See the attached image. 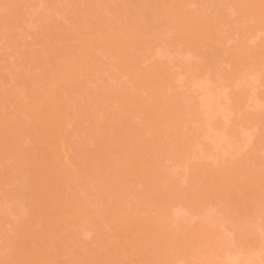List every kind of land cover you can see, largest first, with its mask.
I'll return each mask as SVG.
<instances>
[{"label":"rangeland","instance_id":"obj_1","mask_svg":"<svg viewBox=\"0 0 264 264\" xmlns=\"http://www.w3.org/2000/svg\"><path fill=\"white\" fill-rule=\"evenodd\" d=\"M2 1V2H1ZM5 0H0V6L2 7H0V28H1V30L2 31H4V34H3V32L1 33V30H0V75H2L1 76V79H0V87H2V88H0V107L1 106H3V107H1L0 108V126L2 125V124H4V127H3V125L0 127V131H1V129H2V131L0 132L2 135H0V149H1V151H0V170L2 169V171H0V197H2V199L0 198V225H1V227H0V260H3V262H5V263H7L6 261L8 260V263L7 264H12L11 263V261H14L12 258H15V261H17L18 259V264L19 263H21V264H40V262H41V264H79L80 262L82 263V264H94V262L97 264V262L99 263V264H104L105 263V257H107V256H109V258L110 257H112V258H110L109 260H113V258L115 259V257H114V255L113 254H115V253H113V254H111V256L110 255H107L108 253L110 254L111 252H113V251H111V250H113L114 248V250L117 252V254L116 255H118V254H120V255H118V257H120L119 258V261H118V264H121L120 262L122 261V264H126V262H127V264L128 263H130V264H161V263H163V264H264V183H262V182H264V120H262L263 118H264V59H263V57H264V47L263 48H261L262 46H264V45H262V44H264L263 42H264V25H263V27H261V25H262V22H263V24H264V13H263V11H264V0H251L252 2H250V5H252V6H249V2H247V0L245 1V0H239V1H237V0H230L232 3H230V1H228V0H226V1H224V0H222V1H224V3H220V1L219 0H195L196 2H197V4H196V6H195V1H194V5H193V0H187V1H183V0H169V3H168V0H125V1H129V3L128 2H126L125 3V1L124 0H114V2L112 3V0H108V2H109V4H108V2L106 1V2H104L103 0H68V1H66V0H55V2H54V0H48V2H47V0L45 1V0H41V1H39V0H34V1H36V2H34L33 0H28V1H24V0H9V2H8V0H6L5 2H4ZM38 1V2H37ZM44 1V2H43ZM52 1V2H51ZM72 1V2H71ZM74 1V2H73ZM77 1V2H76ZM104 2V4H103V2ZM120 1H122L123 3H124V5L122 6L121 5V2ZM166 1H167V3H166ZM188 1H191V2H189V4H188ZM202 1H204V4H203V2ZM209 1V2H208ZM236 1V2H235ZM249 1V0H248ZM256 1H257V3H256ZM262 1V2H261ZM4 2V3H3ZM7 2V4H5ZM40 2V3H39ZM45 2H46V4L47 3H50V4H45ZM111 2V3H110ZM148 2V3H147ZM183 2V3H182ZM185 2V3H184ZM199 2V3H198ZM214 2V3H213ZM218 2V3H217ZM226 2V3H225ZM233 2H235V4H233ZM240 2V3H239ZM243 2H245V4L243 3ZM11 3V4H10ZM37 3H38V5H37ZM55 3V4H54ZM67 3V4H66ZM118 3H120V4H118ZM128 3V4H127ZM145 3V4H144ZM176 3V4H175ZM180 3V4H179ZM188 5H187V4ZM191 3V4H190ZM213 3V4H212ZM215 3H216V5H215ZM254 3H255V5H254ZM263 3V4H262ZM43 4H45V5H43ZM65 4V5H64ZM71 4V6L70 7H68V5H70ZM100 4V5H99ZM106 5V4H108V5H106V6H102V5ZM114 4V5H113ZM127 4V5H126ZM150 4L153 6H151L150 7ZM170 5V8H169V6H166V5ZM173 6H172V5ZM174 4H175V6H174ZM177 4H179V5H177ZM186 4V5H185ZM202 4V5H201ZM219 5V7L221 6V9L218 7V5ZM243 4V5H242ZM257 4V5H256ZM262 6H261V5ZM6 5H9V6H6ZM36 5V6H35ZM42 5H43V7H42ZM48 5H50V6H48ZM67 5V6H66ZM118 5V6H117ZM122 7H121V6ZM182 5V6H181ZM199 5V6H198ZM209 5H211L212 7L214 6V8L216 7V9H214L213 8V10L211 9H209L211 6H209ZM238 5H240V6H238ZM4 6V7H3ZM11 6V7H10ZM41 6V7H40ZM48 6V7H47ZM53 6V7H52ZM64 6H66V7H64ZM109 6V7H108ZM127 6V8H125L124 9V7H126ZM207 6V7H206ZM238 6V7H237ZM242 6V7H241ZM249 6V9H247V7ZM38 7V8H37ZM46 7V8H45ZM101 7V8H100ZM106 7H108V8H106ZM155 7H157L158 9H159V12H158V9L157 8H155ZM168 7V8H167ZM171 7H172V9H171ZM176 9H175V8ZM183 7V8H182ZM211 7V8H212ZM241 7V8H240ZM253 9V12H252V10H250L251 8ZM263 7V8H262ZM40 8V9H39ZM48 8H50L49 10H50V12H49V10H47ZM55 8V9H54ZM77 8V9H76ZM79 8H80V10H79ZM97 8H98V10H97ZM99 8H100V10L101 11H99ZM103 8H104V11H103ZM122 8V9H121ZM149 9V11H148V9ZM152 8V9H151ZM153 8H155L156 10V12L154 13V15H153V13H152V19H151V17L149 16V15H151V12L153 11ZM182 8V9H181ZM219 8V9H218ZM233 8H235L234 10H233ZM254 8H256V11L254 10ZM260 10H259V9ZM262 8V9H261ZM11 9V10H10ZM36 9V10H35ZM64 9V10H63ZM76 11H75V10ZM81 9H82V11H81ZM96 9V10H95ZM124 9V10H123ZM135 9H137L138 10V12H137V10H135ZM167 9H169V11L168 12H170V13H168L167 12ZM171 9V10H170ZM181 9V10H180ZM239 9H241V11L239 10ZM66 12L67 11V13H65V15H64V12ZM108 10V11H107ZM111 10V11H110ZM126 10V11H125ZM143 10V12H141V11ZM164 10V11H163ZM173 10V11H172ZM175 10V11H174ZM185 11V13H184V11ZM235 10H237V12H235ZM247 10H248V12H247ZM262 10V11H261ZM1 11H4L3 13H1ZM11 11V12H10ZM70 11V12H69ZM78 11V12H77ZM94 11H97V12H94ZM99 11V12H98ZM104 12V14H102L103 12ZM107 11V12H106ZM110 11V12H109ZM135 11V12H134ZM147 11V12H146ZM163 11V12H162ZM180 13H179V12ZM181 11H182V13H181ZM213 11H216L215 13L213 12ZM242 12V13H238V12ZM245 11H246V14H245ZM257 12V13H255V12ZM35 12V13H34ZM38 12V14H36ZM49 12V13H48ZM63 12V14H61ZM69 12V13H68ZM112 12V13H111ZM145 12V13H144ZM158 12V13H157ZM164 12L165 13H167V14H164ZM175 13L174 15H173V13ZM6 13V14H5ZM9 13H11V14H9ZM47 13V14H46ZM80 13H82V18H81V16H79L78 14ZM85 15H84V14ZM90 13V14H89ZM98 13L102 16H99L98 15ZM111 13V14H110ZM126 13V14H125ZM141 13H143V14H141ZM147 13V14H146ZM244 13V14H243ZM249 13V14H248ZM251 13H252V15L253 16H249V15H251ZM261 13H263L261 16H260V14ZM42 14H44L43 16H45V17H43L42 16V18H44V19H42L41 18V15ZM51 14V15H50ZM69 14H73L72 16L71 15H69ZM76 14V15H75ZM93 14H95L94 15V18H92L93 17ZM134 14H136V15H134ZM139 14V15H138ZM149 14V15H148ZM160 14H162V15H160ZM184 14V15H183ZM190 14V15H189ZM214 14H215V16H216V18H215V16H214ZM220 14V15H219ZM248 14V15H247ZM256 14V15H255ZM12 15V16H11ZM34 15V16H33ZM40 15V17H38ZM62 15V16H61ZM67 15V16H66ZM68 15H69V17H68ZM88 15V16H87ZM89 15H91L92 17H90ZM105 15L107 16H110V17H108L107 16V19H109L110 18V21L109 20H107L106 18H105ZM114 15V16H113ZM140 15H142V17H140ZM147 17H146V16ZM159 15V16H158ZM182 15V16H181ZM189 15V16H188ZM193 15V16H192ZM203 15V16H202ZM246 15V16H245ZM7 16V17H6ZM10 16V17H9ZM32 16V17H31ZM47 16V17H46ZM60 16V17H59ZM66 16V17H65ZM76 16V17H75ZM85 16V17H84ZM97 16H98V18H99V21H97ZM112 16V17H111ZM140 17V18H143L144 19V21H143V19H140V18H137V17ZM149 16V17H148ZM164 18H163V17ZM173 16V17H172ZM186 16V17H185ZM191 16V17H190ZM250 18H252V19H249V17ZM3 17V18H2ZM36 18V20L34 19V18ZM66 19H65V18ZM74 17L75 18H78L79 19V21H78V19L77 20H74ZM80 17V18H79ZM84 17V18H83ZM103 17L105 18V20L103 19ZM145 17V18H144ZM155 17H157V19L155 18ZM161 17V18H160ZM167 17V18H166ZM169 17H171V18H169ZM175 17V18H174ZM187 17H190L189 19L187 18ZM193 17H194V19H193ZM205 17V18H204ZM256 17V19H254ZM259 17H261V18H259ZM41 19V20H39V19ZM45 18L46 19H48V20H45ZM50 18V19H49ZM59 18H61L60 19V22H59ZM73 18V19H72ZM87 18H88V20H87ZM90 18V19H89ZM96 18V19H95ZM101 18L103 19L102 20V22H101ZM154 18V19H153ZM204 18V19H203ZM207 18V19H206ZM214 18V19H213ZM257 18H259V19H257ZM4 19H6V20H4ZM34 19V20H33ZM63 19H65V20H63ZM87 20V21H85V22H83L84 20ZM93 19V20H92ZM112 19V20H111ZM138 19V20H137ZM146 19V20H145ZM167 19V20H166ZM171 20V22H170V20ZM183 19H188L187 21H185V20H183ZM192 19V20H191ZM212 19V20H211ZM263 19V20H262ZM11 20V21H10ZM50 20V21H49ZM54 20H58V22H54ZM68 20V21H67ZM151 20V21H150ZM152 20H154V21H152ZM164 20V21H163ZM169 20V21H168ZM183 20V21H182ZM191 20V21H190ZM194 20H196V21H194ZM201 20V21H200ZM203 20H205V22L203 21ZM211 20V21H210ZM222 22H221V21ZM249 20H251V22L249 21ZM9 21V22H8ZM33 21V22H32ZM44 21H46L47 22V24H51V26H49V27H54V29H51V28H49L48 26H47V24L46 23H43ZM69 21H73L72 22V24H71V22H69ZM80 21L83 23V25H85V23L87 22V24H89V26L86 24L85 25V28H86V30H84L82 27H83V25H82V23H80ZM107 21V22H106ZM145 22V23H143V22ZM175 21H177L176 22V24L174 23ZM181 23H179V22ZM185 21V23H187L188 22V24H186V25H184V26H181V25H183V24H185V23H183ZM191 22V24H192V27H191V24H190V22ZM192 21H194L196 24L197 23H199V24H195L194 22H192ZM200 21V22H199ZM208 21V22H207ZM210 21V22H209ZM213 21V22H212ZM255 21H257V22H255ZM261 21V22H260ZM1 22H2V24H1ZM8 22V23H7ZM32 22V23H31ZM34 22H35V24H34ZM37 22V23H36ZM38 22L40 23L41 22V24H38ZM49 22V23H48ZM51 22H54V25H53V23H51ZM68 22H69V24H71V28H73V30L72 29H70V31L68 30V28H70V26H69V24H68ZM77 22H79V23H77ZM90 22V23H89ZM103 22H104V24H103ZM106 22V23H105ZM166 22V23H165ZM168 22H170V23H168ZM201 22H203L202 24H201ZM207 22V23H206ZM254 22V23H253ZM261 24H259V23ZM10 23V25H8ZM59 23V25H60V28H59V25L57 26V24ZM75 23L76 24H79V26L78 25H75ZM93 23V24H92ZM97 25H96V24ZM152 23H154V24H152ZM183 23V24H182ZM206 23V24H205ZM209 23H210V25H209ZM252 23V24H251ZM7 24V25H6ZM44 24H46V25H44ZM56 24V25H55ZM90 24H92L93 26H94V28L92 27V25H90ZM102 24V25H101ZM106 24V25H105ZM141 26H140V25ZM144 24V25H143ZM152 24V25H151ZM174 24V25H173ZM196 25V27H198L199 26V28H195V25ZM201 24V25H200ZM255 24H256V26H255ZM32 25V26H31ZM33 25L35 26H39V28H41V29H43V30H45L46 31V29H44V28H46V27H48L49 29H51L50 31H49V33L48 34H50V33H52L51 31L52 30H58L55 34H57L59 31V33H58V38H60L59 39V41H58V38L56 39V38H52V37H54V36H56V35H52L51 34V38H52V40H53V42L54 43H56L55 45H56V50H57V53H56V51H52V52H55V53H51L52 55H54L55 56V54H56V58H52V57H54V56H52L51 57V54H50V52L51 51H49V50H46V51H49V56L51 57H49L48 56V58H49V61L47 60L48 58H45V57H47L46 55H48V52H47V54L46 55H44V58H45V62H49L48 64H50V66H51V68L49 67V65L46 63V65L45 64H43V59H42V62H40L41 60H39V58L40 57H42V56H40V54H39V52H41V51H44L43 49H45L46 47H47V49H49L48 47L51 45L52 46V48L55 50V47L53 46L54 45V43L52 42V44H50L51 42L50 41H52L51 39H50V36H48V34L46 33V32H44L43 30H41L40 29V31L42 32V33H40V31H39V28H35L34 29V27H33ZM41 25V26H40ZM42 25L44 26V28H42ZM68 25V26H67ZM74 25V26H73ZM100 26V28H99V26ZM105 26L107 29L109 28V30H107L106 31V28L105 27H102V26ZM140 26V27H137V26ZM143 25V26H142ZM170 25V26H169ZM190 27H189V26ZM202 25L203 26H205L204 28L202 27ZM207 25V26H206ZM209 25V26H208ZM216 25V26H215ZM218 25V26H217ZM252 25H254V26H252ZM260 25V26H259ZM12 26V27H11ZM35 26V27H36ZM37 26V27H38ZM62 26H63V32H62ZM87 26H88V28H87ZM91 26V28H89ZM146 26H148V27H146ZM159 26V27H158ZM188 26V27H187ZM200 26H201V29L202 30H200ZM250 26H251V28H250ZM259 26V27H258ZM3 27H5L4 29H3ZM56 27V28H55ZM77 29H76V28ZM97 27V28H96ZM143 27H144V29H143ZM152 27V28H151ZM181 27H184V29L183 30H186V31H183L182 30V28ZM207 27V28H206ZM209 27V28H208ZM249 27V28H248ZM254 27H256V28H254ZM258 27V28H257ZM7 28H8V30H7ZM47 28V30H49ZM61 29V30H59V29ZM103 28H105V29H103ZM130 28L132 29V30H130ZM187 28V29H186ZM189 28V29H188ZM191 28H192V31H191ZM252 28H253V30H252ZM65 29V30H64ZM74 29H76V30H74ZM90 29V30H89ZM92 29V30H91ZM100 29V30H99ZM135 29V30H134ZM142 31H141V30ZM173 29V30H172ZM177 29V30H176ZM205 29H208L207 31L205 30ZM246 29V30H245ZM249 29V30H248ZM254 29H255V31H256V33L254 32ZM257 29V30H256ZM260 29V30H259ZM15 30H16V33H15ZM31 30H33L32 32H33V34L31 35ZM35 30V31H34ZM66 30H68V32L66 31ZM179 30V31H178ZM183 32H182V31ZM213 30V31H212ZM215 30V31H214ZM217 30V31H216ZM219 30V31H218ZM252 30V31H251ZM263 30V31H262ZM8 31L10 32V34L8 33ZM14 31V32H13ZM17 31H18V33H17ZM39 31V32H38ZM66 31V32H65ZM106 31V32H105ZM112 31V32H111ZM131 31V32H130ZM133 31V32H132ZM138 31V32H137ZM144 31V32H143ZM156 31H158L157 33H155ZM160 31V32H159ZM188 31H191L192 32V34L190 33V32H188ZM202 31V32H201ZM208 31L210 32V33H208ZM212 31V32H211ZM243 31H245L244 33H243ZM7 34H6V33ZM11 32L12 33H14V34H11ZM31 32V33H30ZM72 32H75L76 34H73ZM84 32V33H83ZM92 32V33H91ZM104 32V33H103ZM109 32V33H108ZM136 32V33H135ZM175 32L177 33V34H179V32H182V33H180V34H182V35H180L179 34V36L178 35H176L175 34ZM195 32V33H194ZM197 32V33H196ZM220 32V33H219ZM248 32V33H247ZM262 32V33H261ZM20 33V34H19ZM34 33H38V34H40L39 36H41V34L43 35V33L45 34L46 33V35L48 36L47 38H49L48 40H47V38H46V40H47V42H48V44H50L49 46H47V42H45V44L44 43H42L43 42V39H42V37H40L41 38V40L40 39H38L37 40V38H36V34H34ZM53 33H54V31H53ZM66 34V35H70L69 36V38L71 39L72 38V40H70L69 38L67 39V37L68 36H64L63 34ZM68 33H71V34H68ZM88 33V34H87ZM91 33V34H90ZM110 33H113V34H110ZM139 33H141V34H139ZM153 33H155L157 36H154V34ZM186 33H187V35H186ZM188 33H190V34H188ZM205 34V35H203V34ZM212 33V34H211ZM260 33V34H259ZM3 34V35H2ZM19 34V35H18ZM22 34V35H21ZM30 35V36H28V35ZM61 34H62V37H61ZM82 34V35H81ZM128 34V35H127ZM131 34H134V35H131ZM185 34V35H184ZM194 34V35H193ZM211 34V35H210ZM249 34V35H248ZM257 34H259V35H257ZM8 35H10V37H12V36H14V39H18L17 41H20V42H18L17 43V41H16V43H14L15 41L12 39V38H10L9 37V39L7 38V36ZM18 37H17V36ZM24 35V36H23ZM26 35V36H25ZM35 35V36H34ZM71 35L72 36H74V37H71ZM78 36L77 38L78 39H76V37L75 36ZM82 37H81V36ZM90 35V36H89ZM107 35V36H106ZM125 36L124 38H122V36ZM127 35V36H126ZM140 35L142 36V37H140ZM190 35L191 36H193V37H190ZM197 35V36H196ZM198 35H199V37H198ZM203 35V36H202ZM216 35V36H215ZM5 36H6V38H5ZM32 36H34L35 38H33V39H35V40H32ZM118 36V37H117ZM134 37V39H133V37ZM138 38H137V37ZM183 36H185L186 38H188V40L187 39H185V37H183ZM188 36V37H187ZM195 36H196V39H195ZM202 36V37H201ZM208 36V37H207ZM222 36V37H221ZM259 36H261V37H259ZM31 39H30V38ZM44 37H46V36H44ZM43 37V38H44ZM106 37H110L111 39L113 38L114 39V41H113V39L112 40H109L108 38L106 39ZM115 37H117V38H115ZM128 37H131V38H128ZM179 37H181L180 39H179ZM204 37H206V38H204ZM209 37H212V38H209ZM216 37H218V39L216 38ZM220 37V38H219ZM4 38V39H3ZM24 38V39H23ZM27 40H26V39ZM64 38H66L65 40H64ZM105 38V39H104ZM126 38H128V39H126ZM142 38V39H141ZM183 38V39H182ZM190 38H192V39H190ZM222 38V39H221ZM256 38H258V39H256ZM261 38H263V39H261ZM11 39V40H10ZM79 39H83V41L82 40H79ZM99 39V40H98ZM101 39H104L105 41H103V40H101ZM123 41V43L124 44H119L118 42L120 41V43H121V40ZM125 39V40H124ZM131 39V40H130ZM136 39H140L141 41H143V42H141L140 40L139 41H137ZM177 39V40H176ZM178 39H179V41H178ZM201 39H203V40H201ZM215 39V40H214ZM222 40V42L220 41V40ZM261 39V40H260ZM3 40H5V41H3ZM9 40V41H8ZM41 41L40 42V44H42V45H40L39 44V42L36 44V42L37 41ZM58 41V44H57V41ZM63 42H62V41ZM73 40H76V41H73ZM85 40V41H84ZM91 40V41H90ZM108 40V42L105 44V42ZM128 40V42L130 43L129 45H127V43H126V41ZM134 40V41H133ZM174 40V41H173ZM187 41V43L189 44H187L186 45V42L185 41ZM189 40H191V41H193V42H191V41H189ZM196 40V41H195ZM260 42V44H259V42ZM7 41V43H5ZM11 41V42H10ZM24 42V43H22V42ZM25 41L27 42V43H25ZM30 41H35V42H33V43H35V45L32 43V42H29ZM70 43H69V42ZM77 41H78V43H77ZM80 41H82V42H80ZM99 41V42H98ZM100 41H101V43H100ZM110 41H113V42H110ZM131 41V42H130ZM136 41V42H135ZM166 41V42H165ZM168 41H169V43L170 44H168ZM181 41H183V42H181ZM198 41V42H197ZM202 41V42H201ZM220 41V42H219ZM224 41V42H223ZM9 42V43H8ZM73 42V43H72ZM75 42H76V44H75ZM89 44V43H91V44H87V43ZM93 42V43H92ZM109 42H110V44H109ZM117 44H119V45H121V46H123L122 48L120 47L119 49H118V45H116V43ZM134 44H133V43ZM172 42H174V43H172ZM177 42H181V43H177ZM189 42H191V44L189 43ZM205 42V43H204ZM215 42H218L217 44H215ZM33 44V46H31L32 44ZM85 43H86V45H85ZM100 43V44H99ZM139 45H138V44ZM177 43V44H176ZM185 43V44H184ZM193 43H195V44H193ZM200 43H204L203 45L205 46H203V45H201ZM207 43V44H206ZM220 43V44H219ZM262 43V44H261ZM84 44V47L87 49H91L92 51H91V53L92 52H94V55H92L93 56V58H91L90 56H89V54H90V51H87L89 54H87V52H86V54H87V56H86V54H85V51H86V49H84L85 51H82L80 48L82 47V45ZM102 44H105V45H107L110 49L108 50L107 48H100V46L102 45ZM109 44V45H108ZM113 44V45H112ZM136 44V45H135ZM143 46H142V45ZM172 44H174V45H172ZM179 44V45H178ZM41 46L40 48H39V46ZM44 45V46H43ZM87 45H88V47H87ZM100 45V46H99ZM112 47H111V46ZM139 46V47H137V49H136V47L135 46ZM198 45V46H197ZM209 45H210V48H209ZM215 45V46H214ZM261 45V46H260ZM46 46V47H45ZM50 46V47H51ZM61 46V47H60ZM132 47V48H130V52L131 53H129V51L127 52V51H124V47H126V49L128 48V47ZM140 46H142V47H140ZM199 48V47H204V48H197V47ZM214 48H213V47ZM218 46H219V48L221 49H219L218 48ZM221 46V47H220ZM243 46H244V48H243ZM257 46H259V48H256ZM36 47H38V48H36ZM43 47V48H42ZM77 47V48H76ZM80 47V48H79ZM101 47H105L104 45L103 46H101ZM186 47V48H185ZM187 47H189V48H187ZM246 47V48H245ZM60 48H61V50H62V53H63V51H64V55L65 56H63V57H60V56H62L63 54H61L60 53ZM83 48V47H82ZM100 50H99V49ZM140 48V49H139ZM143 48V49H142ZM191 48L193 49V50H191ZM197 48V49H196ZM227 49L226 51H224L225 49ZM260 48H261V50H260ZM39 50V52H38V50ZM41 49V50H40ZM77 49L79 50H81L82 52H84V53H82V52H80V53H82V54H85V57H84V55H83V57H84V59H83V57L81 56L82 54H79V57L81 58V60H80V62H79V64L78 65H80V66H78L77 67V64L76 63H74V65L76 64V68H71V67H69V66H74L73 65V61L76 59H72V55L73 56H75L77 53H76V51H77ZM87 49V50H88ZM95 49H98L99 51H96ZM105 51H104V50ZM123 49V50H122ZM125 49V50H126ZM136 49V50H135ZM173 49L175 50V52L173 51ZM211 49V50H210ZM213 49H214V51L216 52V53H214V55H213ZM216 49H217V51H216ZM243 49V50H242ZM247 49V50H246ZM251 49V50H250ZM254 49H256V52H255V50ZM263 49V50H262ZM94 50V51H93ZM139 50V51H138ZM142 50H144V51H142ZM150 50V51H149ZM187 50H190V51H187ZM195 50V51H194ZM223 50V51H222ZM232 50V51H231ZM254 52H253V51ZM260 50V51H259ZM58 51H59V54H58ZM107 51V53H105ZM119 51V52H118ZM135 51V53H137L136 55H137V57H139V58H136L135 56V53H133V52ZM140 51H141V54H140ZM145 51H147V52H145ZM192 51V52H191ZM221 52L220 54H222V56H224V57H222L221 56V59H222V61L220 60V54H219V52ZM241 51V52H240ZM244 51V52H243ZM251 51V52H250ZM259 53H258V52ZM32 52V53H31ZM127 54H125V53ZM198 52H199V54H198ZM209 52V53H208ZM212 52V53H211ZM261 52H263V53H261ZM29 53V54H28ZM31 53V54H30ZM43 52H41V54H42ZM68 53V54H67ZM109 53V54H108ZM114 55H113V54ZM121 53V54H120ZM133 53V54H132ZM149 53V54H148ZM191 53V54H190ZM195 53H197L196 55H195ZM211 53V54H210ZM218 53V54H217ZM235 53V54H234ZM252 53H254L253 55H252ZM25 54H28V56H25ZM37 54H39L38 56H37ZM58 54V55H57ZM61 54V55H60ZM103 54V55H102ZM117 55V57H115L116 55ZM121 55V56H119V55ZM122 54H125V55H122ZM194 54V55H193ZM200 54H201V56L202 57H200ZM208 54V55H207ZM219 55V57L217 56V55ZM227 54L228 55H232L231 57L230 56H227ZM238 54V55H237ZM241 54H243V56H244V60H243V57L241 56ZM246 54V55H245ZM248 54H250V55H248ZM259 54L262 56H259ZM29 55H31V56H29ZM34 55V56H33ZM66 55H69L70 57V59L72 60V61H70V59H65V57L66 58H68V56H66ZM91 55V54H90ZM102 55V56H101ZM108 55H112L113 56V58H112V56H108ZM129 55V56H128ZM144 55V56H143ZM145 55H147V58H145ZM149 55V56H148ZM213 55V56H212ZM238 56V58H237V56ZM78 56V54L76 55V57ZM105 56L108 58V63L111 65H109L107 62H106V60H105ZM131 56H133V57H131ZM143 56V57H142ZM211 56L213 57V58H215V60H213V58H211ZM228 58H227V57ZM234 56V57H233ZM242 58H241V57ZM257 57V58H254V57ZM26 57H29V59H31L32 60V58H34L33 59V62H31V60L30 61H28V60H24L23 58H26ZM31 57V58H30ZM90 57V58H89ZM121 57L123 58V59H121ZM206 57V58H205ZM225 57H226V59H225ZM230 57V58H229ZM246 57H247V59H246ZM251 57V58H250ZM263 59H261V58ZM39 60L38 62H40V63H38V62H36L37 61V59ZM100 58V59H99ZM106 58V59H107ZM120 58V59H119ZM128 58V59H127ZM143 58H145L146 59V61H145V59H144V61H143ZM212 59L213 61H211L210 59ZM218 58H219V60H218ZM223 58H224V60H223ZM23 59V60H22ZM111 59V60H110ZM204 59V60H203ZM209 59V60H208ZM232 59H234V61H232ZM236 59V60H235ZM252 59V60H251ZM253 59H255V60H253ZM261 59V60H260ZM36 60V61H35ZM66 60V61H65ZM67 60H69L68 62H67ZM78 60H79V58H78ZM77 60V61H78ZM93 60V61H92ZM96 60V62H94ZM99 60V61H98ZM101 60V61H100ZM132 60H133V62H132ZM217 60V61H216ZM238 60V62L236 63L235 61H237ZM240 60H241V62H240ZM259 60V61H258ZM19 61V62H18ZM20 61H22V62H20ZM25 61H27L28 63H29V65L25 62ZM57 61V62H56ZM61 61L63 62H67L66 63V65H68V66H66V67H63L65 64H64V62L63 63H61ZM76 61V60H75ZM88 61V62H87ZM93 63H92V62ZM181 63H180V62ZM184 61V62H183ZM206 61V62H205ZM210 61V62H209ZM221 61V63H219ZM224 61V62H223ZM229 61V62H228ZM252 61H255V63H252ZM256 61H258L257 63H256ZM263 61V62H262ZM3 62H5V63H3ZM10 62V64H8ZM25 62V63H24ZM36 62V63H35ZM58 63V64H56V63ZM70 62L72 63V65H70ZM81 62H82V65H81ZM84 62H86L85 64H86V66H85V64H84ZM91 62V67L89 68L88 67V64ZM98 62V63H97ZM100 62V63H99ZM125 62V63H124ZM127 62V63H126ZM130 62V63H129ZM177 62V63H176ZM215 62H217V63H215ZM230 62L232 63V64H230ZM247 62H249V63H247ZM259 62H261V63H263V64H260ZM13 65H12V64ZM24 63V64H23ZM42 63V65H44V66H42V65H40ZM51 63H53V66H54V69H52L53 68V66H52V64ZM69 63V64H68ZM78 63V62H77ZM106 63V64H105ZM133 63V64H132ZM219 63V64H218ZM234 63V64H233ZM244 63V64H243ZM260 64V66H259V64ZM6 64V65H5ZM7 64H8V66H7ZM21 64H23V65H21ZM25 64H27V66L25 65ZM30 64H34V66H35V64L37 65L38 64V66H36L35 68H37V70H35V68H34V66L32 65V66H30ZM62 65V69H61V65ZM84 64V65H83ZM94 66H93V65ZM99 64V65H98ZM108 64V65H107ZM178 64H179V66H178ZM180 64H183V65H180ZM248 64V65H247ZM256 64V65H255ZM1 65H2V68H1ZM12 65V66H11ZM18 65V66H17ZM40 65V66H39ZM56 65H57V67H56ZM100 65H103V68L100 66ZM107 65V66H106ZM160 65H164V67H162L161 66V70H162V72H161V70L159 71V70H157V68H159L160 69ZM177 65V66H176ZM203 65V66H202ZM253 65H255L256 66V70H255V66H253ZM5 66V67H4ZM6 66L8 67V68H6ZM26 67L27 68V70H24V69H26V68H20V67ZM90 66V65H89ZM95 66H96V68H95ZM98 66V67H97ZM134 66V67H133ZM155 66V67H154ZM166 66V67H165ZM248 66H251L250 67V69L248 68ZM12 69H11V68ZM29 67V68H28ZM32 67V68H31ZM48 67H49V70H48ZM56 67V68H55ZM60 67V68H59ZM75 67V66H74ZM82 67H85V69H87V74L85 75V69L84 68H82ZM111 69H110V68ZM122 67H125L126 68V70H124ZM154 68V70H155V76L157 77V76H159V75H156V73H157V71H158V73L160 74V78H159V80L157 79V81H155L154 82V80H153V78H155V76H154V73L152 72V70H153V68ZM185 67V68H184ZM259 67V68H258ZM6 70H8L9 69V71H5V69ZM33 69L34 68V70H29V69ZM39 68H41L40 70H39ZM93 70H92V69ZM98 68V69H97ZM100 68V69H99ZM113 68H115V69H113ZM148 68V69H147ZM152 68V69H151ZM164 68H165V71H164ZM177 68H178V70H177ZM184 68V69H183ZM254 68V69H253ZM4 69V70H3ZM45 69H47L46 70V74H44V72L45 71H43V70H45ZM59 69V70H58ZM67 69L68 70H70L69 72L67 71ZM76 69V70H75ZM79 69V70H78ZM84 71H83V70ZM88 69H91V70H89V72H88ZM103 69V70H102ZM180 69H182V70H180ZM251 69H253V70H251ZM22 70H24L23 72H22ZM29 70V71H28ZM50 70H52V72L50 71ZM82 70V71H81ZM98 70H100V71H98ZM105 70V71H104ZM117 70V71H116ZM146 70V71H145ZM169 70V71H168ZM248 70V71H247ZM259 70V71H258ZM25 71H27V72H25ZM41 71H43L42 73H41ZM72 71H74L73 73H71ZM76 71V72H75ZM77 71H79V73H80V71H81V73H80V76H79V73L77 72ZM104 71V72H103ZM112 72V74H111V72ZM116 71V72H115ZM129 71V72H128ZM131 71H132V73L134 74V76L137 74V76H132V73H131ZM134 71V72H133ZM164 71V72H163ZM181 71V73H178V72H180ZM188 71V72H187ZM258 71V72H257ZM4 72V73H3ZM5 72H7L8 74L10 73V72H12V73H10L9 75H11V74H13L14 75V77L11 75L10 77H13V78H11L10 79V77H9V75L8 74H6ZM68 75H66L65 73ZM101 72V73H100ZM113 72H114V74H113ZM148 72V73H147ZM166 72H168V73H166ZM184 73V75H183V73ZM221 72H222V74H221ZM224 72H225V74H224ZM229 72V73H228ZM254 72V73H253ZM256 72V73H255ZM16 73V74H15ZM29 73H30V75H29ZM37 76H39V77H37L36 78V75ZM48 73H51L52 74V76L51 75H49ZM60 73V74H59ZM76 75H75V74ZM83 73V74H82ZM153 73V77H151L150 75H148V74H152ZM157 73V74H158ZM166 73V74H165ZM188 74V76H187V74ZM193 73V74H192ZM214 73V74H213ZM215 73H216V76H214L215 75ZM221 75H220V74ZM231 73H233V75L231 74ZM250 73V74H249ZM252 73V74H251ZM18 74V75H17ZM21 74H23V75H21ZM53 74H55V75H53ZM58 74V75H57ZM64 76H63V75ZM71 74H73V76L74 77H72V82H71V78H68V77H70V76H72ZM142 74H144V75H142ZM170 74V75H169ZM174 74V75H173ZM194 76V77H191L192 75ZM196 74V75H195ZM202 74V75H201ZM212 74V75H211ZM231 74V77L229 76ZM256 74H258V75H256ZM5 75H7V76H5ZM15 75L18 77H15ZM35 77H34V76ZM46 75H48V77H47V80L49 79V76L51 77V79H52V81H53V83H55L56 84V87H54L55 88V90H57L58 91V93H60L59 95H64L65 94V97L64 96H62V97H64V99L65 98H67L66 96H70V94L72 93V92H74L73 94H71V96L70 97H72V99L73 100H71V98L69 97L68 99L69 100H71L72 102L70 103V102H68L67 101V99H65L64 101H63V99H62V97L60 98L59 97V95H58V93H57V98L58 99H60V100H62L63 102H61V101H59V103L61 102L62 104L63 103H66L65 101H67L69 104H73V101H74V103H75V100H76V104L77 105H72L71 107H69V109L71 108V112H70V114L72 115V116H70V114H69V112L67 113V117L69 116V118H67V119H65L66 118V116H64V112L65 111H62L61 109H63L64 110V106H62V107H60L61 106V104H59L60 106H58V107H55V106H57L58 104H56L54 107V109H56V111H54V109H52V111H54V112H52V116H51V114L49 113V111H48V109H46L47 107H51L52 108V106H53V104H52V106H51V104H49L48 102L46 103V101H48L47 100V98H44V92H45V94L47 93V91H49V90H47V91H45L44 89H46L47 87H48V85L46 86V88H45V86H42L43 85V82L41 83V80H43V79H45L46 77ZM165 75H167L166 76V78L164 77ZM180 75H182L181 77H180ZM186 75V76H185ZM197 75H201L200 77H198ZM204 75V76H203ZM220 75V76H219ZM235 75V76H234ZM261 75V76H260ZM26 77V78H24V77ZM30 76H31V78H33V81H34V84H33V81H32V79L30 78ZM60 76V77H59ZM63 76V77H62ZM142 76V77H141ZM145 76H146V79H143V78H145ZM174 76V77H173ZM179 76V77H178ZM185 76V77H184ZM197 76V77H196ZM221 76H222V78L225 80H223V82H222V78H221ZM227 76V79L225 78ZM247 76L250 78H247ZM253 76V77H252ZM255 76H259L258 78L257 77H255ZM4 77V78H3ZM7 77V78H6ZM23 77V78H22ZM42 79H41V78ZM54 77V78H53ZM56 77H58V78H56ZM66 77V78H65ZM136 77H138L137 78V80H135L136 79ZM163 77V78H162ZM192 78V79H189V78ZM217 77V78H216ZM220 77V78H219ZM15 78L16 79H18V80H15ZM55 78L56 79H58V80H55ZM75 78H76V80H78V81H76V83H77V85H76V83H74V81H75ZM77 78H79V79H77ZM135 78V79H134ZM150 78H152V79H150ZM158 78V77H157ZM168 78H171L170 80L168 79ZM175 78V79H174ZM199 78V79H198ZM213 78V79H212ZM237 78V79H236ZM4 79V80H3ZM12 81V82H10V80ZM20 79V80H19ZM22 79V80H21ZM37 79H40V80H37ZM51 79H49V80H51ZM54 79V80H53ZM60 79H65L66 80V82H64L63 80H60ZM68 79V80H67ZM152 80V81H150V80ZM162 79V80H161ZM180 79V80H179ZM183 79V80H182ZM187 79L188 80H191V82L190 81H188V83H187ZM197 79V80H196ZM231 80V81H229V80ZM248 79V80H247ZM253 79L255 80V81H253ZM260 79H262L261 81H260ZM31 80V81H30ZM48 80V81H49ZM74 80V81H73ZM139 80H143L142 82L143 83H141L140 84V82L141 81H139ZM156 80V79H155ZM162 81V84H161V81ZM168 80H169V82H168ZM172 80V81H171ZM184 80H186V81H184ZM212 80V81H211ZM235 80H236V82H235ZM250 80V81H249ZM16 81V82H15ZM21 81V83H19ZM25 81H26V83H25ZM37 81V82H36ZM40 81V82H39ZM48 81L46 82V80L44 81V83H45V85L48 83ZM57 81V82H56ZM59 81V82H58ZM68 81V82H67ZM71 83H70V82ZM148 81H150V82H148ZM159 81V82H158ZM178 81V82H177ZM184 81V82H183ZM194 81V82H193ZM214 81V82H213ZM219 81V82H218ZM233 81V82H232ZM246 81V82H245ZM252 81V82H251ZM4 82V83H3ZM26 84H24V83ZM30 84H29V83ZM40 83V84H38L39 86H37V83ZM64 84H63V83ZM79 82V83H78ZM136 84H135V83ZM149 84V86H148V84ZM152 82V83H151ZM168 82L169 84H166V83ZM170 82H172V83H170ZM212 82V83H211ZM232 82V83H231ZM248 82V83H247ZM262 82V83H261ZM3 83V84H2ZM13 83V84H12ZM17 85H16V84ZM57 83H58V85H57ZM138 83V84H137ZM155 83H157V84H155ZM187 83V84H186ZM190 83V84H189ZM213 83H215V84H213ZM8 84H10V86L8 85ZM12 84V85H11ZM21 84V85H20ZM24 84V85H23ZM49 84H51V82H49ZM62 84V85H61ZM68 84H73L72 86L71 85H68ZM143 84V85H142ZM151 84H152V86L153 87H151ZM155 84V85H154ZM176 84V85H175ZM226 84H228V85H226ZM233 84V85H232ZM2 85V86H1ZM19 85V86H18ZM28 85V86H27ZM53 85V84H52ZM74 85H76V86H74ZM87 85H90V86H87ZM138 85V86H137ZM144 85L146 86V88L144 87ZM168 85V86H167ZM171 85H172V87H171ZM231 85V86H230ZM15 86V87H14ZM16 86H17V88H16ZM25 87V86H27V88L25 87V89L23 88V87ZM30 86H32L33 88H35L36 86L38 87H36L35 88V90H33L32 89V87L30 88L31 90V93L29 92V88L28 87H30ZM41 86H42V88H41ZM54 86V85H53ZM53 86H52V88H51V86H49L50 87V89H54L53 88ZM66 86H69V87H66ZM86 86V87H85ZM140 86V87H139ZM143 86V87H142ZM175 86V87H174ZM22 87V88H21ZM73 87H75V88H73ZM77 87V88H76ZM79 87V88H78ZM89 87H90V89H89ZM96 87V88H95ZM138 87V88H137ZM151 87V88H150ZM162 89H161V88ZM165 87V88H164ZM171 87V88H170ZM12 88H14V89H12ZM16 88V89H15ZM41 88V89H40ZM69 88V89H68ZM71 88V89H70ZM101 88V89H100ZM110 90L111 89V91H112V93L109 91V93L110 94H108V90ZM144 88V89H143ZM160 88V90H158ZM167 88L169 89V90H167ZM12 89V90H11ZM24 89V90H23ZM38 89H40V90H44L43 92H41L40 90H37ZM49 89V88H48ZM77 89V90H76ZM82 89H85V91H86V93L84 94V92H83V95H85V96H83L82 95V91H84V90H82ZM96 89H98L97 90V92H92V91H96ZM153 89V91H151ZM20 90H21V92H23V94L25 95V94H27L28 95V93L27 92H29V94H31V95H29L30 97H28L27 95H26V97H24L23 98V94L21 95V97H20V95L19 94H21V92H20ZM100 90V91H99ZM105 90H107V91H105ZM119 90H120V92H121V90H122V94L119 92ZM150 90V91H149ZM155 90H156V92H155ZM162 90H163V93H162ZM166 90V91H165ZM16 91V92H15ZM24 91H27V92H25L24 93ZM32 91H37L42 97H40V95L38 94V97H37V95H36V97L33 95L34 93L32 92ZM51 91V90H50ZM61 91V92H60ZM69 91H72V92H69ZM80 91V92H79ZM87 91H91L89 94H88V96L86 95L87 94ZM105 93H104V92ZM115 91V92H114ZM124 91H126V92H124ZM19 92V93H18ZM37 92H36V94H37ZM63 92V93H62ZM75 92H77V93H75ZM119 92V93H118ZM159 92H160V94H159ZM52 94H54V97H55V93L56 92H51ZM50 93V94H51ZM96 93V94H95ZM126 93H128V94H126ZM162 93V94H161ZM237 93V94H236ZM9 96H7V95ZM13 94H17L18 96H15L17 99H18V101L16 100L15 101V97H14V95ZM50 94H48V95H50ZM75 94V95H74ZM76 94H77V96H76ZM119 95L118 97H116L117 95ZM121 94V95H120ZM159 94V95H158ZM4 95V96H3ZM32 95H33V97L34 98H36V99H34L33 100V98H32ZM47 95V94H46ZM47 95V96H48ZM81 95V96H80ZM110 95H112V96H110ZM125 95V96H124ZM150 95V96H149ZM162 95V96H161ZM240 95H241V97H240ZM4 98H3V97ZM11 96H13V97H11ZM83 96V97H82ZM8 98V99H10L11 101V104L9 103V101H7L8 99H5V98ZM28 97V100L27 99H25V98H27ZM40 97V98H39ZM46 97V96H45ZM53 97V95H52V97L51 98H54ZM74 97H76V98H74ZM80 97H81V99H83L82 101L80 100ZM109 99H108V98ZM112 97V98H111ZM129 97V98H128ZM148 97H149V101H147L148 100ZM174 97V98H173ZM13 98V99H12ZM21 98V99H20ZM22 98H23V102H21L20 100H22ZM32 98V99H31ZM41 98H42V100H43V98H44V100H43V102L42 101H40L41 100ZM48 98H50V96L48 97ZM77 98H79V99H77ZM121 98V100H119ZM126 98V99H125ZM146 98H147V100H146ZM234 98H236V99H234ZM238 98H240V100L238 99ZM29 99H31V100H29ZM55 99H56V97H55ZM58 99H57V101L55 100V102L54 103H56V102H58ZM75 99V100H74ZM107 99V100H106ZM112 99V100H111ZM162 99V100H161ZM171 99V100H170ZM177 99V100H176ZM4 100H6V102H8V104L6 103V102H4V104L2 103V101H4ZM14 100V101H13ZM25 100V101H24ZM26 100H27V102L28 103H30V107L33 109V111H35L36 112V114L34 113V115H32V113L30 114L31 115V117H29V118H25V117H27L26 116V111H20V110H24L25 109V107L24 108H22V106H21V108H19V104H22V103H24L23 105H28V103L26 102ZM46 100V101H45ZM51 100V99H50ZM53 100V99H52ZM78 100L79 101H81V102H78ZM109 100V101H108ZM115 100V101H114ZM127 100V101H126ZM159 100H161L160 102H159ZM163 100L165 101V102H163ZM174 100V101H173ZM236 102H235V101ZM38 101V102H37ZM123 101H124V106H123ZM145 101H147V102H145ZM169 101V102H168ZM177 101V102H176ZM238 101H240V102H238ZM14 102V103H13ZM15 102H17V103H15ZM19 102V103H18ZM31 102H34V103H32V105H31ZM116 102H117V104H116ZM128 102V103H127ZM141 102H143V103H145V104H143V103H141ZM151 102V103H150ZM156 102H157V104H156ZM161 102H162V104L164 105V108L162 107V104H161ZM173 102H175V103H177V104H174ZM238 102V103H237ZM5 103H6V105H5ZM13 103V104H12ZM44 103V104H43ZM52 103V102H51ZM68 103H66L65 105L67 106V108H66V106H65V109L66 110H68ZM146 103H147V105H146ZM149 103V104H148ZM174 104V105H178L179 107V109H182V113H183V115L181 116V115H179L178 116V114H180V113H178V114H176V111L175 110H178L177 109V107L176 108H174L173 110H174V112H175V114L177 115H173L172 116V113H174V112H172L173 110H172V108H173V106H172V108H170L172 111H171V116H168V115H170V113H168V114H166L165 113V111L167 112V111H170L168 108H166L165 106V104ZM16 104V105H15ZM34 104H36L37 105V107L34 105ZM46 104H48V105H50V106H45ZM116 104V105H115ZM121 104H122V106H121ZM146 105L147 106V108L144 110V108H145V106H143V107H141L142 105ZM10 105H11V107L13 106V109L10 107ZM38 105L39 106H41V107H38ZM151 105H152V108H151ZM156 105H157V107H156ZM17 106H18V108L20 109H18L17 108ZM43 106V107H42ZM70 106V105H69ZM76 108V109H73L74 107ZM129 106V107H128ZM159 106V107H158ZM168 106V105H167ZM8 107V108H7ZM14 107H16V109L18 110H16ZM29 107V106H28ZM26 108V109H28L29 110V108ZM44 107H45V109L48 111H46V110H44ZM79 107V108H78ZM117 107V108H116ZM120 107V108H119ZM161 107V108H160ZM169 107V106H168ZM171 107V106H170ZM38 109L39 108V111L38 110H36V109ZM42 108V109H41ZM50 108V109H51ZM61 108V109H60ZM77 108H78V111H77ZM155 108V110H153ZM165 108L166 109H168V110H165ZM5 109V110H4ZM9 109H11V110H9ZM32 109L30 110V111H32ZM49 109V110H50ZM61 110V112H60V110ZM74 111H73V110ZM126 110V111H124V110ZM157 109H159V110H157ZM185 109V110H184ZM191 109H192V111H191ZM7 110H8V112H7ZM27 110V111H28ZM42 110H44L45 112H46V114H44V112L42 111ZM122 110L124 111V113L125 114H122L123 112H122ZM152 110H153V112H152ZM162 110V111H161ZM7 113H6V112ZM73 111V112H72ZM77 111V112H76ZM95 111V112H94ZM120 111V112H119ZM127 111L129 112V114L127 113ZM157 111H158V113H157ZM180 112H181V110H179ZM178 111V112H179ZM183 111H185V112H183ZM5 112V113H4ZM18 112L20 113V112H23V113H21V114H18ZM25 112V113H24ZM37 112H38V114H37ZM43 112V113H42ZM62 112H63V115H61L62 114ZM75 112H76V114H75ZM148 112V113H147ZM152 112V113H151ZM159 112H162V113H159ZM198 112V113H197ZM30 113V112H29ZM29 113H28V115H29ZM42 113V114H41ZM54 113L58 116V114H59V119H61L60 120V122H59V120H56V119H58V118H56L55 116H54ZM58 113V114H57ZM74 113V114H73ZM102 113V114H101ZM163 113L166 115V116H168V119H167V117L166 118H163ZM9 116H8V115ZM43 114L44 115H47V114H50V116L54 119V121H52L51 120V117L49 116V118H48V123H47V118H46V122H45V117L46 116H43ZM100 114V115H99ZM159 114H161V116H162V118L160 119V115ZM187 114V115H186ZM194 114V115H193ZM200 114V115H199ZM203 114V115H202ZM6 115V116H5ZM36 115V116H35ZM40 115H42L41 116V118L43 119V121H42V123H40V120H38L37 121V123H35L36 122V120L38 119V117L40 116ZM74 115L76 116V117H80V119L79 118H76V117H74ZM96 115V116H95ZM99 115V116H98ZM123 115V116H122ZM124 115H126V116H124ZM192 115V116H191ZM197 115H199V116H197ZM202 115V116H201ZM259 115V116H258ZM2 116L4 117V118H2ZM14 116V117H13ZM63 116V118H61ZM91 117V119H90V117ZM104 116V117H103ZM159 116V118H157ZM176 116V117H175ZM185 116V117H184ZM193 116H195V117H193ZM248 116L250 117V118H248ZM37 117V118H36ZM44 117V118H43ZM56 119H55V118ZM85 117V118H84ZM182 117V118H181ZM263 117V118H262ZM6 118V119H5ZM18 118V119H17ZM26 119V121L25 120H23V119ZM31 118V119H30ZM32 118H33V121H32ZM35 118H36V120H35ZM40 118V119H41ZM92 118L94 119L93 120V122H92ZM106 118H107V120H106ZM149 120H148V119ZM170 118V119H169ZM187 118V119H186ZM190 118H191V120H190ZM198 120H197V119ZM2 119V120H1ZM12 119V120H11ZM20 119H22V121L20 120ZM41 119V120H42ZM50 119V120H49ZM84 119H87V121L85 122L84 121ZM99 119H104V121H102V120H99ZM153 119V120H152ZM163 119H166L167 121L165 122V120H163ZM182 119V120H181ZM193 119V120H192ZM196 119V120H195ZM261 119V120H260ZM6 120V121H5ZM14 120V121H13ZM16 120H17V122H16ZM18 120H19V122H20V124L18 123ZM79 120L81 121L80 122V124L78 123V124H75L74 122H79ZM95 120H96V122H95ZM98 120H99V122H100V124H99V122H98ZM152 120V121H151ZM159 120H162V121H160L159 122ZM174 121V123L173 122H170L169 123V121ZM180 120V121H179ZM195 120V121H194ZM199 120H204V122H201V121H199ZM252 120V121H251ZM256 122H255V121ZM258 120V121H257ZM24 121V122H23ZM31 121V122H30ZM51 123H50V122ZM144 121H145V123H144ZM154 121V122H153ZM158 121V122H157ZM193 121V122H192ZM198 121H199V123H200V125L201 126H198L199 125V123H198ZM247 121H248V123H247ZM249 121H250V123H249ZM254 121V122H253ZM6 124H5V123ZM11 122H12V124H11ZM22 122V123H21ZM43 122H45V123H43ZM57 122H59V124L62 122L63 123V125L62 126H65L66 127V131H67V128H70V124L72 123H74V125H72V127L74 128V129H71V130H73V131H70L71 132V134H68V135H65L64 136V134L66 133L65 131H64V129L65 128H63V127H61ZM83 122H84V124H83ZM110 122L112 123V125L110 124ZM151 122H152V124H151ZM156 122H157V125H156ZM168 122V124H166ZM177 122V123H176ZM180 122H182L181 124H179ZM192 122V123H191ZM195 122V123H194ZM197 122V123H196ZM245 122V123H244ZM258 122H260V124H258ZM24 123V124H23ZM26 123V124H25ZM32 123V124H31ZM50 123V124H49ZM57 123V124H56ZM65 123L67 124V125H69L68 127L65 125ZM68 123H70V124H68ZM86 123H87V125H86ZM90 123V124H89ZM97 123V124H96ZM103 125H102V124ZM111 125V128H110V126H109V128H107L108 127V125L109 124ZM154 123V124H153ZM188 123H190V124H188ZM205 123V124H204ZM11 124V125H10ZM16 124V125H15ZM30 124V125H29ZM36 124H39V125H41V126H43V129L45 130H42V127L40 126V129H41V133H40V129H39V132H36L37 130H38V126L39 125H37V129H36ZM59 125L58 127L56 126V125ZM82 124V125H81ZM149 125L150 124V126L151 127H149V129L147 128V126L146 125ZM177 124V125H176ZM188 124V125H187ZM196 124V125H195ZM261 124H263V126L261 125ZM7 125V126H6ZM20 125V126H19ZM25 126V128H24V126ZM28 125V126H27ZM48 125V126H47ZM49 125H50V127H49ZM100 125H102V126H100ZM113 125H114V127H113ZM153 125H156V126H154L153 127ZM174 125V126H173ZM179 125H181V126H179ZM195 125V126H194ZM212 125H214V127L212 126ZM216 125H218V126H216ZM10 126V127H9ZM16 126V127H15ZM32 126H35V128L33 129L34 130V132L35 133H37L36 135H34V134H32V133H29V134H32V136L30 135H28L27 134V132L25 131L26 130V128H33ZM46 126H47V128L49 127V129H48V131H46ZM52 126L55 128H53V130L52 131H56V133L57 134H59V132L61 131V130H63L64 131V133H63V131H61V134H59V135H62V133H63V135L61 136V139H62V137H65V138H63L64 140H65V143H66V145L65 146H62L61 145V147H64V149H62L60 146H58V148L60 147L61 148V150H59V151H62V152H60V153H62V155H64L66 152H70V153H68L69 154V156H71L70 158H72V159H70L69 158V156H68V154L66 153L65 155V157H63L62 158V155L60 154V156H61V158L59 157V154H58V157H57V159H59L60 160V162H62L63 161V159H65L66 157H68L67 159H68V161H71V167H72V169H71V167H69V168H67L68 167V164L70 163V162H68V164H66V163H62V165H61V163H59V162H57V161H55V162H53L54 161V157L56 156L55 154V152H56V150H57V152H58V149H56L55 147V143H56V141H57V137H55L53 134L55 133H50L51 132V129H52ZM93 126V127H92ZM198 126V127H197ZM6 127V128H5ZM8 127H9V129H8ZM18 127V128H17ZM24 128V130H22L23 128ZM57 127V128H56ZM71 127V128H72ZM77 127V128H76ZM79 127H80V129H79ZM83 127V128H82ZM98 127V128H97ZM153 127V128H152ZM172 127V128H171ZM174 127H176L175 129H174ZM200 127V128H199ZM14 128H17V129H14ZM29 128H28V130L27 131H29ZM58 128H61L60 130L58 129ZM88 128V129H87ZM147 130H146V129ZM4 129V130H3ZM5 129H7L8 130V132H7V130L5 131ZM12 129V130H11ZM20 129L22 130V131H24V132H21L20 131ZM36 129V130H35ZM83 129L85 130L84 132H82L83 131ZM144 129H145V131H144ZM177 129V130H176ZM32 130V131H33ZM69 130V129H68ZM76 130V131H75ZM78 130H80V131H78ZM87 130V131H86ZM176 130V131H175ZM9 131H11V132H9ZM15 131H17V133L18 134H20V135H18ZM43 131L45 132V134H43ZM75 131V132H74ZM79 133H78V132ZM130 131H132V134H131V132ZM173 131H174V133H173ZM26 132V133H25ZM74 132V133H73ZM135 134H134V133ZM150 132V133H149ZM177 132V133H176ZM6 133V134H5ZM10 133V134H9ZM15 133H16V135H15ZM23 133H25L24 135H25V137L24 136H22L23 135ZM51 134V136H46V134ZM82 133H84V134H82ZM142 133H144V134H142ZM13 134V135H12ZM99 135V136H97V135ZM132 135L133 137H129L130 139H131V141H129V140H127V138H126V135H127V137L129 136V135ZM134 134V135H133ZM137 134V135H136ZM146 134V135H145ZM7 135H8V137H7ZM53 135V136H52ZM82 135V136H81ZM149 135H150V137H149ZM3 136H5L4 138H6V139H4L3 138ZM14 136V137H13ZM16 136V137H15ZM22 136V137H21ZM81 136V137H80ZM145 136V137H144ZM262 136V137H261ZM19 137H21V138H19ZM86 137V138H85ZM140 137V139H138V138ZM3 138V139H2ZM12 138H16L17 139V142L15 141V140H12ZM19 138V139H18ZM30 138V139H29ZM32 138H33V140H32ZM35 138V139H34ZM38 138V139H37ZM51 138V139H50ZM55 138H56V140H55ZM82 138H83V140H82ZM126 138V139H125ZM128 138V139H129ZM144 138V139H143ZM147 138V139H146ZM149 138L151 139V140H149ZM263 138V139H262ZM25 139L27 140V141H25ZM37 139V141H35ZM58 139H60L59 137H58ZM63 139L62 140H59V141H57V142H61V141H63ZM81 139V140H80ZM90 139V140H89ZM101 139V140H100ZM137 139V140H136ZM22 140V141H21ZM32 140V141H31ZM45 142H44V141ZM142 140V141H141ZM8 141V142H7ZM12 141H15V142H10ZM20 141H21V144H20ZM31 141V142H30ZM41 141V142H43V143H40L41 145L42 144H44V143H49L50 142V144H44L45 145V147H42V149H43V151H41L42 149H39V147H41V145H39L38 143ZM78 141V142H77ZM97 141V142H96ZM103 143H102V142ZM125 141V143L126 144H123V142ZM127 141H129V142H127ZM136 141V142H135ZM141 141V142H140ZM162 141V142H161ZM25 142V143H24ZM27 142H28V144H27ZM36 142V143H35ZM52 142V143H51ZM94 142H95V144H94ZM131 142V143H130ZM142 142L144 143V144H142ZM167 142V143H166ZM23 143L25 144V145H23ZM31 143V144H30ZM77 143H78V145H77ZM80 143H82L83 145H80ZM98 143H100V144H98ZM119 143H121L120 145H119ZM135 143V144H134ZM138 145H137V144ZM155 143H157V144H155ZM5 144V145H4ZM9 144V145H8ZM16 144H18V145H16ZM34 144H36V146H34ZM53 144V145H52ZM91 144H93L94 146V148H91L92 146H90ZM128 144V145H127ZM131 144V145H130ZM133 144H134V146H133ZM153 144H155V146L153 145ZM159 144V145H158ZM174 144V145H173ZM12 145V146H11ZM16 145V146H15ZM60 145V144H59ZM68 145V146H67ZM127 145V146H126ZM162 147H161V146ZM4 146V147H3ZM9 146V147H8ZM14 146V147H13ZM17 146H21V147H23V148H18ZM30 146V147H29ZM43 146V145H42ZM48 146V147H47ZM53 146H55V147H53ZM75 146H77V147H75ZM86 146V147H85ZM95 146H97V150L95 149ZM150 146H151V149H150ZM154 146V147H153ZM159 146V147H158ZM168 146V147H167ZM7 147V148H6ZM32 147H36V149L35 148H32ZM50 147L54 150V153L55 154H53V153H51L50 151L51 150H49L48 151V149H47V152H46V149L45 148H49L50 149ZM65 147H66V150H65ZM70 147V148H69ZM83 147V148H82ZM86 149H85V148ZM90 147V148H89ZM134 147H136L135 149H134ZM160 148V149H158V148ZM3 148H5V149H3ZM11 148H12V152H11ZM17 149V151L19 150V149H22L23 151H25V153H26V151L28 152V153H23L22 152V150L21 151H19V153L16 151L15 153H14V151H13V149ZM89 150H88V149ZM133 148V149H132ZM139 148V149H138ZM154 148V149H153ZM162 148H163V150H162ZM168 148H170V149H168ZM181 148V149H180ZM25 149H27V150H25ZM34 150V152H32L33 150ZM39 149V150H38ZM78 149V150H77ZM79 149L80 150H83V151H79ZM100 149V150H99ZM132 149V150H131ZM158 149V150H157ZM29 150V151H28ZM38 150V151H37ZM95 150H96V152H95ZM158 152H157V151ZM161 152H160V151ZM168 150H169V152H168ZM178 150V151H177ZM190 151V153H189V151ZM35 151H37L36 153H35ZM63 151H65V152H63ZM150 151V152H149ZM210 151V152H209ZM8 152V153H7ZM32 153V155H33V153H35L34 155H38V158L37 157H32V155L30 154V156L31 157H29L28 156V154L29 153ZM49 152H50V154H51V157H52V155L54 156V157H52V158H54V159H52L53 161H50L49 160ZM136 154H135V153ZM165 152V153H164ZM167 152V153H166ZM172 152V153H171ZM45 153H47V154H49V155H45ZM73 155H72V154ZM76 153V154H75ZM79 153H80V155H79ZM83 153V154H82ZM95 153V154H94ZM131 153V154H130ZM142 153V154H141ZM149 153H151V154H149ZM152 153H154V154H152ZM178 153V154H177ZM182 153H184V154H186V155H184V154H182ZM14 155H16V154H18V156H16V157H20L21 158V156H19V155H21V154H23V156H24V161L22 160V159H18V158H16L15 157V159L17 160H13V156ZM25 154V155H24ZM43 156H42V155ZM82 154V155H81ZM115 156H114V155ZM118 154V155H117ZM138 154V155H137ZM144 154V155H143ZM172 154V155H171ZM181 154V156H179ZM4 155V156H3ZM79 155V156H78ZM96 155V157L98 158H94L93 156H95ZM120 155V156H119ZM122 155H123V157H122ZM137 155V156H136ZM151 155V156H150ZM177 155V156H176ZM188 155V156H187ZM28 156V157H27ZM46 156H49L48 158H46ZM74 156H76L75 158H74ZM85 156V157H84ZM87 156H90V158L89 157H87ZM144 156V157H143ZM253 156V157H252ZM5 157V158H4ZM78 157H80V159L78 158ZM82 157V158H81ZM94 159H93V158ZM133 157V158H132ZM153 157V158H152ZM251 157V158H250ZM29 158V159H28ZM37 158V159H36ZM43 158V159H42ZM47 160H46V159ZM73 158H74V160L75 159H77V160H75V167L73 168V166H74V164H73V162H74V160H73ZM100 158V159H99ZM128 158H129V160H128ZM135 158H137L136 160H135ZM139 158V159H138ZM144 158H146V159H144ZM185 158V159H184ZM26 159H28V161L26 160ZM32 159V160H31ZM34 159V160H33ZM67 159H65V160H67ZM70 159V160H69ZM84 159V160H83ZM93 159V160H92ZM118 159V160H117ZM151 159V160H150ZM181 159H182V161H181ZM30 160V161H29ZM43 160H45V161H43ZM56 160V159H55ZM58 160V161H59ZM62 160V161H61ZM73 160V161H72ZM88 160V161H87ZM95 160V161H94ZM111 160H112V162H111ZM117 160V161H116ZM122 160V161H121ZM9 161H10V164L12 165L11 167L9 166L10 164H9ZM16 161V162H15ZM21 161H23L22 163H21ZM32 161V162H31ZM35 161V162H34ZM40 161V162H39ZM47 161V162H46ZM51 163H50V162ZM81 161V162H80ZM99 161V162H98ZM103 163H102V162ZM124 161V162H123ZM139 161H140V163H139ZM144 161V162H143ZM150 161V162H149ZM153 161H155L154 163H153ZM233 161H235V162H233ZM7 162V163H6ZM13 162H15L14 164H13ZM18 162H20V163H18ZM25 162V163H24ZM30 162V163H29ZM41 162H45V163H47L48 165H46V164H44V163H42L44 166H46V167H43L42 166V164H41ZM57 162V163H56ZM87 162H89V163H87ZM97 162V163H96ZM126 162V163H125ZM127 162H129L130 164H131V168H129V166H130V164H128ZM146 162H147V164H148V168L146 169L145 167H144V169L143 168H141V170H140V167H142L143 165L142 164H144V166L146 165ZM156 162H157V164H156ZM231 162V163H230ZM18 163V166L20 165V166H22V165H24L22 168L21 167H19L20 169H26L27 170V166H28V169H29V167H31V170H37V171H32L31 173H32V175H31V173L30 174H28L30 171L29 170H27V172L26 171H23V173H22V170H20L17 166H16V164ZM29 163V164H28ZM34 163V164H33ZM91 163H93L94 164V166H93V164H91ZM102 163V164H101ZM107 163V164H106ZM114 163V164H113ZM116 163V164H115ZM119 163V164H118ZM121 163V164H120ZM135 163V164H134ZM228 163V164H227ZM233 163V164H232ZM31 164V165H30ZM37 164H38V166H37ZM53 166H51V165ZM56 164V165H55ZM59 166H58V165ZM66 164V165H65ZM77 164V165H76ZM83 164V165H82ZM85 164V165H84ZM88 164V165H87ZM90 164V165H89ZM95 164H97V165H95ZM3 165V166H2ZM7 165L8 167H6L5 168V166ZM14 165V166H13ZM49 165H50V167H49ZM66 166V168L65 169H68L70 172H67V171H64L65 169H64V166ZM73 165V166H72ZM80 165V166H79ZM101 167H100V166ZM105 165V166H104ZM113 165V166H112ZM134 165V166H133ZM136 165H138V166H136ZM139 165H140V167H139ZM151 165V166H150ZM158 165H159V168H157L158 167ZM196 165H197V167H199L198 168V170H197V167H196ZM228 165V166H227ZM233 167H232V166ZM19 169V170H17V168ZM41 166V167H40ZM81 170H78L77 169V167ZM81 166H83L82 168H83V170H82V168H81ZM91 166V167H90ZM97 166V167H96ZM126 166V167H125ZM147 166V165H146ZM195 166V167H194ZM225 166V167H224ZM229 166H231V167H229ZM234 166H237V167H235L234 168ZM33 167V168H32ZM35 167V168H34ZM54 167H55V169H54ZM60 167H62V168H60ZM86 167H88L87 169H88V171H87V169H85L86 170V172H85V170H84V168H86ZM107 167V168H106ZM116 167V168H115ZM120 167V168H119ZM124 167V168H123ZM128 167V168H127ZM149 167H151V168H149ZM229 169V171H228V175H226L227 174V168ZM9 168V169H8ZM14 168H16V170L14 169ZM47 168V169H46ZM97 168H98V170H97ZM102 168H103V170H102ZM106 168V169H105ZM132 168H133V170H132ZM155 168V169H154ZM212 168H214V169H212ZM216 168V169H215ZM220 168H223V169H220ZM248 168V169H247ZM6 169H8V170H6ZM11 169V170H10ZM14 169V170H13ZM43 169V170H42ZM46 171H45V170ZM48 169H50L49 171H48ZM71 169V170H70ZM74 169H77L78 171H80V172H78L77 174H75L76 172H72V170H74ZM94 169V170H93ZM138 169L140 170V171H142V169H143V173H145V175H143V173H141L140 171V173H141V176H145V177H143V178H141V176L139 177V174L140 173H138ZM149 169V170H148ZM211 169V170H210ZM226 171H225V170ZM233 169V170H232ZM236 169V172L234 173V170ZM40 170V171H39ZM42 170V171H41ZM57 170V171H56ZM59 170H61V171H59ZM90 170V171H89ZM136 170V171H135ZM152 170V171H151ZM157 170V171H156ZM197 170V171H196ZM214 170L215 171H217V172H214ZM224 170V171H223ZM6 171V172H5ZM13 171H17V172H19L21 175V177L24 175V172H25V175H26V178H25V175L23 176L24 178H21V177H19L18 176V174H17V176H18V178L15 176V175H12L13 173L15 174V173H17V172H13ZM46 173H45V172ZM54 171V172H53ZM86 173L87 175L86 176H84L85 174L83 173ZM106 173H105V172ZM193 171V172H192ZM204 171V172H203ZM208 171V172H207ZM220 171V172H219ZM223 171V173L225 174V178H224V174L223 173H221ZM231 171V172H230ZM1 172H3V173H1ZM5 172V173H4ZM10 172V173H9ZM34 172H35V174H37L36 176L34 175ZM37 172V173H36ZM59 172V173H58ZM66 172V173H65ZM81 172H82V174H83V176L81 175ZM94 175H92L91 173ZM110 174H109V173ZM146 172H147V174H146ZM152 172V173H151ZM156 172V173H155ZM214 172V173H213ZM226 172V173H225ZM231 174H230V173ZM233 172V173H232ZM40 173H42V174H40ZM45 173V174H44ZM62 173V174H61ZM70 173V174H69ZM74 175H73V174ZM80 173V174H79ZM91 175V176H88L89 174ZM103 173L104 174H107L106 176L105 175H103ZM113 173V174H112ZM120 173H121V175L123 176H121L120 175ZM138 173V174H137ZM212 174V177H211V175H206V174ZM216 173V174H215ZM217 173H220V175L219 174H217ZM236 173H238L237 175H236ZM251 173V174H250ZM1 174H3V175H1ZM6 174L8 175V176H6ZM23 174V175H22ZM48 174V175H47ZM55 174V175H54ZM66 174V175H65ZM96 174H98V175H96ZM118 175L119 176V179H118V176H116L115 177V175ZM156 174H158V175H156ZM196 174V175H195ZM203 174V175H202ZM223 174V175H222ZM230 174V175H229ZM246 174H247V176H246ZM27 175H29V176H27ZM52 175H53V177H52ZM63 175H64V178H63ZM82 177H80V176ZM100 175H102V176H100ZM109 175V176H108ZM114 175V177H112ZM148 175V176H147ZM199 175H200V177H199ZM216 175V176H215ZM239 175V176H238ZM5 177V180L4 179H1V178H4ZM9 176H11L10 178H9ZM12 176H15V178H13L12 179ZM33 176V177H32ZM41 176H42V178H43V180H42V178H41ZM56 176V177H55ZM61 176H62V179H61ZM67 176V177H66ZM71 176V177H70ZM75 176V177H74ZM87 176H88V178H87ZM96 176H99V177H97L96 179L94 178V177H96ZM106 178H105V177ZM111 176V177H110ZM135 176H138V178L136 177L135 178ZM229 176V177H228ZM233 176V177H232ZM236 176V177H235ZM242 176V177H241ZM69 177V178H68ZM79 177V178H78ZM83 177H85V179H83ZM91 177H92V179L94 178L95 180H92L91 179ZM103 177V178H102ZM146 177H148V178H146ZM157 177H158V179H157ZM160 177V178H159ZM218 177V178H217ZM224 179H223V178ZM238 177H240V178H238ZM247 177V178H246ZM7 178V179H6ZM38 178H40V180L38 179ZM71 178V179H70ZM99 178V179H98ZM109 178V179H108ZM113 178L114 179H116V180H113ZM151 178H153V179H151ZM216 180H215V179ZM221 178V179H220ZM230 178V182L229 181H227V179H229ZM235 178V179H234ZM244 178H245V180H244ZM18 179V180H17ZM26 179V180H25ZM55 179V181H57L58 183V185H56V186H54L53 185V188L54 187H57V186H59V184H64V185H62V187L61 186H59V188L61 189H56V190H54L53 188V190L54 191H60L62 194H64L63 196H60L59 194H61V193H59V192H57V196H58V198L60 199H62V197H64V199L63 200H60V202L58 201V203H57V201H54L55 200V198L57 197H53L54 195H51V198H50V200H52L53 199V202L51 203H49L48 202V204H46L47 202H45V200L47 201V199H48V193L47 192H49L48 191V189H50V190H52L51 189V185L53 184H51V182L50 181H52L53 182V180ZM57 179V180H56ZM63 179L65 180L64 181V183H63ZM78 179H80L81 181L79 182V180ZM101 179H102V181H101ZM105 179V180H104ZM126 181H125V180ZM136 179H138V180H136ZM143 179H144V181H143ZM160 179H162V180H160ZM211 179V180H210ZM223 179V180H222ZM238 179V180H237ZM14 182H13V181ZM29 182H28V181ZM37 180V181H36ZM47 180V181H46ZM50 180V181H49ZM60 182H59V181ZM88 182L89 184H87L86 182ZM92 180V181H91ZM100 180V181H99ZM110 180V181H109ZM119 180V182H117ZM149 180V181H148ZM154 180V181H153ZM218 180H220V181H218ZM226 180V181H225ZM239 180H240V184H239ZM2 181H3V184H2ZM21 181H23V184L21 183ZM24 181H26V182H24ZM33 181V182H32ZM44 181V182H43ZM54 181V182H55ZM72 181V182H71ZM76 181V182H75ZM77 181H78V183H77ZM99 181V182H98ZM105 181H107V182H105ZM141 181V182H140ZM214 181H217V183H215ZM223 181V182H222ZM233 181V182H232ZM247 181V182H246ZM263 184V186L260 184V182ZM13 182V183H12ZM30 182H32V183H30ZM46 182V183H45ZM84 182V183H83ZM92 182V183H91ZM95 182H97V183H95L96 185H94V183ZM110 182H113L115 185H113V187H111V185H109V184H111ZM156 184H155V183ZM161 182H162V184H161ZM164 182V183H163ZM193 182H194V185H193ZM210 182V183H209ZM221 183V184H219V183ZM226 182H229V183H227L226 184ZM9 185H8V184ZM11 183V184H10ZM16 183L18 184V183H20L21 184V186H20V184H18V185H16ZM26 183V184H25ZM27 183H28V185H27ZM75 183H76V185H75ZM80 183V184H79ZM82 183V184H81ZM86 183V184H85ZM100 183V184H99ZM122 183V184H121ZM136 183H139L138 185L136 184ZM148 184V186H147V184ZM150 183H151V185H150ZM152 183L154 184V185H156L157 187V189L155 188V186L153 185L152 186ZM169 183V184H168ZM174 183V184H173ZM197 183V184H196ZM214 183V184H213ZM222 183H223V188H222ZM225 183V184H224ZM235 183V184H234ZM243 183V184H242ZM244 183H245V185H244ZM25 184V185H24ZM29 184H31V185H34L35 186V188L36 189H38L37 188V186L38 187H40V185L42 186V187H40L41 189H43V186H45V187H48V189L46 188V190H47V192H46V194H48L46 197H47V199L46 198H44V196L46 195H42V193H44L45 191H44V189H45V187H44V189H43V191L44 192H40L41 193V196L43 197V198H41L40 197V195L39 194H37L38 196V198L36 197V196H33V195H31L32 193V190H33V188H34V186H31V185H29ZM36 184H37V186H36ZM55 184H56V182H55ZM105 184V185H104ZM119 184H121V185H119ZM134 184V185H133ZM166 184V185H165ZM175 184H177V185H175ZM207 184V185H206ZM210 184H211V187H210ZM4 187H3V186ZM8 187V188H6V186ZM12 185V186H11ZM15 185H16V187H15ZM23 185V186H22ZM83 185H84V187H83ZM98 185V186H97ZM101 185H103V186H105V188L104 187H102ZM110 187H109V186ZM123 185H126V186H124L123 187ZM136 185V187H134ZM142 185V186H141ZM144 185V186H143ZM168 185H169V187H168ZM179 185V186H178ZM217 187H215V186ZM219 185V186H218ZM26 186V187H25ZM30 186V187H29ZM87 188H86V187ZM90 186V187H89ZM91 186H92V188H91ZM95 186H97L99 189L98 190H100L101 191V188H102V191L100 192V191H98L97 190V187H95ZM101 186V187H100ZM137 186H139V187H137ZM163 186V187H162ZM164 186H165V188H164ZM173 186H174V188H173ZM182 186V189L180 188ZM212 186H214L215 187V189L212 187ZM225 186H226V188H225ZM232 186H234V187H232ZM246 186V187H245ZM2 187H3V189H2ZM24 187V188H23ZM27 187H28V189H27ZM31 187H32V189H31ZM65 189H64V188ZM69 187V188H68ZM94 187V188H93ZM107 187H109V188H107ZM114 187H117V188H114ZM119 187V188H118ZM121 187H123V188H121ZM132 187H134V188H132ZM141 187V188H140ZM143 187V188H142ZM153 187V188H152ZM172 187V189H171V191H170V189L169 188H171ZM205 187V188H204ZM228 187V188H227ZM230 187V188H229ZM262 187V188H261ZM14 188H16V189H14ZM19 188H20V192H19ZM84 188H85V190H84ZM95 188H96V191H95ZM113 189V190H111V189ZM137 188V189H136ZM138 188H139V190H138ZM148 188V189H147ZM151 188H152V190H151ZM163 188V189H162ZM184 188V189H183ZM195 188V189H194ZM210 188H212V189H210ZM224 190V189H226V190H222V189ZM239 190H238V189ZM243 188V189H242ZM8 189V190H7ZM11 189V190H10ZM14 189V190H13ZM26 189V191H24ZM36 189H34V190H36ZM135 189H136V191H135ZM140 189H142L141 191H140ZM174 189L176 190V191H174ZM188 191H186V190ZM189 189V190H188ZM204 189V190H203ZM206 189H208V190H206ZM218 189H219V191H218ZM230 189V190H229ZM244 189H245V194H243L244 193ZM8 192H7V191ZM69 190V191H68ZM104 190V191H103ZM107 190H109V191H107ZM116 190V192H114L113 193V191H115ZM154 190H156V191H154ZM193 190V191H192ZM211 190H213L212 192H211ZM222 190V192H220ZM234 190V191H233ZM241 190V191H240ZM22 191V192H21ZM37 191V190H36ZM63 191V192H62ZM107 191V196H105L106 194H104L105 192ZM110 191H112V192H110ZM134 191V192H133ZM144 191V192H143ZM186 191V192H185ZM197 191V192H196ZM206 191V192H205ZM210 193H209V192ZM214 191L216 192V194L214 193ZM229 191H231V192H229ZM233 191V192H232ZM243 191V192H242ZM6 192V193H5ZM27 192H29V193H27ZM56 192H53L52 194H55ZM87 193L86 195H85V197H84V195H83V193ZM93 192V193H92ZM96 192V193H95ZM97 192H99V193H97ZM102 192H104V193H102ZM165 192V193H164ZM171 192V193H170ZM224 192H228V193H224ZM242 194H241V193ZM260 192H261V194H260ZM10 193V194H9ZM12 193V194H11ZM15 193H18V194H16L15 195ZM24 195H23V194ZM50 193V192H49ZM94 193L97 195V196H101L102 198H103V196H105L104 197V199H102L101 197L98 199V200H96L98 197L96 196V195H94ZM101 193L102 194H104V195H101ZM110 194V196H109V194ZM115 193H117V194H115ZM142 193V194H141ZM155 193H157L156 194V197H154L155 196ZM163 193V194H162ZM205 193H206V195H207V197H208V194H209V196L210 197H205V199L206 200H203L204 199V197H203V195L204 196H206L205 195ZM219 193H220V198H219ZM221 193H223V195L221 194ZM2 194V195H1ZM3 194H4V196H3ZM8 194V196L10 195V197H9V199H8V197L6 196ZM21 194V196H19ZM28 194H29V196H30V199H29V196H28ZM33 194H36V192H34L33 191ZM51 194V193H50ZM66 194V195H65ZM93 194V195H92ZM98 194H100V195H98ZM114 194V195H113ZM137 194V196H135ZM164 194H166V195H164ZM171 195V196H168V195ZM189 194V195H188ZM190 194H191V196H190ZM199 194V195H198ZM203 194V195H202ZM238 194V195H237ZM26 195V196H25ZM118 196L119 198H115V196ZM141 197H140V196ZM212 195L215 197H213L212 199H215V201H216V198L217 199H224V200H218L219 201V203H222V204H219L218 203V201H217V204L215 203V201L213 202V200H210V198L212 197ZM216 195V196H215ZM242 195H244V197H246V199L245 198H242ZM247 195V196H246ZM89 196H90V198H89ZM92 196H93V198H95L94 199V201H93V198H92ZM113 196H114V198H113ZM116 196V197H117ZM135 196V197H134ZM145 196V197H144ZM160 196H162V198H165V201L167 202H165L164 203V201H162V200H164V199H162ZM194 196V197H193ZM223 196V197H222ZM224 196H225V198H224ZM237 196H239L238 198H237ZM3 197H5V198H3ZM14 197V198H13ZM18 197V198H17ZM32 197H34V198H32ZM37 199H36V198ZM67 199H66V198ZM108 197H109V199H108ZM137 197V198H136ZM175 197V198H174ZM200 197V198H199ZM203 197V198H202ZM233 197V198H232ZM237 198V201H236V199L235 198ZM248 197V198H247ZM25 198V201L23 200ZM58 198H56V199H58ZM88 198V199H87ZM112 198V199H111ZM136 198V200H134V199ZM138 198H140V199H138ZM156 198H158V199H156V202H155V199ZM170 200H169V199ZM185 198H188V199H186L187 200V202H186V200H185ZM201 198H202V200H201ZM4 199L6 200V201H4ZM19 199H21V201L19 200ZM41 199V200H40ZM70 200V202H69V200ZM86 199V200H85ZM118 199L120 200V201H118ZM142 199H144V200H142ZM146 199V200H145ZM175 199H177V200H175ZM182 199H184V201L182 200ZM193 199V200H192ZM197 199H198V202H196L197 201ZM28 200V201H27ZM36 200V201H35ZM89 202H88V201ZM100 200V201H99ZM113 200H115V202L113 201ZM162 202H160V201ZM195 200V201H194ZM234 200V201H233ZM244 200H245V202H244ZM21 204V205H19V203ZM39 201V202H38ZM42 201V202H41ZM45 202V204H44V202ZM49 201V200H48ZM64 201V202H63ZM67 201H68V203H67ZM84 201V202H83ZM87 201V202H86ZM93 203H92V202ZM96 201H98V203L96 202ZM109 201V202H108ZM130 201H132V202H130ZM137 201H138V203H137ZM145 201V203L146 204H144L143 202ZM149 201V202H148ZM169 201H171V202H169ZM203 203H202V202ZM239 201V202H238ZM248 201V202H247ZM250 201H253V202H250ZM21 202H23V205L24 206H22V203ZM66 202V203H65ZM81 202H82V204H81ZM144 204H142V203ZM153 202V203H152ZM160 202V203H159ZM189 202V203H188ZM191 202V203H190ZM196 202V203H195ZM199 202H200V204H199ZM226 202V203H225ZM233 202V203H232ZM235 202H237V205L235 204ZM16 203H17V205H16ZM31 203V204H30ZM41 203V204H40ZM54 203V204H53ZM55 203H57V205L55 204ZM62 203V204H61ZM87 203H89L90 205L91 204H93V206L91 205H89V204H87ZM94 203H97V204H94ZM163 203H164V205H163ZM195 203V204H194ZM198 203V204H197ZM202 203V204H201ZM207 203V204H206ZM217 205V207H216V205ZM231 203V204H230ZM239 203V204H238ZM242 203V204H241ZM3 204V205H2ZM7 204H8V206H7ZM41 206H40V205ZM51 206H50V205ZM63 204H64V206H63ZM73 204V205H72ZM80 204V205H79ZM99 204V205H98ZM156 204V205H155ZM159 204V205H158ZM169 204V205H168ZM249 204V205H248ZM29 205V206H28ZM47 205V206H46ZM48 205H49V207H48ZM54 205V206H53ZM70 207H69V206ZM154 205V206H153ZM162 205H163V207H162ZM237 206V207H233V208H236V209H234V211L233 210H231L232 208H230V210H229V208L228 207H232V206ZM248 205V206H247ZM32 206V207H31ZM38 206H40V207H38ZM44 206V207H43ZM59 206H62V208L61 207H59ZM68 206V208H66V207ZM79 206V207H78ZM86 207V209L89 207L90 209H91V211L94 209V210H96V212H95V214L97 213H101V215L99 214V215H97V217L99 216V218H104V219H107V220H102L103 222H104V224L103 225H105V223H106V227L104 226L103 227V229H105V230H103L101 227H99V226H101L102 225V221H101V225H100V221H99V219H96V220H94L95 219V216L96 215H94V217L93 216H91L92 214H93V212H94V210H93V212L91 213L90 212V216H89V218H87L88 216H85V214L87 213L85 210V207ZM99 208H98V207ZM161 206V207H160ZM165 206H167L166 208H164ZM198 206V207H197ZM224 206V207H223ZM3 207H4V209H3ZM24 209H23V208ZM26 207V208H25ZM31 207V208H30ZM54 209H53V208ZM77 207V208H76ZM82 207H83V209H82ZM94 207V208H93ZM97 207V208H96ZM156 207H158L159 209H157ZM192 207H193V209H192ZM221 207V208H220ZM254 207V208H253ZM14 208V209H13ZM19 208V209H18ZM39 210H38V209ZM41 208H43V209H41ZM47 208V209H46ZM52 208V209H51ZM67 211V213L65 212V210ZM76 208V209H75ZM80 208V209H79ZM112 208H113V210H112ZM165 209V210H163V209ZM187 208H188V210H187ZM223 208V209H222ZM226 208V209H225ZM246 208V209H245ZM249 208V209H248ZM20 211H18V210ZM33 209V210H32ZM36 211H35V210ZM41 209V210H40ZM49 209H51V210H49ZM58 211H57V210ZM60 209H62V210H60ZM101 210V211H98L97 212V210ZM103 209H104V211H103ZM111 209V210H110ZM194 209H196V210H194ZM199 209H201V210H199ZM4 210V212L2 213V211ZM22 210V211H21ZM26 210V211H25ZM32 210V211H31ZM45 210V211H44ZM47 210H48V212H47ZM56 210V211H55ZM79 210V211H78ZM86 212L85 214H84V211ZM89 209H87V211H88ZM109 210V211H108ZM163 210V211H162ZM190 210H192V211H194L193 213H191V211ZM198 210V211H197ZM248 210V211H247ZM250 210V211H249ZM11 211V212H10ZM55 213H54V212ZM78 211V212H77ZM82 211V212H81ZM105 211L107 212V213H105ZM112 211V212H111ZM126 211V212H125ZM196 211L198 212L197 214H196ZM26 212V213H25ZM34 212V213H33ZM39 212H40V214H42V215H40L39 214ZM43 212H44V214H45V216H44V214H43ZM58 212V213H57ZM60 212H62V214H59ZM66 214H65V213ZM75 212H77V213H75ZM81 212V214L83 213L84 214V216L86 217V220L85 219H83L84 221H86L85 223V225H86V227L89 229V230H87V228L85 227L84 229H82L85 225L84 224H81V225H79V223L78 222H80L79 220H78V225L76 224V222L74 223V220L73 219H75V221H77L76 220V218L78 217V216H80V218L79 219H81V215H79L78 213H80ZM124 212V213H123ZM137 212V213H136ZM142 212H143V214H142ZM161 212V214L159 215V213ZM163 212L165 213V214H163ZM223 212H224V214H223ZM233 213V214H231V213ZM8 213V214H7ZM11 213V214H10ZM14 213V214H13ZM32 213V214H31ZM35 213H37L36 215H37V218H35L36 216H35ZM88 213H89V211H88ZM87 213V214H88ZM136 215H135V214ZM138 213H139V215H138ZM221 213V214H220ZM231 214V215H229V214ZM235 213V214H234ZM237 213H238V215H237ZM4 214V215H3ZM6 214V215H5ZM10 214V215H9ZM29 214V215H28ZM52 214V215H51ZM56 214V215H55ZM64 214L66 215V217L64 216ZM72 214H74V215H72ZM75 214H77V216L75 215ZM83 214H82V217L84 218V216H83ZM86 214V215H87ZM111 214V215H110ZM131 215V217H129L130 215ZM142 216H141V215ZM229 216H231V217H229ZM3 215V216H2ZM9 215V216H8ZM27 215V216H26ZM52 216V218H51V216ZM104 215V216H103ZM107 215H109L108 217H106ZM152 215V219L153 220H151V218L149 217V216H151ZM155 215V216H154ZM157 215H158V217H159V219H157ZM233 215V216H232ZM5 216V218H3ZM8 216V217H7ZM24 216H26V218L24 217ZM31 216V217H30ZM41 216V217H40ZM43 216V217H42ZM69 216V218H67ZM73 217L72 218V221H70L71 219V217ZM101 216V217H100ZM116 216H118V217H116ZM120 216V217H119ZM124 218H123V217ZM138 218H137V217ZM146 216H147V218H146ZM161 216H165L164 218H161ZM227 216V217H226ZM235 216H236V218H235ZM39 217V218H38ZM46 217V218H45ZM48 217V218H47ZM61 217V218H60ZM74 217H76V218H74ZM90 217L93 219H90ZM117 218V219H119L120 218V220H121V222H120V220H118L117 221V219H116V221H115V218ZM129 217V218H128ZM133 217V218H132ZM143 217H145V220H144V218ZM232 217H233V219H232ZM11 220H10V219ZM21 218H23V219H21ZM29 218V219H28ZM31 218V219H30ZM34 218V219H33ZM41 218H43V219H41ZM64 218H67L66 219V221H65V219ZM133 220H132V219ZM142 219V221H141V219ZM228 218H230V219H232V220H228ZM8 219V220H7ZM22 221H21V220ZM40 219V220H39ZM45 219V221H41V220H44ZM49 219V220H48ZM51 219V220H50ZM57 220V221H54V220ZM64 219V220H63ZM89 221H88V220ZM156 219V220H155ZM163 219L165 220V221H167V222H164L163 221ZM5 220V221H4ZM25 220V221H24ZM33 221V223H31L32 221ZM61 220H62V222H63V224H64V226H63V224L61 223ZM113 222V223H111V221ZM124 220V221H123ZM128 220H130V221H128ZM140 220V221H139ZM143 220H144V222H143ZM148 220V222H146ZM157 220H159V221H157ZM7 221V222H6ZM20 221H21V223H20ZM31 223H29V222ZM37 221V222H36ZM40 221V222H39ZM60 221V222H59ZM65 221V222H64ZM84 221H82V223L84 222ZM94 222V221H97V227H95V225H93L94 226V228H93V226H92V224L90 223V222ZM99 221V222H98ZM128 222V223H126V222ZM134 221H136V222H134ZM154 221H157V222H160V223H157V224H161V226L165 223V225L166 226H164V228H162L160 225H159V228H158V225H156L155 227L156 228H158V229H154L153 228V224H154ZM231 221H233V222H231ZM9 222V223H8ZM16 222V224H19L18 226L16 225V224H14ZM19 222V223H18ZM25 222V223H24ZM42 222H45L46 224H47V222L49 223L48 225H50L49 227H47V225L44 223H42ZM87 222H89L90 223V225L91 226H89V223H87ZM124 222L126 223V224H124ZM132 222V223H131ZM139 222V223H138ZM143 223V225H142V223ZM149 222H151L150 224H148ZM168 222H170V223H168ZM4 223V224H3ZM7 223H8V225H7ZM23 223V224H22ZM35 223V224H34ZM37 223H38V225H37ZM58 223V224H57ZM68 223V224H67ZM81 223V222H80ZM109 223H110V225L111 224H113L112 226H110L109 225ZM118 223V225H116ZM122 223V224H121ZM133 223H134V225H135V227H134V225H133ZM153 223V224H152ZM156 223V222H155ZM14 224V225H13ZM20 224H21V226H20ZM24 224H26L27 226H28V228H27V226L26 225H24ZM28 224H30V225H28ZM33 224V225H32ZM59 224H60V226H62V227H60L59 226ZM65 224H67L66 225V227H65ZM71 224H73V225H71ZM76 224V225H75ZM94 224V223H93ZM108 224V225H107ZM114 224L116 225V228H115V226H114ZM127 224L130 226V228H131V230H130V228H129V226H128V231H129V233H128V231L126 230V228H127ZM147 224V225H146ZM152 224V225H151ZM16 225V226H15ZM43 225V226H42ZM46 225V226H45ZM53 225H55L54 227H53ZM82 225H83V227H82ZM120 225V226H119ZM122 225L124 226V227H126V228H124V227H122ZM138 225V226H137ZM146 225V226H145ZM150 225H151V227H150ZM201 225H202V227H201ZM21 228H20V227ZM23 226H24V228L25 229H23ZM30 226V227H29ZM36 226V229L34 228L33 229V227H35ZM68 226V227H67ZM78 226V227H77ZM80 226H81V228H80ZM110 227V230H111V232H109L110 230H109V227ZM140 226H141V228H140ZM168 226H169V228H168ZM199 226V227H198ZM19 227V228H18ZM44 227V228H43ZM46 227H47V229H46ZM52 227L55 229H58V231H60L59 229H61V233L64 235V237H63V239H59V240H55L56 238H58V237H56V236H58V235H60V237L62 238V236H61V234L60 233H57V235H55V234H53L52 236H50V234H52V232L50 233V234H48V232L52 229ZM73 227V228H72ZM76 228V231L77 230H79L80 232H82V233H80V232H76V231H72V230H74L75 228ZM89 227H91V228H89ZM108 227V228H107ZM112 227V228H111ZM122 227V228H121ZM161 227V228H160ZM185 227V228H184ZM187 227V228H186ZM198 227V228H197ZM203 227H205V228H203ZM31 228V230H29ZM63 228H65L64 229V231H63ZM70 228V229H69ZM71 228H72V230H71ZM78 228V229H77ZM96 228V231H97V228H100L99 229V231L101 230V232L99 233L100 234V237H103L104 235L106 236H104L103 238L104 239H100L99 240V237H96V235L97 236H99V234L96 232V233H93L94 232V230L93 229H95ZM115 230H114V229ZM139 229V230H137V229ZM145 228L147 229V230H145ZM201 228V229H200ZM3 229V230H2ZM39 229V230H38ZM44 229L45 230H47L46 232L44 231ZM66 229L68 230H70L71 232H69V231H66ZM93 231H92V230ZM107 229L109 230V231H107ZM124 229V230H123ZM160 229H162V230H160ZM166 229V230H165ZM184 229H186V230H184ZM195 229H197V231L199 232V230H200V232L198 233ZM199 229V230H198ZM207 229L209 230L210 229V231H207ZM12 230V231H11ZM19 230V231H18ZM28 230V231H27ZM42 230V231H41ZM91 230V231H90ZM118 230V231H117ZM133 230V231H132ZM142 230H145V231H142ZM171 230V231H170ZM182 230V231H181ZM195 230V231H194ZM203 230V231H202ZM24 231V232H23ZM25 231H27V232H25ZM52 231H53V229H52ZM55 231V230H54ZM53 231V232H54ZM57 231V230H56ZM84 231H86V232H84ZM98 231V232H99ZM104 231H105V234H104ZM125 231V232H124ZM136 231H139V232H136ZM156 232V233H154V232ZM206 231V232H205ZM14 232H15V237H13L14 236ZM28 232H30V234L28 233ZM37 232V233H36ZM40 234H39V233ZM64 232V233H63ZM68 232L70 233V234H68ZM75 232L77 233V234H75ZM87 232H88V234H87ZM114 232H115V234H114ZM118 232V233H117ZM120 232V233H119ZM132 232V233H131ZM133 232H135V234H138L139 235V237H138V235H133L134 233ZM141 232V233H140ZM159 232H161V233H159ZM162 232H163V234H162ZM164 232H166L165 234H164ZM180 232V233H179ZM186 232V233H185ZM188 232V233H187ZM191 232V233H190ZM16 233H18V234H16ZM22 233H24L25 234V236H24V234H22ZM29 234V236H28V234ZM42 233H44V234H42ZM87 235H86V234ZM102 233V234H101ZM107 233V234H106ZM122 233V234H121ZM125 233H126V235L127 236H125ZM128 233V234H127ZM153 233V234H152ZM193 233H195V234H193ZM197 233V234H196ZM200 233H202L201 235H198V234H200ZM1 234H3V235H1ZM33 234V235H32ZM38 235V236H40L39 238H38V236H36V235ZM46 234H48V235H46ZM66 234V235H65ZM80 234V235H79ZM121 234V235H120ZM143 234H145V235H143ZM147 234H149V235H147ZM181 234V235H180ZM21 235V236H20ZM45 237H44V236ZM67 235H68V237H67ZM101 235H103V236H101ZM109 235H112V236H109ZM124 235V236H123ZM141 235V236H140ZM153 237H152V236ZM157 235V236H156ZM166 235H169V236H171V237H169V236H166ZM193 235V236H192ZM205 235V236H204ZM18 236H19V238H18ZM31 236V237H30ZM32 236H34V237H32ZM35 236H36V238H35ZM48 236H50V237H48ZM55 236V237H54ZM108 236V237H107ZM121 237V239H120V242H119V238ZM123 236V237H122ZM131 236H132V238H131ZM146 236H148V238L146 237ZM191 236H192V238H191ZM11 237H13V238H11ZM23 237V238H22ZM55 239H54V238ZM71 237V238H70ZM96 237V238H95ZM110 237H111V239H110ZM127 237V238H126ZM131 239H130V238ZM137 237V238H136ZM147 238V239H145V238ZM159 237V238H158ZM163 237H165L164 238V240L165 241H163ZM190 237V238H189ZM197 239H195V238ZM202 237H204V238H202ZM18 238V239H17ZM33 238V239H32ZM38 238V239H37ZM49 238H51V240L49 239ZM52 238H53V240H55L54 242L56 243V245L54 246V242H53V240H52ZM66 238H69L72 242H69V239H67V240H65ZM124 238V239H123ZM143 238V239H142ZM169 238L170 239H172V241L171 240H169ZM186 238V239H185ZM194 238V240H192ZM199 238V239H198ZM35 239V240H34ZM42 239H44V242H42L41 240ZM48 239V240H47ZM97 239V240H96ZM110 239V240H109ZM113 239H114V242H113ZM155 239V240H154ZM204 239V240H203ZM21 240V241H20ZM25 240V241H24ZM29 240H30V244H29ZM39 240V241H38ZM62 240H64V243H63V241ZM102 240H105V241H102ZM107 240L109 241L108 243H106L107 242ZM125 240V241H124ZM139 240V241H138ZM142 240H143V242L145 243V244H147V243H149L147 246L144 244V243H142ZM151 240V241H150ZM154 240V241H153ZM162 240V241H161ZM167 240L169 241V242H167ZM190 241L191 243H188L189 245H191L190 247H189V245L187 244V246L185 247V245L184 244H186V242H184V241ZM200 240V241H199ZM204 241V244H203V241ZM33 241H34V243H35V241L37 242V243H35V244H33ZM47 241V244L45 243ZM50 241H52L54 244L52 245V243L49 242ZM66 241V242H65ZM93 241V242H92ZM95 241V242H94ZM99 241H102L103 243H98ZM133 242V244H132V242ZM154 243H153V242ZM159 241V243H157ZM9 242H11V243H9ZM12 242H13V245H12ZM69 242V243H68ZM105 242V243H104ZM110 242H111V244H110ZM126 242V243H125ZM135 242H137V243H135ZM171 242V244H169ZM19 243H20V245H19ZM22 243V244H21ZM41 243H42V245H45V246H43V247H40V246H42L41 245ZM43 243H45V244H43ZM48 243H49V245H48ZM59 243V244H58ZM68 243V246L66 245ZM73 243H74V245H73ZM82 243V244H81ZM118 243V244H117ZM121 243H123V244H121ZM140 243L143 245H140ZM155 243H156V245H158V246H156L155 245ZM175 243V244H174ZM200 244V246H199V244ZM7 244H10V245H8L7 246ZM15 244V245H14ZM24 244H25V246H24ZM28 244V245H27ZM32 244V245H31ZM63 244H65V245H63ZM70 244V245H69ZM80 246V249H79V246ZM86 246H84V245ZM93 244L95 245V246H93ZM98 244V245H97ZM109 244V246H107V245ZM121 244V245H120ZM126 246H125V245ZM182 245V247H184L183 249L180 247L181 245ZM195 244H196V246H195ZM20 247H19V246ZM27 245V246H26ZM30 245H31V248L34 250V251H32L31 250V248L29 249V247H30ZM34 245H36V246H34ZM40 245V246H39ZM47 245V246H46ZM51 245V246H50ZM109 248H107L106 246ZM116 245V246H115ZM129 245H132L131 246V248H130V246ZM170 245L172 246V247H170ZM184 245V246H183ZM202 245V246H201ZM24 246V247H23ZM39 246V247H38ZM50 246V247H49ZM59 246L60 247H62V248H60V249H62V250H60L59 249ZM100 246V247H99ZM115 246V247H114ZM123 246H125V247H123ZM146 246V247H145ZM19 247V248H18ZM21 247L22 248H24V249H21ZM35 247V248H34ZM53 247V248H52ZM57 247L60 251H58V253H56L57 252V250L58 249H55V248ZM73 249H72V248ZM99 247V248H98ZM105 247L108 249V251L109 252H107L106 253V251L107 250H104L105 249ZM121 247V248H120ZM144 247V248H143ZM154 247V248H153ZM160 247V248H159ZM168 247H170V248H168ZM174 247V248H173ZM177 247V248H176ZM187 247L190 249H187ZM192 247H193V249H192ZM198 247H200V248H198ZM11 248V249H10ZM27 248V249H26ZM54 249V250H49V249ZM86 248L88 249V250H86ZM90 248V249H89ZM98 248V249H97ZM102 248V249H101ZM118 248V249H117ZM119 248H120V250H119ZM151 248H153V250L151 249ZM156 248V249H155ZM176 248V249H175ZM195 248H198V249H195ZM15 249V250H14ZM47 249V250H46ZM83 249V250H82ZM92 249V250H91ZM117 249V250H116ZM122 249V250H121ZM137 249H139V250H137ZM142 249V252L140 251ZM158 249H160V250H158ZM179 249V250H178ZM23 250V251H22ZM31 250V251H30ZM64 250H65V252H64ZM67 250V251H66ZM72 250V251H71ZM79 250V252H82V254L80 253V255H82L81 257H79L80 255H79V253L77 252ZM91 250V251H90ZM100 250V251H99ZM125 252H124V251ZM127 250V251H126ZM136 250V251H135ZM145 252H144V251ZM149 250V251H148ZM164 250V251H163ZM176 250H178V251H176ZM195 250V251H194ZM197 250V251H196ZM17 253H16V252ZM27 251V252H26ZM37 251V252H36ZM41 251V252H40ZM45 251V252H44ZM46 251H47V254L48 255H51L52 256V258H51V256H50V258L46 255V254H43V255H41V253H46ZM48 251H51L50 253L48 252ZM69 251V252H68ZM76 251V252H75ZM83 251H86V252H83ZM99 251V252H98ZM111 251V252H110ZM114 251V252H115ZM119 251V252H118ZM123 251V252H122ZM131 251L134 253H136V254H132L131 253ZM151 251V252H150ZM165 251H166V253H165ZM191 253H190V252ZM193 251V252H192ZM10 252V253H9ZM14 252V253H13ZM21 252V253H20ZM27 254H26V253ZM30 252V253H29ZM34 252V253H33ZM66 252H68V254H66ZM97 253V255H96V253ZM101 252V253H100ZM121 252V253H120ZM128 252H130V253H128ZM141 252V254L142 253H144V254H139ZM154 252V253H153ZM186 252V253H185ZM51 253H53V255L51 254ZM63 253V254H62ZM71 253V254H70ZM83 253L84 254H86V255H83ZM104 253V254H103ZM105 253H106V255H105ZM128 255H127V254ZM153 253V254H152ZM156 253H157V255H156ZM159 253H162L161 255L159 254ZM13 254V255H12ZM17 254V255H16ZM19 254H21V255H19ZM23 254H26L24 257L22 256ZM36 254V255H35ZM54 254H55V256H54ZM62 254V255H61ZM102 254V255H101ZM171 254V255H170ZM185 254H187V256L185 255ZM27 255H29V256H27ZM37 255H39V258H37ZM70 255V256H69ZM71 255L72 256H76L75 258L73 257V258H71L70 259V257H71ZM78 255V256H77ZM88 255V256H87ZM90 255V256H89ZM94 255H96V256H94ZM122 255V256H121ZM139 257V259H138V257ZM141 255V256H140ZM150 255V256H149ZM154 255V257H152V256ZM158 255H160V257L158 256ZM166 255V256H165ZM173 255V256H172ZM22 256V257H21ZM43 258H42V257ZM57 256H58V258H57ZM88 258H87V257ZM123 256H128V257H126V258H124ZM136 256V257H135ZM157 256V257H156ZM164 256V257H163ZM170 258H169V257ZM6 257V258H5ZM22 259H21V258ZM31 257V258H30ZM46 257H47V259H46ZM54 257V258H53ZM83 257V258H82ZM85 257V258H84ZM91 257H93L92 259H91ZM102 257V258H101ZM117 257V256H116ZM118 257H117V259H118ZM156 257V258H155ZM166 257V258H165ZM36 258L39 260H36ZM42 258V259H41ZM77 258H78V260H77ZM131 258V259H130ZM159 258V259H158ZM163 258V259H162ZM7 259V260H6ZM21 259V260H20ZM34 259L36 260V262L34 261ZM41 259V260H40ZM51 259V260H50ZM81 259H82V261L84 262H82L81 261ZM95 259H97V260H95ZM100 259H104V260H100ZM127 259V260H126ZM152 259H153V261H152ZM156 259V260H155ZM170 259H171V261H170ZM4 260H6V261H4ZM26 260H28V261H26ZM55 260H56V262H55ZM70 260H73V262L72 261H70ZM88 260L90 261V262H88ZM93 260V261H92ZM107 260V259H106ZM124 260V261H123ZM135 260V261H134ZM163 260V261H162ZM165 260V261H164ZM31 261V262H30ZM62 261V262H61ZM78 261V262H77ZM80 261V262H79ZM115 261H116V259H115ZM114 261V262H115ZM133 261V262H132ZM161 261V262H160ZM167 261V262H166ZM170 261V262H169ZM173 261V262H172ZM1 262V261H0ZM30 262V263H29ZM34 262V263H33ZM37 262H39V263H37ZM55 262V263H54ZM61 262V263H60ZM71 262V263H70ZM77 262V263H76ZM107 262V261H106ZM109 262L110 261H108V264H109ZM112 262V261H111ZM169 262V263H168ZM4 263V264H5ZM80 263V264H81ZM0 264H3L2 262L0 263ZM14 264V263H13ZM17 264V263H16ZM105 264H107V263H105ZM112 264H113V262H112ZM115 264H117V262H115Z\"/></svg>","mask_w":264,"mask_h":264},{"label":"bare ground","instance_id":"obj_2","mask_svg":"<svg viewBox=\"0 0 264 264\" xmlns=\"http://www.w3.org/2000/svg\"><path fill=\"white\" fill-rule=\"evenodd\" d=\"M5 1H6V0H5ZM5 1H4V2H5ZM24 1H25V0H24ZM26 1H28V0H26ZM33 1H34V0H33ZM39 1H41V0H39ZM45 1H46V0H45ZM49 1H50V0H49ZM66 1H68V0H66ZM103 1H104V0H103ZM103 1H102V2H103ZM106 1L108 2V0H105L104 2H106ZM109 1H110V0H109ZM116 1H117V0H116ZM124 1H125V0H124ZM148 1H149V0H148ZM174 1H175V0H174ZM183 1H184V0H183ZM185 1H187V0H185ZM194 1H195V0H193V2H192L193 5H194ZM219 1H220V3H224V1H226V0H224V1L219 0ZM228 1H230V0H228ZM231 1H232V0H231ZM231 1H230V3H232ZM237 1H239V0H237ZM240 1H241V0H240ZM242 1H243V0H242ZM242 1H241V2H242ZM245 1H246V0H245ZM1 2H2V1H1ZM4 2H3V3H4ZM8 2H9V0H8ZM34 2H36V1H34ZM37 2H38V1H37ZM43 2H44V1H43ZM47 2H48V0H47ZM51 2H52V1H51ZM54 2H55V0H54ZM68 2H69V1H68ZM71 2H72V1H71ZM73 2H74V1H73ZM76 2H77V1H76ZM104 2H103V4H104ZM113 2H114V0H112V3H113ZM120 2H121V5H122V4L124 5V3H123L122 1H120ZM126 2L129 3V1H125V3H126ZM175 2H176V1H175ZM189 2H191V1H188V4H189ZM195 2H196V1H195ZM202 2H203V4H204V1H202ZM208 2H209V1H208ZM226 2H227V1H226ZM226 2H225V3H226ZM235 2H236V1H235ZM235 2H233V4H235ZM247 2H249V3H248L249 6H252V5H250V2H252L251 0H249V1L247 0ZM261 2H262V1H261ZM39 3H40V2H39ZM110 3H111V2H110ZM128 3H127V4H128ZM147 3H148V2H147ZM166 3H167V1H166ZM168 3H169V0H168ZM182 3H183V2H182ZM184 3H185V2H184ZM198 3H199V2H198ZM213 3H214V2H213ZM213 3H212V4H213ZM217 3H218V2H217ZM239 3H240V2H239ZM243 3L245 4V2H243ZM252 3H253V2H252ZM256 3H257V1H256ZM5 4H7V2H6ZM10 4H11V3H10ZM45 4H46V2H45ZM45 4H43V5H45ZM47 4H50V3H47ZM47 4H46V5H47ZM54 4H55V3H54ZM66 4H67V3H66ZM108 4H109V2H108ZM108 4H106V5H108ZM118 4H120V3H118ZM127 4H126V5H127ZM144 4H145V3H144ZM175 4H176V3H175ZM175 4H174V6H175ZM179 4H180V3H179ZM179 4H177V5H179ZM186 4H187V3H186ZM186 4H185V5H186ZM188 4H187V5H188ZM190 4H191V3H190ZM196 4H197V2L195 3V6H196ZM262 4H263V3H262ZM37 5H38V3H37ZM39 5H40V4H39ZM39 5H38V6H39ZM43 5H42V7H43ZM64 5H65V4H64ZM99 5H100V4H99ZM101 5H102V4H101ZM106 5H102V6H106ZM113 5H114V4H113ZM121 5H120V6H121ZM123 5H122V6H123ZM152 5H153V4H152ZM152 5L150 4V7H151ZM171 5H172V4H171ZM201 5H202V4H201ZM215 5H216V3H215ZM215 5H214V6H215ZM217 5H218V4H217ZM242 5H243V4H242ZM254 5H255V3H254ZM256 5H257V4H256ZM260 5H261V4H260ZM6 6H9V5H6ZM35 6H36V5H35ZM48 6H50V5H48ZM48 6H47V7H48ZM66 6H67V5H66ZM66 6H64V7H66ZM70 6H71V4L68 5V7H70ZM117 6H118V5H117ZM122 6H121V7H122ZM166 6H169V8H170V5L167 4ZM172 6H173V5H172ZM181 6H182V5H181ZM198 6H199V5H198ZM209 6H211V5H209ZM214 6H213V7L211 6L212 8L210 7L209 9H210V10H211V9L213 10ZM238 6H240V5H238ZM238 6H237V7H238ZM249 6L247 7V9H249ZM261 6H262V5H261ZM263 6H264V5H263ZM0 7H1V6H0ZM3 7H4V6H3ZM10 7H11V6H10ZM40 7H41V6H40ZM52 7H53V6H52ZM108 7H109V6H108ZM108 7H106V8H108ZM152 7H153V6H152ZM175 7H176V6H175ZM175 7H174V8H175ZM206 7H207V6H206ZM218 7H219V5H218ZM241 7H242V6H241ZM241 7H240V8H241ZM1 8H2V7H1ZM37 8H38V7H37ZM45 8H46V7H45ZM100 8H101V7H100ZM100 8H99V11H101ZM125 8H127V6L124 7V9H125ZM155 8H157V7H155ZM155 8H153V11L151 12V15L148 14V15L151 17V19H152V13H153V15H154V13L157 11ZM167 8H168V7H167ZM182 8H183V7H182ZM182 8H181V9H182ZM219 8L221 9V6H220ZM219 8H218V9H219ZM250 8H251V7H250ZM262 8H263V7H262ZM262 8H261V9H262ZM39 9H40V8H39ZM49 9H50V8H48L47 10H49ZM54 9H55V8H54ZM76 9H77V8H76ZM121 9H122V8H121ZM124 9H123V10H124ZM147 9H148V8H147ZM151 9H152V8H151ZM157 9H158V8H157ZM171 9H172V7H171ZM171 9H170V10H171ZM175 9H176V8H175ZM181 9H180V10H181ZM214 9H216V7H215ZM234 9H235V8H233V10H234ZM258 9H259V8H258ZM263 9H264V8H263ZM10 10H11V9H10ZM35 10H36V9H35ZM63 10H64V9H63ZM63 10H62V11H63ZM74 10H75V9H74ZM79 10H80V8H79ZM95 10H96V9H95ZM97 10H98V8H97ZM135 10H137V9H135ZM155 10H156V11H155ZM239 10L241 11V9H239ZM250 10H252V12H253V9H252V8H251ZM254 10L256 11V8H254ZM259 10H260V9H259ZM75 11H76V10H75ZM81 11H82V9H81ZM99 11H98V12H99ZM103 11H104V8H103ZM103 11H102V12H103ZM107 11H108V10H107ZM107 11H106V12H107ZM110 11H111V10H110ZM110 11H109V12H110ZM125 11H126V10H125ZM140 11H141V10H140ZM148 11H149V9H148ZM163 11H164V10H163ZM163 11H162V12H163ZM168 11H169V9H167V12H168ZM172 11H173V10H172ZM174 11H175V10H174ZM183 11H184V10H183ZM240 11H239L238 13H242V12H240ZM255 11H254V12H255ZM261 11H262V10H261ZM3 12H4V11H1V13H3ZM10 12H11V11H10ZM49 12H50V10H49ZM49 12H48V13H49ZM63 12H64V11H63ZM63 12H62L61 14H63ZM69 12H70V11H69ZM69 12H68V13H69ZM77 12H78V11H77ZM94 12H97V11H94ZM104 12H105V11H104ZM104 12H103L102 14H104ZM134 12H135V11H134ZM137 12H138V10H137ZM141 12H143V10H142ZM146 12H147V11H146ZM158 12H159V9H158ZM158 12H157V13H158ZM178 12H179V11H178ZM213 12L215 13L216 11H213ZM235 12H237V10H235ZM247 12H248V10H247ZM34 13H35V12H34ZM50 13H51V12H50ZM65 13H67V11L64 12V15H65ZM111 13H112V12H111ZM111 13H110V14H111ZM144 13H145V12H144ZM159 13H160V12H159ZM168 13H170V12H168ZM172 13H173V12H172ZM179 13H180V12H179ZM181 13H182V11H181ZM184 13H185V11H184ZM255 13H257V12H255ZM263 13H264V11H263ZM263 13H261L260 16H261ZM5 14H6V13H5ZM9 14H11V13H9ZM36 14H38V12H37ZM46 14H47V13H46ZM77 14H78V13H77ZM79 14H80V13H79ZM79 14H78V15H79ZM83 14H84V13H83ZM89 14H90V13H89ZM100 14H101V13H100ZM100 14L98 13L99 16H101ZM125 14H126V13H125ZM141 14H143V13H141ZM146 14H147V13H146ZM164 14H167V13L164 12ZM170 14H171V13H170ZM174 14H175V13H173V15H174ZM243 14H244V13H243ZM245 14H246V11H245ZM248 14H249V13H248ZM248 14H247V15H248ZM257 14H258V13H257ZM43 15H44V14L41 15V18H42ZM50 15H51V14H50ZM69 15H71V14H69ZM69 15H68V17H69ZM72 15H73V14H72ZM72 15H71V16H72ZM75 15H76V14H75ZM81 15H82V13H81L79 16H81ZM84 15H85V14H84ZM94 15H95V14H93V17H92L91 15H89V16L92 17V18H94ZM134 15H136V14H134ZM138 15H139V14H138ZM160 15H162V14H160ZM183 15H184V14H183ZM189 15H190V14H189ZM189 15H188V16H189ZM219 15H220V14H219ZM255 15H256V14H255ZM258 15H259V14H258ZM11 16H12V15H11ZM33 16H34V15H33ZM61 16H62V15H61ZM66 16H67V15H66ZM66 16H65V17H66ZM82 16H83V15H82ZM82 16H81V18H82ZM87 16H88V15H87ZM107 16H108V15H107ZM107 16L105 15V18H106V19H107ZM113 16H114V15H113ZM145 16H146V15H145ZM149 16H148V17H149ZM154 16H155V15H154ZM158 16H159V15H158ZM181 16H182V15H181ZM192 16H193V15H192ZM202 16H203V15H202ZM214 16H215V14H214ZM245 16H246V15H245ZM249 16H250V17L253 16L252 13H251V15H249ZM249 16H248V17H249ZM6 17H7V16H6ZM9 17H10V16H9ZM31 17H32V16H31ZM38 17H40V15H39ZM43 17H45V16H43ZM46 17H47V16H46ZM59 17H60V16H59ZM65 17H64V18H65ZM75 17H76V16H75ZM75 17H74V20H77L78 18H75ZM84 17H85V16H84ZM84 17H83V18H84ZM101 17H102V16H101ZM108 17H110V16H108ZM111 17H112V16H111ZM140 17H142V15H140ZM140 17L138 16L137 18H140ZM146 17H147V16H146ZM162 17H163V16H162ZM172 17H173V16H172ZM185 17H186V16H185ZM190 17H191V16H190ZM190 17H187V18L189 19ZM250 17H249V19H252V18H250ZM2 18H3V17H2ZM33 18H34V17H33ZM36 18H37V17H36ZM36 18H34V19L36 20ZM79 18H80V17H79ZM105 18L103 17L104 20H105ZM144 18H145V17H144ZM155 18L157 19V17H155ZM160 18H161V17H160ZM163 18H164V17H163ZM166 18H167V17H166ZM169 18H171V17H169ZM174 18H175V17H174ZM204 18H205V17H204ZM204 18H203V19H204ZM215 18H216V16H215ZM259 18H261V17H259ZM259 18H257V19H259ZM34 19H33V20H34ZM38 19H39V18H38ZM42 19H44V18H42ZM49 19H50V18H49ZM60 19H61V18H59V22H60ZM65 19H66V18H65ZM65 19H63V20H65ZM72 19H73V18H72ZM89 19H90V18H89ZM95 19H96V18H95ZM103 19L101 18V22H102ZM140 19H143V18H140ZM153 19H154V18H153ZM188 19H187V20H188ZM193 19H194V17H193ZM206 19H207V18H206ZM213 19H214V18H213ZM254 19H256V17H255ZM263 19H264V18H263ZM263 19H262V20H263ZM4 20H6V19H4ZM39 20H41V19H39ZM45 20H48V19L45 18ZM87 20H88V18H87ZM87 20L85 19L83 22H85V21H87ZM92 20H93V19H92ZM107 20L110 21V18L107 19ZM111 20H112V19H111ZM137 20H138V19H137ZM145 20H146V19H145ZM166 20H167V19H166ZM169 20H170V19H169ZM169 20H168V21H169ZM183 20L187 21L186 19H183ZM183 20H182V21H183ZM191 20H192V19H191ZM191 20H190V21H191ZM211 20H212V19H211ZM211 20H210V21H211ZM10 21H11V20H10ZM49 21H50V20H49ZM67 21H68V20H67ZM78 21H79V19H78ZM97 21H99L98 16H97ZM143 21H144V19H143ZM143 21H142V22H143ZM150 21H151V20H150ZM152 21H154V20H152ZM163 21H164V20H163ZM185 21H184L183 23H185ZM190 21H189V22H190ZM194 21H196V20H194ZM194 21H192V22H194ZM200 21H201V20H200ZM200 21H199V22H200ZM203 21L205 22V20H203ZM210 21H209V22H210ZM220 21H221V20H220ZM249 21L251 22V20H249ZM8 22H9V21H8ZM8 22H7V23H8ZM32 22H33V21H32ZM32 22H31V23H32ZM54 22H58V20H57V21L54 20ZM54 22H51V23H53V25H54ZM69 22H71V21H69ZM69 22H68V24H69ZM72 22H73V21H72ZM72 22H71V24H72ZM87 22H88V21H87ZM87 22L85 23V25L87 24ZM99 22H100V21H99ZM106 22H107V21H106ZM106 22H105V23H106ZM170 22H171V20H170ZM170 22H168V23H170ZM176 22H177V21H175L174 23L176 24ZM178 22H179V21H178ZM207 22H208V21H207ZM207 22H206V23H207ZM212 22H213V21H212ZM221 22H222V21H221ZM255 22H257V21H255ZM260 22H261V21H260ZM36 23H37V22H36ZM43 23H46V24H47L46 21H44ZM48 23H49V22H48ZM77 23H79V22H77ZM80 23H82V22L80 21ZM89 23H90V22H89ZM143 23H145V22H143ZM165 23H166V22H165ZM179 23H180V22H179ZM183 23H182V24H183ZM194 23H195V22H194ZM202 23H203V22H201V24H202ZM206 23H205V24H206ZM253 23H254V22H253ZM258 23H259V22H258ZM1 24H2V22H1ZM34 24H35V22H34ZM38 24H41V22H40V23L38 22ZM46 24H44V25H46ZM71 24H69V26H70V28H68L69 31H70V29L73 30V28H71ZM92 24H93V23H92ZM92 24H90V25H92ZM95 24H96V23H95ZM103 24H104V22H103ZM152 24H154V23H152ZM152 24H151V25H152ZM180 24H181V23H180ZM186 24H188V22L185 23V24H183V25H181V26H184V25H186ZM190 24H191V22H190ZM195 24H196V23H195ZM195 24H194V25H195ZM197 24H199V23H197ZM197 24H196V25H197ZM201 24H200V25H201ZM251 24H252V23H251ZM259 24H260V23H259ZM6 25H7V24H6ZM8 25H10V23H9ZM48 25L51 26V24H47V26H48ZM55 25H56V24H55ZM58 25H59V23L57 24V26H58ZM75 25H78V26H79V24H76V23H75ZM82 25H83V23H82ZM85 25H83V27H82L83 29L85 28ZM87 25L89 26V24H87ZM96 25H97V24H96ZM101 25H102V24H101ZM105 25H106V24H105ZM139 25H140V24H139ZM139 25H138L137 27H140V26H141V25H140V26H139ZM143 25H144V24H143ZM143 25H142V26H143ZM173 25H174V24H173ZM176 25H177V24H176ZM196 25H195V28H199V26L196 27ZM209 25H210V23H209ZM209 25H208V26H209ZM260 25H261V24H260ZM260 25H259V26H260ZM263 25H264V24H263V22H262L261 27H263ZM31 26H32V25H31ZM35 26H36V25H35ZM35 26L33 25L34 29H35V28H39L38 25H37L38 27H37V26L35 27ZM40 26H41V25H40ZM49 26H48V27H49ZM67 26H68V25H67ZM73 26H74V25H73ZM88 26H87V28H88ZM98 26H99V25H98ZM169 26H170V25H169ZM188 26H189V25H188ZM188 26H187V27H188ZM206 26H207V25H206ZM215 26H216V25H215ZM217 26H218V25H217ZM252 26H254V25H252ZM255 26H256V24H255ZM259 26H258V27H259ZM11 27H12V26H11ZM48 27L44 28V26L42 25V28L46 29V31L43 30V29H41V28H39V31H40V29H41V30H43L44 32H46V33L48 32V33H49V31H50L51 29H54V27H53V28H52V27H49V28H51V29H49ZM79 27H80V26H79ZM92 27L94 28L93 25H92ZM102 27H105V26L103 25ZM146 27H148V26H146ZM158 27H159V26H158ZM184 27H185V26H184ZM184 27H181L182 30L184 29ZM189 27H190V26H189ZM191 27H192V24H191ZM202 27L204 28L205 26L202 25ZM258 27H257V28H258ZM4 28H5V27H3V29H4ZM47 28H48L49 30H47ZM55 28H56V27H55ZM59 28H60V25H59ZM59 28H58V29H59ZM75 28H76V27H75ZM77 28H78V27H77ZM77 28H76V29H77ZM89 28H91V26H90ZM96 28H97V27H96ZM99 28H100V26H99ZM105 28H106V27H105ZM105 28H103V29H105ZM151 28H152V27H151ZM192 28H193V27H192ZM192 28H191V31H192ZM206 28H207V27H206ZM208 28H209V27H208ZM248 28H249V27H248ZM250 28H251V26H250ZM254 28H256V27H254ZM263 28H264V27H263ZM61 29H62V32H63V26H62ZM61 29H59V30H61ZM76 29H74V30H76ZM78 29H79V28H78ZM143 29H144V27H143ZM143 29H142V30H143ZM186 29H187V28H186ZM188 29H189V28H188ZM0 30H1V28H0ZM7 30H8V28H7ZM64 30H65V29H64ZM68 30H66V31L68 32ZM84 30H86V28H85ZM89 30H90V29H89ZM91 30H92V29H91ZM99 30H100V29H99ZM107 30H109V28H108V29L106 28V31H107ZM110 30H111V29H110ZM110 30H109V31H110ZM130 30H132V29L130 28ZM134 30H135V29H134ZM140 30H141V29H140ZM142 30H141V31H142ZM172 30H173V29H172ZM176 30H177V29H176ZM182 30H181V31H182ZM200 30H202V29H201V26H200ZM205 30L207 31L208 29H205ZM245 30H246V29H245ZM248 30H249V29H248ZM252 30H253V28H252ZM252 30H251V31H252ZM256 30H257V29H256ZM259 30H260V29H259ZM4 31H5V30H4ZM4 31L1 30V33L3 32V34H4ZM32 31H33V30H31V32H32ZM34 31H35V30H34ZM39 31H38V32H39ZM43 31H42V32H43ZM53 31H54V33H53ZM57 31H58V30H56V31H55V30H52V31H51L52 33H50V34L47 33L48 36H50V39H51V40H52V38H56V37L58 36V33H59L60 31H59L57 34H55ZM66 31H65V32H66ZM106 31H105V32H106ZM178 31H179V30H178ZM183 31H186V30H183ZM183 31H182V32H183ZM191 31H188V32H190V33L192 34L193 31H192V32H191ZM212 31H213V30H212ZM212 31H211V32H212ZM214 31H215V30H214ZM216 31H217V30H216ZM218 31H219V30H218ZM262 31H263V30H262ZM13 32H14V31H13ZM31 32H30V33H31ZM42 32L40 31V33H42ZM111 32H112V31H111ZM130 32H131V31H130ZM132 32H133V31H132ZM137 32H138V31H137ZM143 32H144V31H143ZM157 32H158V31H156L155 33H157ZM159 32H160V31H159ZM182 32H179V34L182 33ZM186 32H187V31H186ZM201 32H202V31H201ZM244 32H245V31H243V33H244ZM254 32L256 33L255 29H254ZM263 32H264V31H263ZM5 33H6V32H5ZM8 33L10 34L9 31H8ZM15 33H16V30H15ZM17 33H18V31H17ZM46 33H45V34L43 33V35L41 34V36H39L40 34H38V33H37V34L34 33V34H36V38H37V40H38V39L41 40L40 37H42V36H43V37L46 36V37H44V38L42 37V39H43V42H42V43L45 44V42H47V40L49 39V38H47L48 36L46 35ZM72 33H73V34H76L75 32H72ZM83 33H84V32H83ZM91 33H92V32H91ZM91 33H90V34H91ZM103 33H104V32H103ZM108 33H109V32H108ZM135 33H136V32H135ZM155 33H153L154 36H157ZM190 33H188V34H190ZM194 33H195V32H194ZM196 33H197V32H196ZM208 33H210V32L208 31ZM219 33H220V32H219ZM247 33H248V32H247ZM261 33H262V32H261ZM3 34H2V35H3ZM6 34H7V33H6ZM11 34H14V33L11 32ZM19 34H20V33H19ZM19 34H18V35H19ZM32 34H33V32L31 33V35H32ZM51 34H52V35H56V36H54V37L51 38ZM62 34H63V33H62ZM62 34H61V37H62ZM68 34H71V33H68ZM87 34H88V33H87ZM110 34H113V33H110ZM139 34H141V33H139ZM175 34L179 36V34H177L176 32H175ZM202 34H203V33H202ZM205 34H206V33H205ZM205 34H203V35H205ZM211 34H212V33H211ZM211 34H210V35H211ZM259 34H260V33H259ZM259 34H257V35H259ZM4 35H5V34H4ZM21 35H22V34H21ZM27 35H28V34H27ZM63 35H64V36H68V35H66V34H63ZM81 35H82V34H81ZM81 35H80V36H81ZM113 35H114V34H113ZM127 35H128V34H127ZM127 35H126V36H127ZM131 35H134V34H131ZM180 35H182V34H180ZM184 35H185V34H184ZM186 35H187V33H186ZM193 35H194V34H193ZM203 35H202V36H203ZM248 35H249V34H248ZM14 36H15V35H14ZM14 36H12V37H13V38H12V37H10V35H8L7 38L9 39V37H10V38H12V39L15 41L16 39H14ZM16 36H17V35H16ZM23 36H24V35H23ZM25 36H26V35H25ZM28 36H30V35H28ZM34 36H35V35H34ZM34 36H32V40H35V39H33V38H35ZM69 36H70V35H69ZM69 36L67 37V39L69 38ZM89 36H90V35H89ZM106 36H107V35H106ZM121 36H122V35H121ZM142 36H143V35H142ZM142 36L140 35V37H142ZM196 36H197V35H196ZM196 36H195V39H196ZM202 36H201V37H202ZM215 36H216V35H215ZM17 37H18V36H17ZM30 37H31V36H30ZM30 37H29V38H30ZM71 37H74V36L71 35ZM75 37H76V39H78V38H77V37H78L77 35H76ZM81 37H82V36H81ZM117 37H118V36H117ZM117 37H115V38H117ZM124 37H125V36H122V38H124ZM132 37H133V36H132ZM136 37H137V36H136ZM138 37H139V36H138ZM138 37H137V38H138ZM140 37H139V38H140ZM183 37H185V36H183ZM187 37H188V36H187ZM190 37H193V36L190 35ZM198 37H199V35H198ZM207 37H208V36H207ZM221 37H222V36H221ZM259 37H261V36H259ZM0 38H1V37H0ZM5 38H6V36H5ZM46 38H47V40H46ZM57 38H58V37H57ZM57 38H56V39H57ZM107 38H108V37H106V39H107ZM128 38H131V37H128ZM128 38H126V39H128ZM180 38H181V37H179V39H180ZM204 38H206V37H204ZM209 38H212V37H209ZM216 38L218 39V37H216ZM219 38H220V37H219ZM263 38H264V37H263ZM263 38H261V39H263ZM3 39H4V38H3ZM23 39H24V38H23ZM25 39H26V38H25ZM30 39H31V38H30ZM50 39H49V40H50ZM59 39H60V38H58V41H59ZM65 39H66V38H64V40H65ZM69 39H70V38H69ZM104 39H105V38H104ZM104 39H101V40L105 41ZM108 39H109V40H112L113 38L111 39V38L109 37ZM133 39H134V37H133ZM141 39H142V38H141ZM179 39H178V41H179ZM182 39H183V38H182ZM185 39L188 40V38H186V37H185ZM190 39H192V38H190ZM221 39H222V38H221ZM256 39H258V38H256ZM261 39H260V40H261ZM10 40H11V39H10ZM17 40H18V39H17ZM17 40H16V41H17ZM26 40H27V39H26ZM37 40H36V41H37ZM70 40H72V38H71ZM79 40H82V41H83V39H79ZM98 40H99V39H98ZM120 40H121V39H120ZM124 40H125V39H124ZM130 40H131V39H130ZM136 40L139 41L140 39H136ZM176 40H177V39H176ZM201 40H203V39H201ZM214 40H215V39H214ZM219 40H220V39H219ZM263 40H264V39H263ZM3 41H5V40H3ZM8 41H9V40H8ZM16 41H15L14 43H16ZM41 41H42V40H41ZM41 41H40V42H41ZM56 41H57V40H56ZM58 41H57V44H58ZM61 41H62V40H61ZM73 41H76V40H73ZM82 41H80V42H82ZM84 41H85V40H84ZM90 41H91V40H90ZM113 41H114V39H113ZM113 41H110V42H113ZM133 41H134V40H133ZM140 41H141V40H140ZM173 41H174V40H173ZM184 41H185V40H184ZM189 41H191V40H189ZM195 41H196V40H195ZM220 41L222 42V40H220ZM220 41H219V42H220ZM257 41H258V40H257ZM10 42H11V41H10ZM18 42H20V41H17V43H18ZM21 42H22V41H21ZM28 42H29V41H28ZM30 42H32V41H30ZM30 42H29V43H30ZM33 42H35V41H33ZM33 42H32V43H33ZM38 42H39V41H37L36 44H37ZM40 42H39V44H40ZM48 42H49V41H48ZM48 42L46 43L47 46H49L50 44H52L53 40L50 41V42H51L50 44H48ZM62 42H63V41H62ZM68 42H69V41H68ZM98 42H99V41H98ZM107 42H108V40L105 42V44H106ZM110 42H109V44H110ZM130 42H131V41H130ZM135 42H136V41H135ZM141 42H143V41H141ZM165 42H166V41H165ZM181 42H183V41H181ZM181 42H177V43H181ZM185 42H186V45H187V44H188L187 41H185ZM191 42H193V41H191ZM191 42H189V43L191 44ZM197 42H198V41H197ZM201 42H202V41H201ZM223 42H224V41H223ZM258 42H259V41H258ZM5 43H7V41H6ZM8 43H9V42H8ZM22 43H24V42H22ZM25 43H27V42L25 41ZM32 43H31V44H32ZM53 43H54V42H53ZM69 43H70V42H69ZM72 43H73V42H72ZM77 43H78V41H77ZM86 43H87V42H86ZM86 43H85V45H86ZM92 43H93V42H92ZM100 43H101V41H100ZM100 43H99V44H100ZM115 43H116V42H115ZM118 43L121 44V45L124 44L122 40H121V43H120V41H119ZM126 43H127V45L130 44V43L128 42V40L126 41ZM132 43H133V42H132ZM172 43H174V42H172ZM177 43H176V44H177ZM204 43H205V42H204ZM204 43H203V44H204ZM217 43H218V42H215V44H217ZM263 43H264V42H263ZM33 44L35 45V43H33ZM33 44H32L31 46H33ZM55 44H56V43H54V45L52 44V45L55 47V50L52 48L51 45H50L51 47H50V46L48 47L49 49H47V47L45 46L46 48L43 49L44 51H41V52H43L42 54H41V52H39V50L37 49L38 52H39V54H40V56H42V57L39 58V60H41L40 62H42V59L44 58V55L47 54V52H48V55H46L47 57H45V58H48V56H49L51 53H52V54L55 53V52H52V51H56V53H57V50H56V49H57L58 47L56 48V45H55ZM75 44H76V42H75ZM87 44H88V43H87ZM89 44H91V43H89ZM89 44H88V45H89ZM105 44H102V45H101V46L104 45L105 47H101V46L99 45L100 48H104V49L107 48L108 46L105 45ZM109 44H108V45H109ZM119 44L116 43V45H118V49H119L120 47H121V48L123 47V46H121V45H119ZM133 44H134V43H133ZM137 44H138V43H137ZM168 44H170L169 41H168ZM174 44H175V43H174ZM174 44H172V45H174ZM184 44H185V43H184ZM193 44H195V43H193ZM200 44L203 45L202 43H200ZM206 44H207V43H206ZM219 44H220V43H219ZM259 44H260V42H259ZM261 44H262V43H261ZM40 45H42V44H40ZM88 45H87V47H88ZM112 45H113V44H112ZM135 45H136V44H135ZM138 45H139V44H138ZM138 45L135 46L136 49H137V47H139ZM141 45H142V44H141ZM178 45H179V44H178ZM188 45H189V44H188ZM262 45H264V44H262ZM38 46H39V45H38ZM43 46H44V45H43ZM110 46H111V45H110ZM119 46H120V47H119ZM142 46H143V45H142ZM142 46H140V47H142ZM197 46H198V45H197ZM197 46H196V47H197ZM203 46H204V45H203ZM214 46H215V45H214ZM260 46H261V45H260ZM40 47H41V46H39V48H40ZM60 47H61V46H60ZM82 47H83V48H82ZM82 47H81V48L79 47V48H80L81 50L83 49L82 51H85L84 49H86V48H85L86 46L84 47V44H83ZM111 47H112V46H111ZM204 47H205V46H204ZM204 47L201 46V47H199V48L201 49V48H204ZM212 47H213V46H212ZM220 47H221V46H220ZM263 47H264V46H262L261 48H263ZM36 48H38V47H36ZM42 48H43V47H42ZM76 48H77V47H76ZM130 48H132V47L129 46L127 49H126V47H124V51H127V50H128L129 53H131V52H130ZM185 48H186V47H185ZM187 48H189V47H187ZM197 48H198V47H197ZM197 48H196V49H197ZM199 48H198V49H199ZM209 48H210V45H209ZM213 48H214V47H213ZM218 48H219V46H218ZM243 48H244V46H243ZM245 48H246V47H245ZM256 48H259V46H257ZM261 48H260V50H261ZM80 49H79V50L77 49V51H76V53L78 54L77 57H76L77 54H76L75 56H73V55L71 56L72 59H73V58H74V59L76 58V59H75L76 61L73 59L74 61H73L72 63H73V65H74V63H76V64H77V67L80 66V65H78V64H79V62H80V60H81V58L79 57V54L84 53V52H82ZM87 49H88V48H87ZM87 49H86V51H85V54H86L87 51H90V54H91V55H90L88 52H87V54H89V56H90L91 58H93L92 55H94V52L91 53L92 50H91V49H90V50H89V49L87 50ZM98 49H99V48H98ZM98 49H95V50H96V51H99L100 49H99V50H98ZM104 49H103V50H104ZM107 49L109 50L110 48L108 47ZM125 49H126V50H125ZM136 49H135V50H136ZM139 49H140V48H139ZM142 49H143V48H142ZM219 49H220V48H219ZM221 49H222V48H221ZM221 49H220V50H221ZM224 49H225V48H224ZM40 50H41V49H40ZM46 50L51 51L50 54H49V51H46ZM62 50H63V49H62ZM62 50H61V48H60V53L63 54V55L60 56V57L65 56V55H64V51H63V53H62ZM122 50H123V49H122ZM191 50H193V49L191 48ZM210 50H211V49H210ZM226 50H227V49H225L224 51H226ZM242 50H243V49H242ZM246 50H247V49H246ZM250 50H251V49H250ZM254 50H255V52H256V49H254ZM260 50H259V51H260ZM262 50H263V49H262ZM79 51L82 52V53H80ZM93 51H94V50H93ZM104 51H105V50H104ZM128 51H127V52H128ZM138 51H139V50H138ZM142 51H144V50H142ZM149 51H150V50H149ZM173 51L175 52L174 49H173ZM187 51H190V50H187ZM194 51H195V50H194ZM216 51H217V49H216ZM222 51H223V50H222ZM231 51H232V50H231ZM252 51H253V50H252ZM45 52H46V53H45ZM118 52H119V51H118ZM132 52H133V51H132ZM145 52H147V51H145ZM191 52H192V51H191ZM218 52H219V51H218ZM240 52H241V51H240ZM243 52H244V51H243ZM250 52H251V51H250ZM253 52H254V51H253ZM257 52H258V51H257ZM31 53H32V52H31ZM31 53H30V54H31ZM44 53H45V54H44ZM105 53H107V51H106ZM124 53H125V52H124ZM133 53H135V51H134ZM133 53H132V54H133ZM208 53H209V52H208ZM211 53H212V52H211ZM211 53H210V54H211ZM214 53H216V52H215L214 49H213V55H214ZM220 53H221V52H219V54H220ZM258 53H259V52H258ZM261 53H263V52H261ZM28 54H29V53H28ZM28 54H25V56H28ZM39 54H37V56H38ZM43 54H44V55H43ZM52 54H51V57L54 56V55H52ZM58 54H59V51H58ZM58 54H57V55H58ZM61 54H60V55H61ZM67 54H68V53H67ZM85 54H82L81 56L83 57V55H84V57H85ZM87 54H86V56H87ZM108 54H109V53H108ZM112 54H113V53H112ZM120 54H121V53H120ZM125 54H126V53H125ZM125 54H122V55H125ZM127 54H128V53H127ZM127 54H126V55H127ZM136 54H137V53H135V55H136ZM140 54H141V51H140ZM148 54H149V53H148ZM190 54H191V53H190ZM196 54H197V53H195V55H196ZM198 54H199V52H198ZM217 54H218V53H217ZM217 54H216V55H217ZM234 54H235V53H234ZM253 54H254V53H252V55H253ZM102 55H103V54H102ZM102 55H101V56H102ZM113 55H114V54H113ZM115 55H116V54H115ZM118 55H119V54H118ZM141 55H142V54H141ZM193 55H194V54H193ZM207 55H208V54H207ZM213 55H212V56H213ZM237 55H238V54H237ZM237 55H236V56H237ZM245 55H246V54H245ZM248 55H250V54H248ZM261 55H262V54H261ZM261 55L259 54V56H261ZM263 55H264V54H263ZM29 56H31V55H29ZM33 56H34V55H33ZM55 56H56V54H55ZM55 56L52 57V58H56V57H57V56H56V57H55ZM66 56H68V58L65 57V59H70V58H69V57H70L69 55H66ZM108 56H112V55H108ZM119 56H121V55H119ZM128 56H129V55H128ZM143 56H144V55H143ZM143 56H142V57H143ZM148 56H149V55H148ZM212 56H211V58H213ZM217 56L219 57V55H217ZM221 56H222V54H220V60L222 61ZM227 56H230V55L227 54ZM227 56H226V57H227ZM231 56H232V55H231ZM231 56H230V57H231ZM241 56L243 57V60H244L245 58H244L243 54H241ZM241 56H240V57H241ZM38 57H39V56H38ZM49 57H50V56H49ZM51 57H50V58H51ZM84 57H83V59H84ZM90 57H89V58H90ZM115 57H117V55H116ZM131 57H133V56H131ZM135 57H136V58H139V57H137V55H136ZM200 57H202L201 54H200ZM222 57H224V56H222ZM226 57H225V59H226ZM230 57H229V58H230ZM233 57H234V56H233ZM242 57H241V58H242ZM253 57H254V56H253ZM261 57H262V56H261ZM261 57H260V58H261ZM27 58L29 59V57H26V58H23V59H24V60H25V59L28 60ZM30 58H31V57H30ZM45 58L43 59V64L46 65V63H47V64L49 63V62H48V61H49V58L47 59V60H48L47 62L44 61ZM78 58H79V60H78ZM106 58H107V57L105 56V60H106V62L108 63V58H107V59H106ZM112 58H113V56H112ZM145 58H147V55H145ZM145 58H143V61H144ZM205 58H206V57H205ZM215 58H216V57H215ZM215 58H213V60H215ZM227 58H228V57H227ZM231 58H232V57H231ZM237 58H238V56H237ZM250 58H251V57H250ZM254 58H257V57H254ZM23 59H22V60H23ZM33 59H34V58H32V60L29 59L28 61L31 60V62H33ZM36 59H37V58H36ZM85 59H86V58H85ZM85 59H84V60H85ZM99 59H100V58H99ZM119 59H120V58H119ZM121 59H123V58L121 57ZM127 59H128V58H127ZM147 59H148V58H147ZM209 59H210V58H209ZM209 59H208V60H209ZM238 59H239V58H238ZM246 59H247V57H246ZM261 59H262V58H261ZM261 59H260V60H261ZM263 59H264V57H263ZM263 59H262V60H263ZM39 60L37 59V61H36V60H35V61L38 62ZM77 60H78V61H77ZM110 60H111V59H110ZM203 60H204V59H203ZM210 60L213 61L212 59H210ZM218 60H219V58H218ZM223 60H224V58H223ZM235 60H236V59H235ZM251 60H252V59H251ZM253 60H255V59H253ZM65 61H66V60H65ZM68 61H69V60H67V62H68ZM70 61H72V60L70 59ZM92 61H93V60H92ZM92 61H91V62H92ZM98 61H99V60H98ZM100 61H101V60H100ZM145 61H146V59H145ZM216 61H217V60H216ZM221 61H220L219 63H221ZM232 61H234V59H232ZM258 61H259V60H258ZM258 61H256V63H257ZM18 62H19V61H18ZM20 62H22V61H20ZM25 62L29 65V63H28L27 61H25ZM25 62H24V63H25ZM36 62H35V63H36ZM40 62H38V63H40ZM56 62H57V61H56ZM56 62H55V63H56ZM63 62H64V61H63ZM63 62L61 61V63H63ZM67 62H64L65 65H64L63 67L68 66V65H66ZM77 62H78V63H77ZM87 62H88V61H87ZM91 62L88 64V67H89V68L91 67ZM94 62H96V60H95ZM132 62H133V60H132ZM179 62H180V61H179ZM183 62H184V61H183ZM205 62H206V61H205ZM209 62H210V61H209ZM223 62H224V61H223ZM228 62H229V61H228ZM235 62L237 63L238 60L235 61ZM240 62H241V60H240ZM262 62H263V61H262ZM3 63H5V62H3ZM24 63H23V64H24ZM72 63L70 62V65H72ZM85 63H86V62H84V64H85ZM92 63H93V62H92ZM97 63H98V62H97ZM99 63H100V62H99ZM124 63H125V62H124ZM126 63H127V62H126ZM129 63H130V62H129ZM176 63H177V62H176ZM180 63H181V62H180ZM215 63H217V62H215ZM219 63H218V64H219ZM247 63H249V62H247ZM252 63H255V61H252ZM259 63H260V64H263V63H261V62H259ZM259 63H258V64H259ZM8 64H10V62H9ZM8 64H7V66H8ZM11 64H12V63H11ZM23 64H21V65H23ZM27 64H25V65L27 66ZM51 64H52V66H53V63H51ZM56 64H58V63H56ZM68 64H69V63H68ZM76 64L74 65L75 67H74V66H73V67H72V66H69V67H71V68L74 69V68H76ZM84 64H83V65H84ZM105 64H106V63H105ZM108 64H109V63H108ZM108 64H107V65H108ZM132 64H133V63H132ZM230 64H232V63L230 62ZM233 64H234V63H233ZM243 64H244V63H243ZM260 64H259V66H260ZM5 65H6V64H5ZM12 65H13V64H12ZM12 65H11V66H12ZM32 65L34 66V64H30V66H32ZM40 65H42V63H41ZM40 65H39V66H40ZM48 65H49V67L51 68L50 64H48ZM58 65H59V64H58ZM60 65H61V64H60ZM81 65H82V62H81ZM89 65H90V66H89ZM92 65H93V64H92ZM98 65H99V64H98ZM107 65H106V66H107ZM109 65H110V64H109ZM180 65H183V64H180ZM247 65H248V64H247ZM255 65H256V64H255ZM255 65H253V66H255ZM7 66H6V68H8ZM17 66H18V65H17ZM36 66H38V64H37V65L35 64L34 68H35ZM42 66H44V65H42ZM85 66H86V64H85ZM93 66H94V65H93ZM100 66L103 68V65H100ZM110 66H111V65H110ZM161 66L164 67V65H160V69L157 68V70L160 71V70L162 69ZM176 66H177V65H176ZM178 66H179V64H178ZM202 66H203V65H202ZM4 67H5V66H4ZM49 67H48V70H49ZM56 67H57V65H56ZM56 67H55V68H56ZM63 67H62V65H61V69H62ZM80 67H81V66H80ZM97 67H98V66H97ZM133 67H134V66H133ZM154 67H155V66H154ZM165 67H166V66H165ZM250 67H251V66H248L249 69H250ZM1 68H2V65H1ZM10 68H11V67H10ZM20 68L22 69V68H26V67H22V66H21ZM28 68H29V67H28ZM31 68H32V67H31ZM31 68H30L29 70H31V71L34 70V68H33V69H31ZM59 68H60V67H59ZM82 68L85 69V67H82ZM95 68H96V66H95ZM109 68H110V67H109ZM111 68H112V67H111ZM111 68H110V69H111ZM122 68L124 69L125 67H122ZM152 68H153V67H152ZM152 68H151V69H152ZM184 68H185V67H184ZM184 68H183V69H184ZM258 68H259V67H258ZM4 69H5V68H4ZM4 69H3V70H4ZM11 69H12V68H11ZM40 69H41V68H39V70H40ZM52 69H54V66H53ZM91 69H92V68H91ZM91 69H88V72H89V70H91ZM97 69H98V68H97ZM99 69H100V68H99ZM103 69H104V68H103ZM103 69H102V70H103ZM113 69H115V68H113ZM147 69H148V68H147ZM253 69H254V68H253ZM253 69H251V70H253ZM24 70H27V68L24 69ZM24 70H22V72H23ZM29 70H28V71H29ZM35 70H37V68H35ZM46 70H47V69L43 70V71H45L44 74H46ZM58 70H59V69H58ZM70 70H71V69H70ZM70 70L67 69L68 72H69ZM75 70H76V69H75ZM78 70H79V69H78ZM82 70H83V69H82ZM82 70H81V71H82ZM92 70H93V69H92ZM124 70H126V68H125ZM177 70H178V68H177ZM180 70H182V69H180ZM255 70H256V66H255ZM5 71H9V69H8V70L5 69ZM37 71H38V70H37ZM43 71H41V73H42ZM50 71L52 72V70H50ZM81 71H80V73H81ZM83 71H84V70H83ZM86 71H87V69H85V72H86ZM98 71H100V70H98ZM104 71H105V70H104ZM104 71H103V72H104ZM116 71H117V70H116ZM116 71H115V72H116ZM145 71H146V70H145ZM164 71H165V68H164ZM164 71H163V72H164ZM168 71H169V70H168ZM247 71H248V70H247ZM258 71H259V70H258ZM258 71H257V72H258ZM25 72H27V71H25ZM32 72H33V71H32ZM73 72H74V71H72L71 73H73ZM75 72H76V71H75ZM77 72L79 73V71H77ZM110 72H111V71H110ZM128 72H129V71H128ZM133 72H134V71H133ZM152 72L154 73V76H155V70H154V68H153ZM161 72H162V70H161ZM187 72H188V71H187ZM3 73H4V72H3ZM5 73L8 74L7 72H5ZM10 73H12V72H10ZM10 73H9V74H10ZM64 73H65V72H64ZM66 73H67V72H66ZM66 73H65V74H66ZM80 73H79V76H80ZM100 73H101V72H100ZM131 73H132V71H131ZM147 73H148V72H147ZM153 73H152V74H148V75H150L151 77H153ZM157 73H158V71H157ZM157 73H156V75H159V76H160V74H159L160 72H159L158 74H157ZM166 73H168V72H166ZM166 73H165V74H166ZM178 73H181V71L178 72ZM182 73H183V72H182ZM228 73H229V72H228ZM253 73H254V72H253ZM255 73H256V72H255ZM9 74H8V75H9ZM15 74H16V73H15ZM34 74H35V73H34ZM48 74L52 76L51 73H48ZM59 74H60V73H59ZM67 74H68V73H67ZM67 74H66V75H67ZM74 74H75V73H74ZM82 74H83V73H82ZM86 74H87V72L85 73V75H86ZM111 74H112V72H111ZM113 74H114V72H113ZM186 74H187V73H186ZM192 74H193V73H192ZM192 74H191V75H192ZM213 74H214V73H213ZM219 74H220V73H219ZM221 74H222V72H221ZM221 74H220V75H221ZM224 74H225V72H224ZM231 74L233 75V73H231ZM231 74L229 75L230 77H231ZM249 74H250V73H249ZM251 74H252V73H251ZM11 75L14 77L13 74H11ZM11 75H9V77H10ZM17 75H18V74H17ZM21 75H23V74H21ZM29 75H30V73H29ZM35 75H36V74H35ZM53 75H55V74H53ZM57 75H58V74H57ZM62 75H63V74H62ZM71 75H72V76H70V77H68V78H71L70 80H71V82H72V77H74V76H73V74H71ZM75 75H76V74H75ZM142 75H144V74H142ZM169 75H170V74H169ZM173 75H174V74H173ZM183 75H184V73H183ZM195 75H196V74H195ZM201 75H202V74H201ZM201 75H200V76H201ZM211 75H212V74H211ZM220 75H219V76H220ZM256 75H258V74H256ZM1 76H2V75H0V79H1ZM5 76H7V75H5ZM33 76H34V75H33ZM63 76H64V75H63ZM63 76H62V77H63ZM67 76H68V75H67ZM132 76H134L133 73H132ZM135 76H137V74H136ZM135 76H134V77H135ZM159 76H157L158 78H157L156 76H155V78H153L154 82L157 81V79L159 80V78L161 77V76H160V77H159ZM166 76H167V75H165L164 77L166 78ZM181 76H182V75H180V77H181ZM185 76H186V75H185ZM185 76H184V77H185ZM187 76H188V74H187ZM197 76L200 77L199 75H197ZM197 76H196V77H197ZM203 76H204V75H203ZM214 76H216V73H215ZM234 76H235V75H234ZM260 76H261V75H260ZM13 77H10V79L13 78ZM15 77H17V76L15 75ZM23 77H24V76H23ZM23 77H22V78H23ZM26 77H27V76H26ZM26 77H24V78H26ZM34 77H35V76H34ZM37 77H39V76L36 75V78H37ZM45 77H46L45 79L41 80V83L43 82V85H42V86H45V88H46V86L48 85V87H47L46 89H44L45 91L49 90V91H47L46 94L48 95V94H50L51 92H53V93L56 92V93H55V97H56V99H55V97H54V94H52V93H51L50 95H48V96L45 94V92L43 93V94H44V98H47V100H48V101L45 100L46 103H47V102H48V103L50 102L49 104H51V106H52V104H53L52 108H51V107H47V106H50V105L46 104V105H45V106L47 107L46 109H48V108L50 109V108H51L50 110L48 109V111H49V113H50L51 116H52V112L56 111V109H57V108H56V109H54V108L60 106L59 104H61L60 107L64 106V110L61 109V108H60V109H61L62 111H65V112H64V116H66L65 119L69 118V116L67 117V113L69 112V114H70V112H71V108L69 109V107H71L73 104H74V105H77L75 99H74V100H75V103H74V101H73V104H69V103H68V102H70V103L72 102L71 100H73V99H72V97H70V96H71V94H73L74 92L69 91V92H72V93L70 94V96H69V97L71 98V100L68 99V98H69L68 96H66L67 98H65V99H67V101H68V102L65 101L66 103H68V110H66V109H65V106H66L67 104H66V103H63V104H62V103H61V102H63V101L65 100V99H64L65 94L62 95V96H64V97H62L61 95H59V94H60V93H58L59 90H58V89H57L58 91L55 90L54 87H56V84L53 83L51 77L49 76V79H51V80L48 79L49 81L47 80L48 75H46ZM59 77H60V76H59ZM80 77H81V76H80ZM141 77H142V76H141ZM167 77H168V76H167ZM173 77H174V76H173ZM178 77H179V76H178ZM191 77H194V76L192 75ZM191 77H190L189 79H192ZM252 77H253V76H252ZM255 77L258 78L259 76H255ZM3 78H4V77H3ZM6 78H7V77H6ZM17 78H18V77H17ZM27 78H28V77H27ZM30 78H31V76H30ZM40 78H41V77H40ZM53 78H54V77H53ZM56 78H58V77H56ZM56 78H55V80H58V79H56ZM65 78H66V77H65ZM137 78H138V77H136V79H135V78H134V79L137 80ZM162 78H163V77H162ZM216 78H217V77H216ZM219 78H220V77H219ZM221 78H222V76H221ZM225 78L227 79V76H226ZM247 78H249V77L247 76ZM250 78H251V77H250ZM250 78H249V79H250ZM10 79H9V80H10ZM28 79H29V78H28ZM31 79H32V81H33V78H31ZM41 79H42V78H41ZM77 79H79V78H77ZM143 79H146V76H145V78H143ZM150 79H152V78H150ZM150 79H149V80H150ZM155 79H156V80H155ZM166 79H167V78H166ZM168 79L170 80L171 78H168ZM174 79H175V78H174ZM198 79H199V78H198ZM212 79H213V78H212ZM236 79H237V78H236ZM3 80H4V79H3ZM15 80H18V79L15 78ZM19 80H20V79H19ZM21 80H22V79H21ZM37 80H40V79H37ZM45 80H46V82L48 81V83H47L46 85H45V83H44ZM53 80H54V79H53ZM60 80H63V81H64L65 79H60ZM67 80H68V79H67ZM161 80H162V79H161ZM161 80H160V81H161ZM169 80H168V82H169ZM179 80H180V79H179ZM182 80H183V79H182ZM196 80H197V79H196ZM223 80H224V79L222 78V82H223ZM228 80H229V79H228ZM247 80H248V79H247ZM255 80H256V79H255ZM255 80L253 79V81H255ZM261 80H262V79H260V81H261ZM12 81H13V80H12ZM12 81L10 80V82H12ZM30 81H31V80H30ZM73 81H74V80H73ZM76 81H78V80H76V78H75L74 83H76ZM139 81H141V80H139ZM142 81H143V80H142ZM142 81L140 82V84L144 82V81H143V82H142ZM150 81H152V80H150ZM150 81H148V82H150ZM171 81H172V80H171ZM184 81H186V80H184ZM184 81H183V82H184ZM188 81L191 82V80H188V79H187V83H188ZM211 81H212V80H211ZM224 81H225V80H224ZM229 81H231V80H229ZM249 81H250V80H249ZM263 81H264V80H263ZM0 82H1V81H0ZM15 82H16V81H15ZM36 82H37V81H36ZM39 82H40V81H39ZM39 82L37 83V86H39V85H38V84H40ZM49 82H51V84H49ZM56 82H57V81H56ZM58 82H59V81H58ZM64 82H66V80H65ZM67 82H68V81H67ZM69 82H70V81H69ZM71 82H70V83H71ZM158 82H159V81H158ZM168 82H167V83L165 82V83H166V84H169ZM177 82H178V81H177ZM193 82H194V81H193ZM213 82H214V81H213ZM218 82H219V81H218ZM232 82H233V81H232ZM232 82H231V83H232ZM235 82H236V80H235ZM245 82H246V81H245ZM251 82H252V81H251ZM3 83H4V82H3ZM3 83H2V84H3ZM19 83H21V81H20ZM23 83H24V82H23ZM25 83H26V81H25ZM25 83H24V84H25ZM28 83H29V82H28ZM62 83H63V82H62ZM78 83H79V82H78ZM134 83H135V82H134ZM144 83H145V82H144ZM146 83H147V82H146ZM151 83H152V82H151ZM170 83H172V82H170ZM187 83H186V84H187ZM211 83H212V82H211ZM247 83H248V82H247ZM261 83H262V82H261ZM263 83H264V82H263ZM12 84H13V83H12ZM12 84H11V85H12ZM15 84H16V83H15ZM24 84H23V85H24ZM26 84H27V83H26ZM26 84H25V85H26ZM29 84H30V83H29ZM33 84H34V81H33ZM35 84H36V83H35ZM35 84H34V85H35ZM52 84H53L54 86H53ZM63 84H64V83H63ZM135 84H136V83H135ZM137 84H138V83H137ZM147 84H148V83H147ZM155 84H157V83H155ZM155 84H154V85H155ZM161 84H162V81H161ZM189 84H190V83H189ZM213 84H215V83H213ZM8 85L10 86V84H8ZM16 85H17V84H16ZM20 85H21V84H20ZM57 85H58V83H57ZM59 85H60V84H59ZM59 85H58V86H59ZM61 85H62V84H61ZM68 85H71V86H72L73 84H68ZM76 85H77V83H76ZM76 85H74V86H76ZM142 85H143V84H142ZM157 85H158V84H157ZM175 85H176V84H175ZM226 85H228V84H226ZM232 85H233V84H232ZM1 86H2V85H1ZM18 86H19V85H18ZM27 86H28V85H27ZM27 86H25V87L27 88ZM37 86H36V87H37ZM42 86H41V88H42ZM49 86H51V88H52V86H53L54 89H50ZM87 86H90V85H87ZM137 86H138V85H137ZM146 86H147V85H146ZM146 86L144 85L145 88H146ZM148 86H149V84H148ZM167 86H168V85H167ZM228 86H229V85H228ZM230 86H231V85H230ZM14 87H15V86H14ZM22 87H23V86H22ZM22 87H21V88H22ZM25 87H23V88L25 89ZM31 87H32V86L28 87V88H29L28 90H29L30 93H31V91H30V90H31V89H30ZM36 87H35V88H36ZM66 87H69V86H66ZM85 87H86V86H85ZM139 87H140V86H139ZM142 87H143V86H142ZM151 87H153L152 84H151ZM151 87H150V88H151ZM171 87H172V85H171ZM171 87H170V88H171ZM174 87H175V86H174ZM0 88H2V87H0ZM16 88H17V86H16ZM16 88H15V89H16ZM35 88L32 87L33 90H35ZM37 88H38V87H37ZM41 88H40V89H41ZM48 88H49V89H48ZM73 88H75V87H73ZM76 88H77V87H76ZM78 88H79V87H78ZM95 88H96V87H95ZM137 88H138V87H137ZM160 88H161V87H160ZM160 88H159L158 90H160ZM162 88H163V87H162ZM162 88H161V89H162ZM164 88H165V87H164ZM12 89H14V88H12ZM12 89H11V90H12ZM24 89H23V90H24ZM40 89H38V90H40ZM68 89H69V88H68ZM70 89H71V88H70ZM89 89H90V87H89ZM100 89H101V88H100ZM106 89H107V88H106ZM143 89H144V88H143ZM36 90H37V89H36ZM38 90H37V91H38ZM44 90H40V91L43 92ZM50 90H51V91H50ZM76 90H77V89H76ZM82 90H84V91H82V95H83V92H84V94H85L86 91H85V89H82ZM97 90H98V89H96V91H92V92H93V93H94V92H97ZM107 90H108V89H107ZM107 90H105V91H107ZM167 90H169V89L167 88ZM37 91H36V92H37ZM99 91H100V90H99ZM109 91L112 93V91H111V89H110V90H108V94H110ZM149 91H150V90H149ZM151 91H153V89H152ZM165 91H166V90H165ZM15 92H16V91H15ZM20 92H21V90H20ZM25 92H27V91H24V93H25ZM29 92H27L28 95H27V94L24 95L23 92H21V94H19V95H20V97H21V95L23 94V95H24L23 98L26 97V95H27L28 97H30L29 95H31L32 93L29 94ZM32 92L34 93L35 91H32ZM36 92H35L33 95H34L35 97H36V95H37V97H38V94H39L38 92H39V91L37 92V94H36ZM60 92H61V91H60ZM79 92H80V91H79ZM88 92H89V91H87V94H86L87 96H88V94H89L91 91H90L89 93H88ZM103 92H104V91H103ZM114 92H115V91H114ZM119 92H120V90H119ZM119 92H118V93H119ZM121 92H122V90H121ZM121 92H120V93H121ZM124 92H126V91H124ZM155 92H156V90H155ZM18 93H19V92H18ZM57 93H58V95H59L60 98L62 97L63 101L60 100V99H58L59 97L57 98V96H56ZM62 93H63V92H62ZM75 93H77V92H75ZM104 93H105V92H104ZM156 93H157V92H156ZM162 93H163V90H162ZM162 93H161V94H162ZM40 94H41V93H40ZM40 94H39V95H40ZM95 94H96V93H95ZM121 94H122V93H121ZM121 94H120V95H121ZM123 94H124V93H123ZM123 94H122V95H123ZM126 94H128V93H126ZM159 94H160V92H159ZM159 94H158V95H159ZM236 94H237V93H236ZM6 95H7V94H6ZM13 95H14V97H15V96H18L17 94H16V95L13 94ZM33 95H32V98H33V100H34V99H36V98H34ZM41 95H42V94H41ZM41 95H40V97H42ZM52 95H53L54 98H51ZM74 95H75V94H74ZM116 95H117V94H116ZM3 96H4V95H3ZM3 96H2V97H3ZM7 96H8V95H7ZM45 96H46V97H45ZM49 96H50V98H48ZM76 96H77V94H76ZM80 96H81V95H80ZM83 96H85V95H83ZM83 96H82V97H83ZM110 96H112V95H110ZM118 96H119V95H117L116 97H118ZM124 96H125V95H124ZM149 96H150V95H149ZM161 96H162V95H161ZM8 97H9V96H8ZM11 97H13V96H11ZM28 97L25 98V99L28 100ZM40 97H39V98H40ZM240 97H241V95H240ZM3 98H4V97H3ZM23 98H22V100H20L21 102H23ZM32 98H31V99H32ZM44 98H43V100H44ZM74 98H76V97H74ZM107 98H108V97H107ZM111 98H112V97H111ZM118 98H119V97H118ZM128 98H129V97H128ZM173 98H174V97H173ZM241 98H242V97H241ZM5 99H8V98L6 97ZM10 99H11V98H10ZM10 99H8L7 101H9V103L11 104V102H10L11 100H10ZM12 99H13V98H12ZM14 99H15V101H16V100L18 101V99H17L16 97H15ZM20 99H21V98H20ZM31 99H29V100H31ZM50 99H51V100H50ZM52 99H53V100H52ZM57 99H58V102L54 103L55 100L57 101ZM77 99H79V98H77ZM108 99H109V98H108ZM125 99H126V98H125ZM234 99H236V98H234ZM238 99L240 100V98H238ZM27 100H26V102H27ZM36 100H37V99H36ZM43 100H42V98H41L40 101L43 102ZM80 100L82 101L83 99H81V97H80ZM106 100H107V99H106ZM111 100H112V99H111ZM119 100H121V98H120ZM146 100H147V98H146ZM161 100H162V99H161ZM161 100H159V102H160ZM170 100H171V99H170ZM176 100H177V99H176ZM13 101H14V100H13ZM24 101H25V100H24ZM31 101H32V100H31ZM53 101H54V102H53ZM59 101H61V102L59 103ZM81 101L78 100V102H81ZM108 101H109V100H108ZM114 101H115V100H114ZM126 101H127V100H126ZM147 101H149V97H148V100H147ZM147 101H145V102H147ZM173 101H174V100H173ZM234 101H235V100H234ZM236 101H237V100H236ZM236 101H235V102H236ZM4 102H6V100L2 101L3 104H4ZM37 102H38V101H37ZM51 102H52V103H51ZM82 102H83V101H82ZM163 102H165V101L163 100ZM168 102H169V101H168ZM176 102H177V101H176ZM238 102H240V101H238ZM238 102H237V103H238ZM6 103L8 104V102H6ZM6 103H5V105H6ZM13 103H14V102H13ZM13 103H12V104H13ZM15 103H17V102H15ZM18 103H19V102H18ZM24 103H25V102H24ZM24 103L19 104V108H21V106H22V108L25 107L24 110H23V109L20 110V109L18 108V106H17V108H18L20 111H26V112H27V113H26V116H27V117H25V118H29V117H31L30 114H31L32 112H33L32 115H34V113L36 114V112L33 111V109L30 107V103L27 102L28 105H27V104H26V105H23ZM32 103H34V102H31V105H32ZM127 103H128V102H127ZM141 103H143V102H141ZM150 103H151V102H150ZM173 103H174V104H177V103H175V102H173ZM173 103L170 104V105H169L168 103L165 104V105H166L165 107L168 108V109L170 110V111H167V112L165 111V113H166V114L170 113V115H168V116H171V111H172L174 108L177 107L178 110H175V109H174V110L176 111V114L180 113V114H178V116L181 115V114L183 115V113H182V109H179L181 106H180V107H179L178 105L176 106V105H174ZM43 104H44V103H43ZM56 104H58V105L55 106ZM65 104H66V105H65ZM116 104H117V102H116ZM116 104H115V105H116ZM122 104H123V106H124V101H123ZM122 104H121V106H122ZM143 104H145V103H143ZM148 104H149V103H148ZM156 104H157V102H156ZM161 104H162V102H161ZM8 105H9V104H8ZM15 105H16V104H15ZM34 105L37 107L36 104H34ZM69 105H70V106H69ZM141 105H142V104H141ZM146 105H147V103H146ZM146 105H142L141 107L145 106V108H144V110H145V109L147 108ZM167 105H168L169 107H168ZM3 106H4V105H3ZM3 106H1V107H3ZM28 106H29L30 108H29ZM54 106H55V107H54ZM170 106H171V107H170ZM172 106H173V108H172ZM1 107H0V108H1ZM10 107H11V105H10ZM27 107L29 108V110L26 109ZM38 107H41V106L38 105ZM42 107H43V106H42ZM73 107H74V106H73ZM75 107H76V106H75ZM75 107H74L73 109H76ZM128 107H129V106H128ZM156 107H157V105H156ZM158 107H159V106H158ZM162 107L164 108V105H163V104H162ZM178 107H179V108H178ZM7 108H8V107H7ZM11 108L13 109V106H12ZM14 108L16 109V107H14ZM66 108H67V106H66ZM78 108H79V107H78ZM78 108H77V111H78ZM116 108H117V107H116ZM119 108H120V107H119ZM151 108H152V105H151ZM160 108H161V107H160ZM166 108H165V110H168V109H166ZM170 108H172V110H171ZM31 109H32V111H30ZM35 109H36V108H35ZM41 109H42V108H41ZM46 109H45V107H44V110H46ZM52 109H54V111H52ZM60 109H59V110H60ZM73 109H72V110H73ZM4 110H5V109H4ZM9 110H11V109H9ZM13 110H14V109H13ZM16 110H17V109H16ZM27 110H28V111H27ZM36 110L39 111V108L36 109ZM44 110H42V111L44 112V114H46V112H45ZM61 110H60V112H61ZM123 110H124V109H123ZM123 110H122V112H123L122 114H125L124 111H126V110H124V111H123ZM153 110H155V108H154ZM153 110H152V112H153ZM157 110H159V109H157ZM174 110H173L172 112H174ZM179 110H181V112H180ZM184 110H185V109H184ZM11 111H12V110H11ZM17 111H18V110H17ZM46 111H47V110H46ZM48 111H47V112H48ZM51 111H52V112H51ZM67 111H68V112H67ZM73 111H74V110H73ZM73 111H72V112H73ZM77 111H76V112H77ZM155 111H156V110H155ZM159 111H160V110H159ZM161 111H162V110H161ZM178 111H179V112H178ZM191 111H192V109H191ZM5 112H6V111H5ZM5 112H4V113H5ZM7 112H8V110H7ZM7 112H6V113H7ZM29 112H30V113H29ZM43 112H42V113H43ZM76 112H75V114H76ZM94 112H95V111H94ZM119 112H120V111H119ZM152 112H151V113H152ZM183 112H185V111H183ZM21 113H23V112H20V113L18 112V114H21ZM24 113H25V112H24ZM28 113H29V115H28ZM42 113H41V114H42ZM127 113L129 114L128 111H127ZM147 113H148V112H147ZM157 113H158V111H157ZM159 113H162V112H159ZM197 113H198V112H197ZM37 114H38V112H37ZM44 114H43V116H46V117H45V122H46V118H47V117L49 118L50 114H47V115H44ZM57 114H58V113H57ZM59 114H60V113H59ZM59 114H58V116H57V115L54 113V116H55V117L57 116L56 118H58V117H59ZM73 114H74V113H73ZM101 114H102V113H101ZM176 114H175V112H174V113H172V116H173V115H176ZM7 115H8V114H7ZM9 115H10V114H9ZM9 115H8V116H9ZM61 115H63V112H62ZM99 115H100V114H99ZM99 115H98V116H99ZM159 115H160V119L162 118V116H163V118H166V117H167V119H168V116H166L164 113H163L162 116H161V114H159ZM182 115H181V116H182ZM186 115H187V114H186ZM193 115H194V114H193ZM199 115H200V114H199ZM199 115H197V116H199ZM202 115H203V114H202ZM202 115H201V116H202ZM5 116H6V115H5ZM35 116H36V115H35ZM41 116H42V115H40V116L38 117L37 120H36L37 117L35 118V120H36L35 123H37L38 120H40V123H42L43 119L41 118ZM51 116H50V117H51ZM70 116H72V115L70 114ZM95 116H96V115H95ZM122 116H123V115H122ZM124 116H126V115H124ZM165 116H166V117H165ZM176 116H177V115H176ZM176 116H175V117H176ZM191 116H192V115H191ZM258 116H259V115H258ZM13 117H14V116H13ZM52 117H53V116H52ZM52 117H51V120L53 119ZM55 117H54V118H55ZM74 117H76V116L74 115ZM89 117H90V116H89ZM103 117H104V116H103ZM173 117H174V116H173ZM184 117H185V116H184ZM193 117H195V116H193ZM250 117H251V116H250ZM250 117L248 116V118H250ZM2 118H4V117L2 116ZM40 118H41L42 120H41ZM43 118H44V117H43ZM48 118H47V123H48ZM56 118H55V119H56ZM61 118H63V116H62ZM76 118H79V119H80L79 116L76 117ZM84 118H85V117H84ZM157 118H159V116H158ZM181 118H182V117H181ZM262 118H263V117H262ZM5 119H6V118H5ZM17 119H18V118H17ZM22 119H23V118H22ZM22 119H20V120L22 121ZM30 119H31V118H30ZM90 119H91V117H90ZM147 119H148V118H147ZM149 119H150V118H149ZM149 119H148V120H149ZM169 119H170V118H169ZM186 119H187V118H186ZM196 119H197V118H196ZM196 119H195V120H196ZM1 120H2V119H1ZM11 120H12V119H11ZM23 120L26 121V119H23ZM49 120H50V119H49ZM56 120H59V122H60L61 119L58 118V119H56ZM85 120L87 121V119H84V121H85ZM93 120H94V119L92 118V122H93ZM99 120L104 121V119H99ZM99 120H98V122H99ZM106 120H107V118H106ZM152 120H153V119H152ZM152 120H151V121H152ZM163 120H165V122L167 121L166 119H163ZM181 120H182V119H181ZM190 120H191V118H190ZM192 120H193V119H192ZM195 120H194V121H195ZM197 120H198V119H197ZM260 120H261V119H260ZM262 120H264V118H263ZM5 121H6V120H5ZM13 121H14V120H13ZM32 121H33V118H32ZM52 121H54V119H53ZM61 121H62V120H61ZM81 121H82V120H81ZM81 121L79 120V122L77 121V122H74V123H75V124H78V123L80 124ZM86 121H85V122H86ZM107 121H108V120H107ZM160 121H162V120H159V122H160ZM168 121H169V120H168ZM179 121H180V120H179ZM199 121L204 122V120H199ZM199 121H198V123H199ZM251 121H252V120H251ZM254 121H255V120H254ZM254 121H253V122H254ZM257 121H258V120H257ZM16 122H17V120H16ZM23 122H24V121H23ZM30 122H31V121H30ZM38 122H39V121H38ZM45 122H43V123H45ZM49 122H50V121H49ZM54 122H55V121H54ZM59 122H57V123L59 124ZM87 122H88V121H87ZM95 122H96V120H95ZM153 122H154V121H153ZM157 122H158V121H157ZM157 122H156V125H157ZM170 122H173V123H174L173 120H172V121H169V123H170ZM192 122H193V121H192ZM192 122H191V123H192ZM201 122H200V123H201ZM255 122H256V121H255ZM4 123H5V122H4ZM18 123L20 124L19 120H18ZM21 123H22V122H21ZM50 123H51V122H50ZM50 123H49V124H50ZM57 123H56V124H57ZM74 123H73V124L71 123V124L74 125ZM93 123H94V122H93ZM144 123H145V121H144ZM176 123H177V122H176ZM181 123H182V122H180L179 124H181ZM194 123H195V122H194ZM196 123H197V122H196ZM200 123H199L198 126H201ZM244 123H245V122H244ZM247 123H248V121H247ZM249 123H250V121H249ZM263 123H264V122H263ZM5 124H6V123H5ZM11 124H12V122H11ZM11 124H10V125H11ZM23 124H24V123H23ZM25 124H26V123H25ZM31 124H32V123H31ZM45 124H46V123H45ZM56 124H55V125H56ZM61 124L63 125L62 122H61L59 125H60L61 127L65 128L64 131H65L66 133L64 134V136H65V135H68V134H71L70 131H73V130H71V129H74V128L72 127V125H71L70 123H68V124H70V128H67V131H66V127H65V126H62ZM83 124H84V122H83ZM89 124H90V123H89ZM96 124H97V123H96ZM99 124H100V122H99ZM101 124H102V123H101ZM108 124H109V123H108ZM110 124L112 125L111 122H110ZM110 124L108 125L107 128H109V126H110V128H111V125H110ZM151 124H152V122H151ZM153 124H154V123H153ZM166 124H168V122H167ZM188 124H190V123H188ZM188 124H187V125H188ZM201 124H202V123H201ZM204 124H205V123H204ZM258 124H260V122H258ZM2 125H3V127H4V124H2ZM2 125H1V126H2ZM15 125H16V124H15ZM29 125H30V124H29ZM37 125H39V124H36V129H37ZM59 125H56V126L58 127ZM65 125H66L67 127L69 126V125H67L66 123H65ZM81 125H82V124H81ZM86 125H87V123H86ZM102 125H103V124H102ZM102 125H100V126H102ZM145 125H146V124H145ZM156 125H153V127L156 126ZM176 125H177V124H176ZM181 125H182V124H181ZM181 125H179V126H181ZM195 125H196V124H195ZM195 125H194V126H195ZM261 125L263 126V124H261ZM1 126H0V127H1ZM6 126H7V125H6ZM19 126H20V125H19ZM23 126H24V125H23ZM25 126H26V125H25ZM25 126H24V128H25ZM27 126H28V125H27ZM40 126H41V125L38 126L39 128H38V130H37L36 132H39ZM47 126H48V125H47ZM47 126H46V128H47ZM60 126H59V127H60ZM146 126H147V128L149 129V127H151L152 125L150 126V124H149V125H146ZM173 126H174V125H173ZM198 126H197V127H198ZM212 126L214 127V125H212ZM216 126H218V125H216ZM9 127H10V126H9ZM9 127H8V129H9ZM15 127H16V126H15ZM32 127H33V128H31V127L29 128V127H28V128H29V131H27L28 128H26V130H25L29 136H30V135L32 136V134H34V135L37 134V133H35L34 130H33V129L35 128V126H32ZM41 127H42V130L45 129V128L43 129V126H41ZM49 127H50V125H49ZM49 127L46 129V131H48ZM57 127H56V128H57ZM71 127H72V128H71ZM92 127H93V126H92ZM113 127H114V125H113ZM153 127H152V128H153ZM5 128H6V127H5ZM17 128H18V127H17ZM17 128H14V129H17ZM22 128H23V127H22ZM24 128H23L22 130H24ZM53 128H54V127L52 126V129H51V132H50V133H54V132H55L53 135H54L55 137H57V141L62 140L63 138H65V137H62V139H61V136H62L63 133H64L63 130H61V131H63L62 135H59V134H61V131L59 132V134H57L56 131H52ZM76 128H77V127H76ZM82 128H83V127H82ZM97 128H98V127H97ZM171 128H172V127H171ZM175 128H176V127H174V129H175ZM199 128H200V127H199ZM36 129H35V130H36ZM54 129H55V128H54ZM58 129L60 130L61 128H58ZM68 129H69V130H68ZM79 129H80V127H79ZM87 129H88V128H87ZM145 129H146V128H145ZM145 129H144V131H145ZM3 130H4V129H3ZM6 130H7V129H5V131H6ZM9 130H10V129H9ZM11 130H12V129H11ZM22 130L20 129L21 132H24V131H22ZM32 130H33V131H32ZM49 130H50V129H49ZM146 130H147V129H146ZM149 130H150V129H149ZM176 130H177V129H176ZM176 130H175V131H176ZM1 131H2V129H1ZM1 131H0V132H1ZM44 131H45V130H44ZM44 131H43V134H45ZM75 131H76V130H75ZM75 131H74V132H75ZM78 131H80V130H78ZM78 131H77V132H78ZM84 131H85V130L83 129L82 132H84ZM86 131H87V130H86ZM7 132H8V130H7ZM9 132H11V131H9ZM15 132L17 133V131H15ZM26 132H25V133H26ZM28 132H29V133H32V134H29ZM48 132H49V131H48ZM74 132H73V133H74ZM130 132H131V134H132V131H130ZM16 133H15V135H16ZM25 133H23L22 136L25 137V135H24ZM40 133H41V129H40ZM78 133H79V132H78ZM133 133H134V132H133ZM149 133H150V132H149ZM173 133H174V131H173ZM176 133H177V132H176ZM5 134H6V133H5ZM9 134H10V133H9ZM17 134H18V133H17ZM82 134H84V133H82ZM134 134H135V133H134ZM134 134H133V135H134ZM142 134H144V133H142ZM0 135H2V134L0 133ZM12 135H13V134H12ZM18 135H20V134H18ZM47 135H48V136H51V134L49 135L48 133L46 134V136H47ZM53 135H52V136H53ZM96 135H97V134H96ZM99 135H100V134H99ZM99 135H97V136H99ZM128 135H129V134H128ZM136 135H137V134H136ZM145 135H146V134H145ZM22 136H21V137H22ZM81 136H82V135H81ZM81 136H80V137H81ZM4 137H5V136H3V138H4ZM7 137H8V135H7ZM13 137H14V136H13ZM15 137H16V136H15ZM21 137H19V138H21ZM58 137H59L60 139H58ZM129 137L131 138V137H133V136H132V135H129V136L127 137V135H126L127 140L131 141L132 138L130 139ZM144 137H145V136H144ZM149 137H150V135H149ZM261 137H262V136H261ZM3 138H2V139H3ZM19 138H18V139H19ZM85 138H86V137H85ZM126 138H125V139H126ZM128 138H129V139H128ZM137 138H138V137H137ZM4 139H6V138H4ZM29 139H30V138H29ZM34 139H35V138H34ZM37 139H38V138H37ZM37 139H36L35 141H37ZM50 139H51V138H50ZM66 139H67V138H66ZM66 139H65V140H66ZM138 139H140V137H139ZM143 139H144V138H143ZM146 139H147V138H146ZM151 139H152V138H151ZM151 139L149 138V140H151ZM262 139H263V138H262ZM12 140H15V141L17 142V139H16V138H15V139L12 138ZM32 140H33V138H32ZM32 140H31V141H32ZM55 140H56V138H55ZM65 140L63 139V141H61V142H57V141H56V143H55V144H56V145H55L56 147L53 146V147H55L56 149H58V152H57V150H56V152H55L56 154L54 153V150H55L54 148H53L54 150H53L51 147H50V149H49V148H45V149H46V152H47V149H48V151L51 150L50 152L56 155L55 157L52 155V157H54L56 160H55L54 158L51 157L50 152H49L50 155L47 154V153H45V155L47 154V155L50 156V157H49V156H46V158L49 157V160L52 158V159H54V161H53L52 159H51L50 161H53V162L57 161V162L61 163V165H62V163H66V162L68 161V159H67L68 157L65 158V159H67V160H65V159H63V161L61 160L62 162H60V160L57 159L58 154H59L60 152H62V151H59V150H61V148L64 149V147H61V145H62V144H63L62 146H65V145H66ZM80 140H81V139H80ZM82 140H83V138H82ZM89 140H90V139H89ZM100 140H101V139H100ZM132 140H133V139H132ZM136 140H137V139H136ZM152 140H153V139H152ZM15 141H13V142H15ZM21 141H22V140H21ZM21 141H20V144H21ZM25 141H27V140L25 139ZM31 141H30V142H31ZM43 141H44V140H43ZM45 141H46V140H45ZM45 141H44V142H45ZM83 141H84V140H83ZM129 141H127V142H129ZM133 141H134V140H133ZM141 141H142V140H141ZM141 141H140V142H141ZM7 142H8V141H7ZM9 142H10V141H9ZM11 142H12V141H11ZM11 142H10V143H11ZM13 142H12V143H13ZM38 142H39V141H38ZM77 142H78V141H77ZM96 142H97V141H96ZM101 142H102V141H101ZM135 142H136V141H135ZM161 142H162V141H161ZM24 143H25V142H24ZM24 143H23V145H25ZM35 143H36V142H35ZM40 143H43V142L40 141L38 144L41 145ZM51 143H52V142H51ZM102 143H103V142H102ZM130 143H131V142H130ZM166 143H167V142H166ZM27 144H28V142H27ZM30 144H31V143H30ZM44 144H45V145H46V144H50V142H49V143L46 142V143H44ZM44 144H42L43 146L41 145V147H39V149H42V147H45ZM59 144H60V145H59ZM94 144H95V142H94ZM98 144H100V143H98ZM120 144H121V143H119V145H120ZM123 144H126L125 141L123 142ZM134 144H135V143H134ZM134 144H133V146H134ZM136 144H137V143H136ZM142 144H144V143L142 142ZM155 144H157V143H155ZM155 144H153V145L155 146ZM1 145H2V144H1ZM1 145H0V146H1ZM4 145H5V144H4ZM8 145H9V144H8ZM16 145H18V144H16ZM16 145H15V146H16ZM21 145H22V144H21ZM52 145H53V144H52ZM57 145L60 146L61 148H60V147L58 148ZM77 145H78V143H77ZM80 145H83V144L80 143ZM89 145H90V144H89ZM121 145H122V144H121ZM127 145H128V144H127ZM127 145H126V146H127ZM130 145H131V144H130ZM137 145H138V144H137ZM158 145H159V144H158ZM173 145H174V144H173ZM11 146H12V145H11ZM34 146H36V144H34ZM67 146H68V145H67ZM90 146H92L91 148H94V147H93V146H94L93 144H91ZM154 146H153V147H154ZM160 146H161V145H160ZM3 147H4V146H3ZM8 147H9V146H8ZM13 147H14V146H13ZM17 147L20 148L21 146H20V147L17 146ZM29 147H30V146H29ZM47 147H48V146H47ZM75 147H77V146H75ZM85 147H86V146H85ZM85 147H84V148H85ZM158 147H159V146H158ZM158 147H157V148H158ZM161 147H162V146H161ZM167 147H168V146H167ZM6 148H7V147H6ZM18 148H17V149H18ZM21 148H23V147H21ZM32 148H35V149H36V147H32ZM69 148H70V147H69ZM77 148H78V147H77ZM82 148H83V147H82ZM89 148H90V147H89ZM96 148H97V146H95V149H96ZM135 148H136V147H134V149H135ZM1 149H2V148H1ZM1 149H0V151H1ZM3 149H5V148H3ZM17 149H16V148L13 149L14 153L17 151ZM39 149H38V150H39ZM43 149H44V148H43ZM43 149H42L41 151H43ZM85 149H86V148H85ZM87 149H88V148H87ZM132 149H133V148H132ZM132 149H131V150H132ZM138 149H139V148H138ZM150 149H151V146H150ZM153 149H154V148H153ZM158 149H160V148H158ZM158 149H157V150H158ZM168 149H170V148H168ZM180 149H181V148H180ZM21 150H22V149H19L17 152L19 153V151H21ZM25 150H27V149H25ZM32 150H33V149H32ZM38 150H37V151H38ZM65 150H66V147H65ZM77 150H78V149H77ZM88 150H89V149H88ZM96 150H97V149H96ZM96 150H95V152H96ZM99 150H100V149H99ZM157 150H156V151H157ZM162 150H163V148H162ZM28 151H29V150H28ZM37 151H35V153H36ZM79 151L81 152V151H83V150H80V149H79ZM159 151H160V150H159ZM177 151H178V150H177ZM188 151H189V150H188ZM11 152H12V148H11ZM22 152L25 153V151H23V150H22ZM32 152H34V150H33ZM63 152H65V151H63ZM149 152H150V151H149ZM157 152H158V151H157ZM160 152H161V151H160ZM168 152H169V150H168ZM209 152H210V151H209ZM7 153H8V152H7ZM26 153H28V152L26 151ZM26 153H25V154H26ZM35 153H33V155H32V153L30 152V153L28 154V156L31 157V156H30V154H31L32 157H34V158L37 157V158H38V155H39V154L36 156V155H34ZM66 153L68 154V153H70V152H66ZM66 153H65V154H66ZM134 153H135V152H134ZM164 153H165V152H164ZM166 153H167V152H166ZM171 153H172V152H171ZM189 153H190V151H189ZM25 154H24V155H25ZM60 154L62 155V153H60ZM60 154H59V157L61 158ZM65 154L62 155V158L66 156ZM71 154H72V153H71ZM73 154H74V153H73ZM73 154H72V155H73ZM75 154H76V153H75ZM82 154H83V153H82ZM82 154H81V155H82ZM94 154H95V153H94ZM130 154H131V153H130ZM135 154H136V153H135ZM141 154H142V153H141ZM149 154H151V153H149ZM152 154H154V153H152ZM177 154H178V153H177ZM182 154H184V153H182ZM11 155H12V154H11ZM26 155H27V154H26ZM41 155H42V154H41ZM79 155H80V153H79ZM79 155H78V156H79ZM113 155H114V154H113ZM117 155H118V154H117ZM137 155H138V154H137ZM137 155H136V156H137ZM143 155H144V154H143ZM171 155H172V154H171ZM184 155H186V154H184ZM3 156H4V155H3ZM12 156H13V155H12ZM16 156H18V154H16V155L13 156V160H16V159H15ZM19 156H21V158H20V157H16V158H18V159H19V158H20V159L23 158L22 160L24 161V156H23V154H21V155H19ZM28 156H27V157H28ZM39 156H40V155H39ZM42 156H43V155H42ZM68 156H69V154H68ZM114 156H115V155H114ZM119 156H120V155H119ZM150 156H151V155H150ZM176 156H177V155H176ZM179 156H181V154H180ZM187 156H188V155H187ZM59 157H58V158H59ZM70 157H71V156H69V158H70ZM75 157H76V156H74V158H75ZM84 157H85V156H84ZM87 157L90 158V156H87ZM93 157L95 158L96 155L93 156ZM93 157H92V158H93ZM122 157H123V155H122ZM143 157H144V156H143ZM252 157H253V156H252ZM4 158H5V157H4ZM37 158H36V159H37ZM46 158H45V159H46ZM74 158H73V160H74ZM78 158L80 159V157H78ZM81 158H82V157H81ZM94 158H93V159H94ZM96 158H97V157H96ZM132 158H133V157H132ZM152 158H153V157H152ZM250 158H251V157H250ZM28 159H29V158H28ZM28 159H26V160L28 161ZM42 159H43V158H42ZM70 159H72V158H70ZM70 159H69V160H70ZM93 159H92V160H93ZM97 159H98V158H97ZM99 159H100V158H99ZM136 159H137V158H135V160H136ZM138 159H139V158H138ZM144 159H146V158H144ZM184 159H185V158H184ZM31 160H32V159H31ZM33 160H34V159H33ZM46 160H47V159H46ZM58 160H59V161H58ZM73 160H72V161H73ZM75 160H77V159H75ZM75 160H74L73 164L75 163ZM83 160H84V159H83ZM117 160H118V159H117ZM117 160H116V161H117ZM128 160H129V158H128ZM150 160H151V159H150ZM16 161H17V160H16ZM16 161H15V162H16ZM23 161H21V163H22ZM29 161H30V160H29ZM43 161H45V160H43ZM50 161H49V162H50ZM87 161H88V160H87ZM94 161H95V160H94ZM121 161H122V160H121ZM181 161H182V159H181ZM15 162H13V164H14ZM31 162H32V161H31ZM34 162H35V161H34ZM39 162H40V161H39ZM46 162H47V161H46ZM57 162H56V163H57ZM68 162H70V163L68 164ZM68 162L66 163V164H68V167H67V168L71 167V166H70V165H71V161H68ZM80 162H81V161H80ZM98 162H99V161H98ZM101 162H102V161H101ZM111 162H112V160H111ZM123 162H124V161H123ZM143 162H144V161H143ZM149 162H150V161H149ZM154 162H155V161H153V163H154ZM233 162H235V161H233ZM6 163H7V162H6ZM18 163H20V162H18ZM18 163L16 164V166H17L18 168H19V167L22 168V167L24 166V165L20 166L21 164L18 166ZM24 163H25V162H24ZM29 163H30V162H29ZM29 163H28V164H29ZM42 163L48 165V164L45 163V162H41V164H42ZM50 163H51V162H50ZM87 163H89V162H87ZM96 163H97V162H96ZM102 163H103V162H102ZM102 163H101V164H102ZM125 163H126V162H125ZM127 163L130 164L129 162H127ZM139 163H140V161H139ZM230 163H231V162H230ZM9 164H10V161H9ZM33 164H34V163H33ZM66 164H65V165H66ZM91 164H93V163H91ZM106 164H107V163H106ZM113 164H114V163H113ZM115 164H116V163H115ZM118 164H119V163H118ZM120 164H121V163H120ZM134 164H135V163H134ZM156 164H157V162H156ZM227 164H228V163H227ZM232 164H233V163H232ZM30 165H31V164H30ZM50 165H51V164H50ZM50 165H49V167H50ZM55 165H56V164H55ZM57 165H58V164H57ZM76 165H77V164H76ZM82 165H83V164H82ZM84 165H85V164H84ZM87 165H88V164H87ZM89 165H90V164H89ZM95 165H97V164H95ZM142 165H143L142 167H140V165H139L140 170H141V168L144 169V167H145V168H146V167L148 168V164H147V162H146V165H147V166H146V165L144 166V164H142ZM2 166H3V165H2ZM4 166H5V165H4ZM9 166L11 167L12 165L10 164ZM13 166H14V165H13ZM16 166H15V167H16ZM37 166H38V164H37ZM42 166H43V167H46V166H44L43 164H42ZM51 166H52V165H51ZM58 166H59V165H58ZM63 166H64V165H63ZM72 166H73V165H72ZM79 166H80V165H79ZM93 166H94V164H93ZM99 166H100V165H99ZM101 166H102V165H101ZM101 166H100V167H101ZM104 166H105V165H104ZM112 166H113V165H112ZM133 166H134V165H133ZM136 166H138V165H136ZM150 166H151V165H150ZM227 166H228V165H227ZM231 166H232V165H231ZM231 166H229V167H231ZM6 167H8V166L6 165L5 168H6ZM17 167H16V168H17ZM24 167H25V166H24ZM24 167H23V168H24ZM40 167H41V166H40ZM52 167H53V166H52ZM74 167H75V164H74L73 168H74ZM76 167H77V166H76ZM82 167H83V166H81V168H82ZM90 167H91V166H90ZM96 167H97V166H96ZM125 167H126V166H125ZM194 167H195V166H194ZM196 167H197V165H196ZM224 167H225V166H224ZM232 167H233V166H232ZM235 167H237V166H234V168H235ZM11 168H12V167H11ZM16 168H14V169L16 170ZM18 168H17V170L20 169V168H19V169H18ZM32 168H33V167H32ZM34 168H35V167H34ZM60 168H62V167H60ZM65 168H66V166H64V169H65ZM87 168H88V167L84 168V170L87 169ZM106 168H107V167H106ZM106 168H105V169H106ZM115 168H116V167H115ZM119 168H120V167H119ZM123 168H124V167H123ZM127 168H128V167H127ZM129 168H131V164H130ZM147 168H146V169H147ZM149 168H151V167H149ZM157 168H159V165H158ZM198 168H199V167H197V170H198ZM226 168H227V167H226ZM2 169H3V168H2ZM2 169H1L0 171H2ZM8 169H9V168H8ZM8 169H6V170H8ZM14 169H13V170H14ZM46 169H47V168H46ZM54 169H55V167H54ZM71 169H72V167H71ZM71 169H70V170H71ZM77 169L80 170L78 167H77ZM77 169L72 170V172L74 171V172H76L75 174H77L78 172L81 171V170L78 171ZM143 169H142V171H140V170L138 169V173H140V172L143 173V172H144ZM154 169H155V168H154ZM212 169H214V168H212ZM215 169H216V168H215ZM220 169H223V168H220ZM227 169H228V168H227ZM227 169H226V170H227ZM247 169H248V168H247ZM10 170H11V169H10ZM20 170H22V169H20ZM27 170L30 171V170H31V167H29V169H28V166H27ZM27 170H26V169H25V170L23 169V170H22V173H23V171H26V172H27ZM33 170H34V169H33ZM33 170H31L29 173H28V172H27V173L30 174ZM42 170H43V169H42ZM42 170H41V171H42ZM44 170H45V169H44ZM49 170H50V169H48V171H49ZM82 170H83V168H82ZM93 170H94V169H93ZM97 170H98V168H97ZM102 170H103V168H102ZM132 170H133V168H132ZM148 170H149V169H148ZM197 170H196V171H197ZM210 170H211V169H210ZM224 170H225V169H224ZM224 170H223V171H224ZM226 170H225V171H226ZM232 170H233V169H232ZM34 171H37V170H34ZM39 171H40V170H39ZM45 171H46V170H45ZM45 171H44V172H45ZM56 171H57V170H56ZM59 171H61V170H59ZM64 171L70 172L68 169H65ZM77 171H78V172H77ZM87 171H88V169H87ZM89 171H90V170H89ZM133 171H134V170H133ZM135 171H136V170H135ZM139 171H140V172H139ZM151 171H152V170H151ZM156 171H157V170H156ZM223 171H222L221 173H223ZM228 171H229V169L226 171V172H227L226 175H228ZM5 172H6V171H5ZM5 172H4V173H5ZM13 172H17V171H13ZM19 172H20V171H19ZM19 172L15 173V174L13 173L12 175H15L17 178H18V176L21 177V176H20V175H21V174H20L21 172H20V173H19ZM37 172H38V171H37ZM37 172H36V173H37ZM53 172H54V171H53ZM74 172H73V173H74ZM82 172H83V171H82ZM82 172H81V175L83 176ZM85 172H86V170H85ZM104 172H105V171H104ZM192 172H193V171H192ZM203 172H204V171H203ZM207 172H208V171H207ZM214 172H217V171L214 170ZM214 172H213V173H214ZM219 172H220V171H219ZM226 172H225V173H226ZM230 172H231V171H230ZM230 172H229V173H230ZM235 172H236V169L234 170V173H235ZM1 173H3V172H1ZM9 173H10V172H9ZM45 173H46V172H45ZM45 173H44V174H45ZM58 173H59V172H58ZM65 173H66V172H65ZM70 173H71V172H70ZM70 173H69V174H70ZM73 173H72V174H73ZM83 173H84V172H83ZM86 173H87V172H86ZM86 173H84V174H85L84 176L87 175ZM90 173H91V172H90ZM105 173H106V172H105ZM108 173H109V172H108ZM138 173H137V174H138ZM141 173L139 174V177L141 176ZM151 173H152V172H151ZM155 173H156V172H155ZM232 173H233V172H232ZM17 174H18V176H17ZM40 174H42V173H40ZM61 174H62V173H61ZM79 174H80V173H79ZM88 174H89V173H88ZM91 174H92V173H91ZM109 174H110V173H109ZM112 174H113V173H112ZM146 174H147V172H146ZM215 174H216V173H215ZM217 174L220 175V173H217ZM223 174H224V173H223ZM223 174H222V175H223ZM230 174H231V173H230ZM230 174H229V175H230ZM237 174H238V173H236V175H237ZM250 174H251V173H250ZM1 175H3V174H1ZM22 175H23V174H22ZM24 175H25V172H24ZM24 175H23V176H24ZM31 175H32V173H31ZM34 175L36 176L37 174H35V172H34ZM47 175H48V174H47ZM54 175H55V174H54ZM65 175H66V174H65ZM73 175H74V174H73ZM92 175H93V174H92ZM96 175H98V174H96ZM103 175L106 176L107 174H104V173H103ZM118 175H119V174H118ZM118 175L116 174L115 177L118 176ZM120 175H121V173H120ZM120 175H119V176H120ZM143 175H145V173H143ZM156 175H158V174H156ZM195 175H196V174H195ZM202 175H203V174H202ZM206 175H211V177H212V174H210V173H209V174L207 173ZM6 176H8V175L6 174ZM15 176H12V179L15 178ZM23 176H22L21 178H24ZM27 176H29V175H27ZM79 176H80V175H79ZM88 176H91V175L89 174ZM88 176H87V178H88ZM93 176H94V175H93ZM100 176H102V175H100ZM105 176H104V177H105ZM108 176H109V175H108ZM119 176H118V179H119ZM121 176H122V175H121ZM121 176H120V177H121ZM147 176H148V175H147ZM215 176H216V175H215ZM238 176H239V175H238ZM246 176H247V174H246ZM3 177H4V176H3ZM10 177H11V176H9V178H10ZM32 177H33V176H32ZM52 177H53V175H52ZM55 177H56V176H55ZM66 177H67V176H66ZM70 177H71V176H70ZM74 177H75V176H74ZM80 177H81V176H80ZM97 177H99V176H96V177H94V178L96 179ZM110 177H111V176H110ZM112 177H114V175H113ZM122 177H123V176H122ZM136 177L138 178V176H135V178H136ZM143 177H145V176H141V178H143ZM199 177H200V175H199ZM225 177H226V176H225V174H224V178H225ZM228 177H229V176H228ZM232 177H233V176H232ZM235 177H236V176H235ZM241 177H242V176H241ZM25 178H26V175H25ZM41 178H42V176H41ZM63 178H64V175H63ZM68 178H69V177H68ZM78 178H79V177H78ZM81 178H82V177H81ZM94 178L92 179V177H91L92 180H95ZM102 178H103V177H102ZM105 178H106V177H105ZM146 178H148V177H146ZM159 178H160V177H159ZM217 178H218V177H217ZM222 178H223V177H222ZM224 178H223V179H224ZM238 178H240V177H238ZM246 178H247V177H246ZM1 179H4V180H5V177H4V178H1ZM6 179H7V178H6ZM15 179H16V178H15ZM38 179L40 180V178H38ZM61 179H62V176H61ZM64 179H65V178H64ZM64 179H63V183H64V181H65ZM70 179H71V178H70ZM83 179H85V177H83ZM98 179H99V178H98ZM108 179H109V178H108ZM116 179H117V178H116ZM116 179L113 178V180H116ZM151 179H153V178H151ZM157 179H158V177H157ZM214 179H215V178H214ZM220 179H221V178H220ZM223 179H222V180H223ZM234 179H235V178H234ZM240 179H241V178H240ZM17 180H18V179H17ZM25 180H26V179H25ZM42 180H43V178H42ZM56 180H57V179H56ZM78 180H79V182L81 181L80 179H78ZM85 180H86V179H85ZM85 180H84V181H85ZM92 180H91V181H92ZM104 180H105V179H104ZM124 180H125V179H124ZM136 180H138V179H136ZM160 180H162V179H160ZM210 180H211V179H210ZM215 180H216V179H215ZM229 180H230V178L227 179V181H229ZM237 180H238V179H237ZM244 180H245V178H244ZM12 181H13V180H12ZM27 181H28V180H27ZM36 181H37V180H36ZM46 181H47V180H46ZM49 181H50V180H49ZM54 181H55V179L53 180V182L50 181L51 184L53 183V184L51 185V186H52L51 189L53 188V185H54V186L58 185V184H57L58 182L55 181V182H56V184H55ZM58 181H59V180H58ZM95 181H96V180H95ZM99 181H100V180H99ZM99 181H98V182H99ZM101 181H102V179H101ZM109 181H110V180H109ZM125 181H126V180H125ZM143 181H144V179H143ZM148 181H149V180H148ZM153 181H154V180H153ZM218 181H220V180H218ZM225 181H226V180H225ZM13 182H14V181H13ZM13 182H12V183H13ZM24 182H26V181H24ZM28 182H29V181H28ZM32 182H33V181H32ZM32 182H30V183H32ZM43 182H44V181H43ZM59 182H60V181H59ZM71 182H72V181H71ZM75 182H76V181H75ZM81 182H82V181H81ZM85 182H86V181H85ZM105 182H107V181H105ZM117 182H119V180H118ZM140 182H141V181H140ZM214 182L217 183V181H214ZM220 182H221V181H220ZM222 182H223V181H222ZM229 182H230V181H229ZM229 182H226V184L229 183ZM232 182H233V181H232ZM246 182H247V181H246ZM259 182H260V181H259ZM21 183L23 184V181H21ZM45 183H46V182H45ZM77 183H78V181H77ZM83 183H84V182H83ZM86 183L89 184L88 182H86ZM86 183H85V184H86ZM91 183H92V182H91ZM93 183H94V182H93ZM95 183H97V182H95ZM95 183H94V185H96ZM110 183H111V184H109V185H111V187H113V185H115L113 182H110ZM154 183H155V182H154ZM163 183H164V182H163ZM209 183H210V182H209ZM218 183H219V182H218ZM230 183H231V182H230ZM262 183H264V182H262ZM262 183L260 182V184L263 186ZM2 184H3V181H2ZM7 184H8V183H7ZM10 184H11V183H10ZM18 184H20V183H18ZM18 184L16 183V185H18ZM25 184H26V183H25ZM25 184H24V185H25ZM61 184H62V183H61ZM61 184H59V186L62 187V185H64V184H62V185H61ZM79 184H80V183H79ZM81 184H82V183H81ZM99 184H100V183H99ZM121 184H122V183H121ZM121 184H119V185H121ZM136 184L138 185L139 183H136ZM146 184H147V183H146ZM155 184H156V183H155ZM161 184H162V182H161ZM168 184H169V183H168ZM173 184H174V183H173ZM196 184H197V183H196ZM213 184H214V183H213ZM219 184H221V183H219ZM224 184H225V183H224ZM234 184H235V183H234ZM239 184H240V180H239ZM242 184H243V183H242ZM8 185H9V184H8ZM8 185H7V186H8ZM16 185H15V187H16ZM27 185H28V183H27ZM29 185H31V184H29ZM75 185H76V183H75ZM104 185H105V184H104ZM109 185H108V186H109ZM116 185H117V184H116ZM116 185H115V186H116ZM133 185H134V184H133ZM150 185H151V183H150ZM153 185H154V184L152 183V186H153ZM165 185H166V184H165ZM175 185H177V184H175ZM193 185H194V182H193ZM206 185H207V184H206ZM244 185H245V183H244ZM2 186H3V185H2ZM5 186H6V185H5ZM7 186H6V188H8ZM11 186H12V185H11ZM20 186H21V184H20ZM22 186H23V185H22ZM31 186H34V185H31ZM36 186H37V184H36ZM59 186L54 187L53 189H54V190H56V189H60L61 187L59 188ZM97 186H98V185H97ZM97 186H95V187H97ZM101 186L105 188V186H103V185H101ZM101 186H100V187H101ZM124 186H126V185H123V187H124ZM141 186H142V185H141ZM143 186H144V185H143ZM147 186H148V184H147ZM154 186H155V188L157 187L156 185H154ZM178 186H179V185H178ZM214 186H215V185H214ZM214 186H212V187L215 189L216 186H215V187H214ZM218 186H219V185H218ZM3 187H4V186H3ZM3 187H2V189H3ZM25 187H26V186H25ZM29 187H30V186H29ZM40 187H42V186L40 185ZM40 187L37 186L38 189H36L35 186H34L32 192H31V193H32L31 195L37 197V196H38L37 194H39L40 197L43 198V197L41 196V193L44 192V191L46 190V188L48 189V187L43 186V189H44V187H45L44 191H43V189H41ZM83 187H84V185H83ZM85 187H86V186H85ZM89 187H90V186H89ZM109 187H110V186H109ZM109 187H107V188H109ZM123 187H121V188H123ZM134 187H136V185H135ZM134 187H132V188H134ZM137 187H139V186H137ZM162 187H163V186H162ZM168 187H169V185H168ZM210 187H211V184H210ZM223 187H224V186H223V183H222V188H223ZM232 187H234V186H232ZM245 187H246V186H245ZM23 188H24V187H23ZM63 188H64V187H63ZM65 188H66V187H65ZM65 188H64V189H65ZM68 188H69V187H68ZM86 188H87V187H86ZM91 188H92V186H91ZM93 188H94V187H93ZM114 188H117V187H114ZM118 188H119V187H118ZM140 188H141V187H140ZM142 188H143V187H142ZM152 188H153V187H152ZM152 188H151V190H152ZM157 188H158V187H157ZM157 188H156V189H157ZM164 188H165V186H164ZM173 188H174V186H173ZM180 188L182 189V186H181ZM204 188H205V187H204ZM216 188H217V187H216ZM222 188H221V189H222ZM225 188H226V186H225ZM227 188H228V187H227ZM229 188H230V187H229ZM261 188H262V187H261ZM14 189H16V188H14ZM14 189H13V190H14ZM27 189H28V187H27ZM31 189H32V187H31ZM34 189H36L37 191L34 190ZM53 189H52V190L48 189V191H49L51 194H50L49 192H47V190H46L44 193H42L43 196L46 194V192L49 194V195L46 194V195L44 196V198L47 199L46 196L48 195V199H47V201L45 200V202H47L46 204H48V202L50 203L51 201L53 202V199L50 200L51 195H54L53 197L55 198V197L57 196V192L61 193L60 191H57V192H56V191H54ZM61 189H62V188H61ZM61 189H60V190H61ZM98 189H99V188L97 187V190H98ZM110 189H111V188H110ZM136 189H137V188H136ZM136 189H135V191H136ZM147 189H148V188H147ZM162 189H163V188H162ZM169 189H170V191H171L172 187L169 188ZM183 189H184V188H183ZM194 189H195V188H194ZM210 189H212V188H210ZM237 189H238V188H237ZM242 189H243V188H242ZM263 189H264V188H263ZM7 190H8V189H7ZM7 190H6V191H7ZM10 190H11V189H10ZM40 190H41V191H40ZM84 190H85V188H84ZM86 190H87V189H86ZM86 190H85V191H86ZM111 190H113V189H111ZM138 190H139V188H138ZM141 190H142V189H140V191H141ZM157 190H158V189H157ZM176 190H177V189H176ZM176 190L174 189V191H176ZM185 190H186V189H185ZM188 190H189V189H188ZM203 190H204V189H203ZM206 190H208V189H206ZM222 190H223V189H222ZM222 190H221L220 192H222ZM224 190H226V189H224ZM224 190H223V191H224ZM229 190H230V189H229ZM238 190H239V189H238ZM24 191H26V189H25ZM33 191L36 192V194H33ZM39 191H40L41 193H40ZM68 191H69V190H68ZM87 191H88V190H87ZM95 191H96V188H95ZM98 191H100V190H98ZM101 191H102V188H101ZM101 191H100V192H101ZM103 191H104V190H103ZM107 191H109V190H107ZM107 191H106L105 193H104V192H102V193L106 194ZM152 191H153V190H152ZM154 191H156V190H154ZM186 191H187V190H186ZM186 191H185V192H186ZM192 191H193V190H192ZM212 191H213V190H211V192H212ZM218 191H219V189H218ZM233 191H234V190H233ZM233 191H232V192H233ZM240 191H241V190H240ZM7 192H8V191H7ZM19 192H20V188H19ZM21 192H22V191H21ZM53 192H56V193H55V194H52ZM62 192H63V191H62ZM110 192H112V191H110ZM114 192H116V190L113 191V193H114ZM133 192H134V191H133ZM143 192H144V191H143ZM187 192H188V191H187ZM196 192H197V191H196ZM205 192H206V191H205ZM208 192H209V191H208ZM229 192H231V191H229ZM242 192H243V191H242ZM5 193H6V192H5ZM27 193H29V192H27ZM82 193H83V192H82ZM92 193H93V192H92ZM95 193H96V192H95ZM95 193H94V195H96ZM97 193H99V192H97ZM102 193H101V195H104V194H102ZM164 193H165V192H164ZM170 193H171V192H170ZM209 193H210V192H209ZM214 193L216 194L215 191H214ZM224 193L226 194V193H228V192H224ZM240 193H241V192H240ZM245 193H246V192H245V189H244V193H243V194H245ZM9 194H10V193H9ZM11 194H12V193H11ZM16 194H18V193H15V195H16ZM22 194H23V193H22ZM86 194H87V193H86ZM86 194L83 193L84 197H85ZM108 194H109V193H108ZM110 194H111V193H110ZM110 194H109V196H110ZM115 194H117V193H115ZM141 194H142V193H141ZM156 194H157V193H155V196H154V197H156ZM162 194H163V193H162ZM221 194L223 195V193H221ZM241 194H242V193H241ZM260 194H261V192H260ZM1 195H2V194H1ZM23 195H24V194H23ZM59 195H60V196H63L64 194L61 193V194H59ZM65 195H66V194H65ZM92 195H93V194H92ZM98 195H100V194H98ZM113 195H114V194H113ZM164 195H166V194H164ZM188 195H189V194H188ZM198 195H199V194H198ZM202 195H203V194H202ZM205 195H206V193H205ZM237 195H238V194H237ZM3 196H4V194H3ZM6 196H7L8 199H9L10 195L8 196V194H7ZM16 196H17V195H16ZM19 196H21V194H20ZM25 196H26V195H25ZM28 196H29V194H28ZM96 196H97V195H96ZM105 196H107V194H106ZM105 196H103V198H102L101 196H100V197H101L102 199H104ZM116 196H117V195H116ZM116 196H115V198H119L118 196H117V197H116ZM135 196H137V194H136ZM135 196H134V197H135ZM139 196H140V195H139ZM168 196H171V195L169 194ZM190 196H191V194H190ZM215 196H216V195H215ZM220 196H221V195H220V193H219V198H220ZM246 196H247V195H246ZM36 197H35V198H36ZM38 197H39V196H38ZM38 197H37V198H38ZM97 197H98V198H97L96 200H98V199L100 198L99 196H97ZM137 197H138V196H137ZM137 197H136V198H137ZM140 197H141V196H140ZM144 197H145V196H144ZM160 197L162 198V196H160ZM193 197H194V196H193ZM203 197H204L203 200H206V199H207L208 197H210V196H209V194H208V197H207V195H206V196L203 195ZM203 197H202V198H203ZM205 197H207V198L205 199ZM213 197H214V196L212 195V197L210 198V200H213V202H214L215 199H212ZM222 197H223V196H222ZM238 197H239V196H237V198H238ZM0 198L2 199V197H0ZM3 198H5V197H3ZM13 198H14V197H13ZM17 198H18V197H17ZM32 198H34V197H32ZM37 198H36V199H37ZM56 198H58V196H57ZM56 198H55L54 201H57V203H58V201L60 202V200H63V199H64V197H62V199H61V198H60V199H59V198L56 199ZM65 198H66V197H65ZM89 198H90V196H89ZM92 198H93V196H92ZM113 198H114V196H113ZM136 198H135V199L133 198V199L136 200ZM174 198H175V197H174ZM199 198H200V197H199ZM202 198H201V200H202ZM214 198H215V197H214ZM224 198H225V196H224ZM232 198H233V197H232ZM234 198H235V197H234ZM237 198H235L236 201H237ZM242 198H245V199H246V197H244V195H242ZM247 198H248V197H247ZM29 199H30V196H29ZM66 199H67V198H66ZM87 199H88V198H87ZM94 199H95V198H93V201H94ZM108 199H109V197H108ZM111 199H112V198H111ZM138 199H140V198H138ZM154 199H155V198H154ZM156 199H158V198H156ZM156 199H155V202H156ZM162 199H164V200H162V201H164V203H165V202H166V201H165V198H162ZM168 199H169V198H168ZM186 199H188V198H185V200H186ZM2 200H3V199H2ZM6 200H7V199H6ZM6 200L4 199V201H6ZM19 200L21 201V199H19ZM23 200L25 201V198H24ZM30 200H31V199H30ZM40 200H41V199H40ZM48 200H49V201H48ZM68 200H69V199H68ZM85 200H86V199H85ZM140 200H141V199H140ZM142 200H144V199H142ZM145 200H146V199H145ZM169 200H170V199H169ZM175 200H177V199H175ZM182 200L184 201V199H182ZM188 200H189V199H188ZM192 200H193V199H192ZM218 200H221V201H222V200H224V199H217V198H216V201H215L216 204H217V201H218ZM246 200H247V199H246ZM27 201H28V200H27ZM35 201H36V200H35ZM87 201H88V200H87ZM87 201H86V202H87ZM99 201H100V200H99ZM113 201L115 202V200H113ZM118 201H120V200L118 199ZM159 201H160V200H159ZM194 201H195V200H194ZM233 201H234V200H233ZM17 202H18V201H17ZM25 202H26V201H25ZM38 202H39V201H38ZM41 202H42V201H41ZM43 202H44V201H43ZM45 202H44V204H45ZM52 202H51V203H52ZM63 202H64V201H63ZM69 202H70V200H69ZM83 202H84V201H83ZM88 202H89V201H88ZM91 202H92V201H91ZM96 202L98 203V201H96ZM108 202H109V201H108ZM130 202H132V201H130ZM148 202H149V201H148ZM160 202H161V201H160ZM160 202H159V203H160ZM167 202H168V201H167ZM167 202H166V203H167ZM169 202H171V201H169ZM186 202H187V200H186ZM196 202H198V199H197ZM196 202H195V203H196ZM201 202H202V201H201ZM238 202H239V201H238ZM244 202H245V200H244ZM247 202H248V201H247ZM250 202H253V201H250ZM18 203H19V202H18ZM21 203H22V206H24V205H23V202H21ZM57 203H55V204L57 205ZM65 203H66V202H65ZM67 203H68V201H67ZM92 203H93V202H92ZM97 203H94V204H97ZM137 203H138V201H137ZM141 203H142V202H141ZM143 203L146 204L145 201H144ZM143 203H142V204H143ZM152 203H153V202H152ZM156 203H157V202H156ZM161 203H162V202H161ZM164 203H163V205H164ZM188 203H189V202H188ZM190 203H191V202H190ZM195 203H194V204H195ZM202 203H203V202H202ZM202 203H201V204H202ZM215 203H214V204H215ZM218 203H219V201H218ZM225 203H226V202H225ZM232 203H233V202H232ZM30 204H31V203H30ZM40 204H41V203H40ZM40 204H39V205H40ZM53 204H54V203H53ZM61 204H62V203H61ZM68 204H69V203H68ZM81 204H82V202H81ZM87 204H89V203H87ZM144 204H143V205H144ZM197 204H198V203H197ZM199 204H200V202H199ZM206 204H207V203H206ZM216 204H215V205H216ZM219 204H222V203H219ZM230 204H231V203H230ZM235 204L237 205V202H235ZM238 204H239V203H238ZM241 204H242V203H241ZM2 205H3V204H2ZM16 205H17V203H16ZM19 205H21V204L19 203ZM49 205H50V204H49ZM49 205H48V207H49ZM72 205H73V204H72ZM79 205H80V204H79ZM89 205H90V204H89ZM91 205L93 206V204H91ZM91 205H90V206H91ZM98 205H99V204H98ZM155 205H156V204H155ZM158 205H159V204H158ZM163 205H162V207H163ZM168 205H169V204H168ZM222 205H223V204H222ZM248 205H249V204H248ZM248 205H247V206H248ZM7 206H8V204H7ZM17 206H18V205H17ZM28 206H29V205H28ZM40 206H41V205H40ZM40 206H38V207H40ZM46 206H47V205H46ZM50 206H51V205H50ZM53 206H54V205H53ZM63 206H64V204H63ZM68 206H69V205H68ZM68 206H67V207L65 206V207L68 208ZM70 206H71V205H70ZM70 206H69V207H70ZM90 206H89V207H90ZM153 206H154V205H153ZM31 207H32V206H31ZM31 207H30V208H31ZM43 207H44V206H43ZM59 207L62 208V206H59ZM78 207H79V206H78ZM84 207H85V206H84ZM89 207L87 208V209H89V210H88L89 213H88V211H87V209H86V207H85V209H86L85 211H86L88 214L83 210V211H84V214H85V213L87 214V215L85 214V216H88L87 218H89V216H90V212L92 213L93 210H94V209H93V210L91 211V209H90L91 207H90V208H89ZM97 207H98V206H97ZM97 207H96V208H97ZM160 207H161V206H160ZM166 207H167V206H165L164 208H166ZM197 207H198V206H197ZM216 207H217V205H216ZM223 207H224V206H223ZM233 207H237V206H234V205H233L232 207L230 206V207H228V208H229V210H230V208H232L231 210L234 211V209H236V208H233ZM22 208H23V207H22ZM25 208H26V207H25ZM52 208H53V207H52ZM52 208H51V209H52ZM76 208H77V207H76ZM76 208H75V209H76ZM93 208H94V207H93ZM98 208H99V207H98ZM156 208L159 209L158 207H156ZM220 208H221V207H220ZM253 208H254V207H253ZM3 209H4V207H3ZM13 209H14V208H13ZM18 209H19V208H18ZM18 209H17V210H18ZM23 209H24V208H23ZM37 209H38V208H37ZM41 209H43V208H41ZM41 209H40V210H41ZM46 209H47V208H46ZM51 209H49V210H51ZM53 209H54V208H53ZM63 209H64V208H63ZM79 209H80V208H79ZM82 209H83V207H82ZM162 209H163V208H162ZM192 209H193V207H192ZM222 209H223V208H222ZM225 209H226V208H225ZM245 209H246V208H245ZM248 209H249V208H248ZM4 210H5V209H4ZM4 210L2 211V213L4 212ZM32 210H33V209H32ZM32 210H31V211H32ZM34 210H35V209H34ZM38 210H39V209H38ZM56 210H57V209H56ZM56 210H55V211H56ZM60 210H62V209H60ZM64 210H65V209H64ZM110 210H111V209H110ZM112 210H113V208H112ZM163 210H165V209H163ZM163 210H162V211H163ZM187 210H188V208H187ZM194 210H196V209H194ZM199 210H201V209H199ZM231 210H230V211H231ZM18 211H19V210H18ZM21 211H22V210H21ZM25 211H26V210H25ZM35 211H36V210H35ZM44 211H45V210H44ZM57 211H58V210H57ZM78 211H79V210H78ZM78 211H77V212H78ZM98 211H101V210L98 209L97 212H98ZM103 211H104V209H103ZM108 211H109V210H108ZM188 211H189V210H188ZM190 211H191V213L194 212V211H192V210H190ZM197 211H198V210H197ZM197 211H196V214L198 213ZM247 211H248V210H247ZM249 211H250V210H249ZM10 212H11V211H10ZM19 212H20V211H19ZM47 212H48V210H47ZM53 212H54V211H53ZM65 212L67 213L66 210H65ZM65 212H64V213H65ZM77 212H75V213H77ZM81 212H82V211H81ZM81 212L78 213L79 215H81V219H79L80 216H78L77 218L74 217V218H76L77 221H75V219H73V220H74V223L76 222L77 225H78V223H79V225H81V224H84V225H85V224H86V223H85L86 221L83 220V219L86 220V217H85L84 214L82 213L83 216H84V218H83ZM95 212H96V210H94V212H93V214H92L91 216L94 217V215H96L94 220L99 219V221H100V225H101V221H102L104 218L101 217V216H102L101 213H98V214L96 213V214H95ZM101 212H102V211H101ZM111 212H112V211H111ZM125 212H126V211H125ZM25 213H26V212H25ZM33 213H34V212H33ZM54 213H55V212H54ZM57 213H58V212H57ZM66 213H65V214H66ZM102 213H103V212H102ZM105 213H107V212L105 211ZM123 213H124V212H123ZM136 213H137V212H136ZM230 213H231V212H230ZM7 214H8V213H7ZM10 214H11V213H10ZM10 214H9V215H10ZM13 214H14V213H13ZM31 214H32V213H31ZM36 214H37V213H35V216H36L35 218H37V215H36ZM39 214H40V212H39ZM43 214H44V212H43ZM45 214H46V213H45ZM45 214H44V216H45ZM59 214H62V212H60ZM65 214H64V216L66 217ZM67 214H68V213H67ZM99 214L101 215V216H100L101 218H99V216L97 217V215H99ZM134 214H135V213H134ZM142 214H143V212H142ZM160 214H161V212L159 213V215H160ZM163 214H165V213L163 212ZM220 214H221V213H220ZM223 214H224V212H223ZM228 214H229V213H228ZM228 214H227V215H228ZM231 214H233V213H231ZM231 214H229V215H231ZM234 214H235V213H234ZM3 215H4V214H3ZM3 215H2V216H3ZM5 215H6V214H5ZM9 215H8V216H9ZM28 215H29V214H28ZM40 215H42V214H40ZM51 215H52V214H51ZM51 215H50V216H51ZM55 215H56V214H55ZM72 215H74V214H72ZM75 215L77 216V214H75ZM110 215H111V214H110ZM129 215H130V214H129ZM135 215H136V214H135ZM138 215H139V213H138ZM140 215H141V214H140ZM161 215H162V214H161ZM224 215H225V214H224ZM229 215H228V216H229ZM237 215H238V213H237ZM8 216H7V217H8ZM26 216H27V215H26ZM26 216H24V217L26 218ZM103 216H104V215H103ZM108 216H109V215H107L106 217H108ZM141 216H142V215H141ZM154 216H155V215H154ZM232 216H233V215H232ZM30 217H31V216H30ZM40 217H41V216H40ZM42 217H43V216H42ZM70 217H71V216H70ZM116 217H118V216H116ZM119 217H120V216H119ZM122 217H123V216H122ZM129 217H131V215H130ZM129 217H128V218H129ZM136 217H137V216H136ZM149 217L151 218L152 215L149 216ZM159 217H160V216H159ZM159 217H158V215H157V219H159ZM164 217H165V216H164ZM164 217L161 216V218H164ZM226 217H227V216H226ZM229 217H231V216H229ZM3 218H5V216H4ZM38 218H39V217H38ZM45 218H46V217H45ZM47 218H48V217H47ZM51 218H52V216H51ZM60 218H61V217H60ZM67 218H69V216H68ZM67 218H64L65 221H66ZM72 218H73V217L70 218V219H71L70 221H72ZM108 218H109V217H108ZM114 218H115V217H114ZM123 218H124V217H123ZM132 218H133V217H132ZM132 218H131V219H132ZM137 218H138V217H137ZM143 218H144V220H145V217H143ZM143 218H142V219H143ZM146 218H147V216H146ZM152 218H153V217H152ZM152 218H151V220H153ZM235 218H236V216H235ZM235 218H234V219H235ZM9 219H10V218H9ZM21 219H23V218H21ZM21 219H20V220H21ZM28 219H29V218H28ZM30 219H31V218H30ZM33 219H34V218H33ZM41 219H43V218H41ZM64 219H63V220H64ZM90 219H92V218L90 217ZM90 219H89V220H90ZM116 219H117V218H115V221H116ZM140 219H141V218H140ZM142 219H141V221H142ZM229 219H230V218H228V220H229ZM232 219H233V217H232ZM232 219H230V220H232ZM234 219H233V220H234ZM7 220H8V219H7ZM10 220H11V219H10ZM39 220H40V219H39ZM48 220H49V219H48ZM50 220H51V219H50ZM78 220H79L81 223L78 222ZM87 220H88V219H87ZM89 220H88V221H89ZM92 220H93V219H92ZM104 220H107V219H104ZM104 220H103V221H104ZM118 220H120V218L117 219V221H118ZM132 220H133V219H132ZM144 220H143V222H144ZM155 220H156V219H155ZM230 220H229V221H230ZM4 221H5V220H4ZM21 221H22V220H21ZM21 221H20V223H21ZM24 221H25V220H24ZM31 221H32V220H31ZM41 221H45V219H44V220H41ZM54 221H57V220L55 219ZM65 221H64V222H65ZM82 221H84V222L82 223ZM99 221H98V222H99ZM103 221H102V225L99 226V227H101L102 229H103V227H104V226L106 225V223H107V222H106L105 225H103V224H104ZM110 221H111V220H110ZM117 221H116V222H117ZM123 221H124V220H123ZM128 221H130V220H128ZM139 221H140V220H139ZM157 221H159V220H157ZM157 221H154V224L152 223L153 225L151 224V225L153 226L154 229H158V228H159V225L161 226V224H162V223H161V224H157V223H160V222H157ZM163 221H164V222H167V221H165L164 219H163ZM6 222H7V221H6ZM28 222H29V221H28ZM36 222H37V221H36ZM39 222H40V221H39ZM57 222H58V221H57ZM59 222H60V221H59ZM66 222H67V221H66ZM77 222H78V223H77ZM120 222H121V220H120ZM125 222H126V221H125ZM125 222H124V224L128 223V222H126V223H125ZM134 222H136V221H134ZM146 222H148V220H147ZM155 222H156V223H155ZM231 222H233V221H231ZM8 223H9V222H8ZM8 223H7V225H8ZM18 223H19V222H18ZM24 223H25V222H24ZM29 223H30V222H29ZM31 223H33V221H32ZM31 223H30V224H31ZM42 223L44 224L45 222H42ZM61 223L63 224L62 220H61ZM87 223H89V222H87ZM90 223L92 224V226L95 225V227H97V225H96V224H97V221H94V222L91 221ZM90 223H89V226H91ZM93 223H94V224H93ZM111 223H113V222L111 221ZM131 223H132V222H131ZM138 223H139V222H138ZM141 223H142V222H141ZM150 223H151V222H149L148 224H150ZM168 223H170V222H168ZM3 224H4V223H3ZM14 224H16V222H15ZM14 224H13V225H14ZM22 224H23V223H22ZM30 224H28V225H30ZM34 224H35V223H34ZM40 224H41V223H40ZM40 224H39V225H40ZM45 224H46V223H45ZM48 224H49V223L47 222V224H46L47 227L50 226V225H48ZM57 224H58V223H57ZM67 224H68V223H67ZM67 224H65V227H66ZM76 224H75V225H76ZM121 224H122V223H121ZM16 225L18 226L19 224H16ZM16 225H15V226H16ZM24 225H26V224H24ZM32 225H33V224H32ZM37 225H38V223H37ZM39 225H38V226H39ZM46 225H45V226H46ZM71 225H73V224H71ZM107 225H108V224H107ZM109 225H110V223H109ZM112 225H113V224H111L110 226H112ZM116 225H118V223H117ZM116 225L114 224L115 228H116ZM133 225H134V223H133ZM142 225H143V223H142ZM146 225H147V224H146ZM146 225H145V226H146ZM151 225H150V227H151ZM156 225H158V228L155 227ZM20 226H21V224H20ZM20 226H19V227H20ZM26 226H27V225H26ZM30 226H31V225H30ZM30 226H29V227H30ZM42 226H43V225H42ZM54 226H55V225H53V227H54ZM59 226H60V224H59ZM63 226H64V224H63ZM119 226H120V225H119ZM124 226H125V225H124ZM124 226L122 225V227H124ZM128 226H129V225L127 224V228L124 227V228H126L127 231H128ZM137 226H138V225H137ZM164 226H166L165 223H164L161 227L164 228ZM0 227H1V225H0ZM19 227H18V228H19ZM47 227H46V229H47ZM53 227H52V229H53V231L55 230L54 232L52 231V229L48 232L47 230H48L49 228H48L47 230L44 229V231H45V232L47 231L48 234H50V233L52 232V234H50V236H52L53 234L57 235V233H60L61 236L63 235V234L61 233V229H59L60 231H58V229H56V228L54 229ZM60 227H62V226H60ZM67 227H68V226H67ZM77 227H78V226H77ZM82 227H83V225H82ZM85 227H86V225H85L82 229H84ZM105 227H106V226H105ZM108 227H109V226H108ZM108 227H107V228H108ZM112 227H113V226H112ZM112 227H111V228H112ZM122 227H121V228H122ZM134 227H135V225H134ZM161 227H160V228H161ZM198 227H199V226H198ZM198 227H197V228H198ZM201 227H202V225H201ZM1 228H2V227H1ZM20 228H21V227H20ZM27 228H28V226H27ZM34 228L36 229V226L33 227V229H34ZM43 228H44V227H43ZM72 228H73V227H72ZM72 228H71V230H72ZM74 228H75V227H74ZM80 228H81V226H80ZM86 228H87V227H86ZM89 228H91V227H89ZM93 228H94V226H93ZM129 228H130V226H129ZM140 228H141V226H140ZM140 228H139V229H140ZM168 228H169V226H168ZM184 228H185V227H184ZM186 228H187V227H186ZM203 228H205V227H203ZM23 229H25L24 226H23ZM64 229H65V228H63V231H64ZM69 229H70V228H69ZM69 229H68V230L66 229V231L71 232ZM77 229H78V228H77ZM99 229H100V228H97V231H96V228L93 229V230H94L93 233H96V232H97V233L99 234V233L101 232V230L99 231ZM113 229H114V228H113ZM136 229H137V228H136ZM139 229H137V230H139ZM147 229H148V228H147ZM147 229L145 228V230H147ZM200 229H201V228H200ZM0 230H1V229H0ZM2 230H3V229H2ZM29 230H31V228H30ZM38 230H39V229H38ZM56 230H57V231H56ZM87 230H89V229L87 228ZM91 230H92V229H91ZM91 230H90V231H91ZM93 230H92V231H93ZM103 230H105V229H103ZM109 230H110V227H109ZM109 230L107 229V231H109ZM114 230H115V229H114ZM123 230H124V229H123ZM130 230H131V228H130ZM130 230H129V231H130ZM145 230H142V231H145ZM160 230H162V229H160ZM165 230H166V229H165ZM184 230H186V229H184ZM195 230L197 231V229H195ZM195 230H194V231H195ZM198 230H199V229H198ZM11 231H12V230H11ZM18 231H19V230H18ZM27 231H28V230H27ZM27 231H25V232H27ZM41 231H42V230H41ZM72 231H76V228H75L74 230H72ZM95 231H96V232H95ZM98 231H99V232H98ZM117 231H118V230H117ZM129 231H128V233H129ZM132 231H133V230H132ZM170 231H171V230H170ZM181 231H182V230H181ZM202 231H203V230H202ZM207 231H210V229H209V230L207 229ZM23 232H24V231H23ZM47 232H46V233H47ZM69 232H68V234H70ZM76 232H80V231L77 230ZM76 232H75V234H77ZM84 232H86V231H84ZM109 232H111V230H110ZM124 232H125V231H124ZM136 232H139V231H136ZM145 232H146V231H145ZM153 232H154V231H153ZM197 232H198V231H197ZM199 232H200V230H199ZM199 232H198V233H199ZM205 232H206V231H205ZM0 233H1V232H0ZM28 233L30 234V232H28ZM28 233H27V234H28ZM36 233H37V232H36ZM38 233H39V232H38ZM63 233H64V232H63ZM80 233H82V232H80ZM111 233H112V232H111ZM117 233H118V232H117ZM119 233H120V232H119ZM128 233H127V234H128ZM131 233H132V232H131ZM133 233H134L133 235H135V236L139 234V233H138V234H135V232H133ZM140 233H141V232H140ZM146 233H147V232H146ZM154 233H156V232H154ZM159 233H161V232H159ZM165 233H166V232H164V234H165ZM179 233H180V232H179ZM185 233H186V232H185ZM187 233H188V232H187ZM190 233H191V232H190ZM16 234H18V233H16ZM22 234H24V233H22ZM29 234H28V236H29ZM39 234H40V233H39ZM39 234H38V235H39ZM42 234H44V233H42ZM48 234H46V235H48ZM85 234H86V233H85ZM87 234H88V232H87ZM87 234H86V235H87ZM101 234H102V233H101ZM104 234H105V231H104ZM106 234H107V233H106ZM114 234H115V232H114ZM121 234H122V233H121ZM121 234H120V235H121ZM152 234H153V233H152ZM162 234H163V232H162ZM193 234H195V233H193ZM196 234H197V233H196ZM201 234H202V233H200V234H198V235H201ZM1 235H3V234H1ZM32 235H33V234H32ZM35 235H36V234H35ZM38 235H36V236H38ZM46 235H45V236H46ZM65 235H66V234H65ZM79 235H80V234H79ZM143 235H145V234H143ZM147 235H149V234H147ZM180 235H181V234H180ZM202 235H203V234H202ZM202 235H201V236H202ZM20 236H21V235H20ZM24 236H25V234H24ZM36 236H35V238H36ZM43 236H44V235H43ZM45 236H44V237H45ZM50 236H48V237H50ZM101 236H103V235H101ZM104 236H105V235H104ZM104 236H103V237H104ZM109 236H112V235H109ZM123 236H124V235H123ZM123 236H122V237H123ZM125 236H127L126 233H125ZM140 236H141V235H140ZM151 236H152V235H151ZM156 236H157V235H156ZM166 236H169V235H166ZM192 236H193V235H192ZM192 236H191V238H192ZM204 236H205V235H204ZM13 237H15V232H14V236H13ZM13 237H11V238H13ZM30 237H31V236H30ZM32 237H34V236H32ZM39 237H40V236H38V238H39ZM54 237H55V236H54ZM54 237H53V238H54ZM56 237H58V238H56V239L54 238L55 240H59V239L61 240V239H63L64 235L62 236V238L60 237V235H58V236H56ZM67 237H68V235H67ZM96 237H99V240H100L101 238L104 239L103 237H100V234H99V236L96 235ZM96 237H95V238H96ZM105 237H106V236H105ZM107 237H108V236H107ZM119 237H120V236H119ZM138 237H139V235H138ZM146 237L148 238V236H146ZM152 237H153V236H152ZM169 237H171V236H169ZM18 238H19V236H18ZM18 238H17V239H18ZM22 238H23V237H22ZM38 238H37V239H38ZM53 238H52V240H53ZM70 238H71V237H70ZM126 238H127V237H126ZM129 238H130V237H129ZM131 238H132V236H131ZM131 238H130V239H131ZM136 238H137V237H136ZM144 238H145V237H144ZM147 238H145V239H147ZM158 238H159V237H158ZM164 238H165V237H163V241H165ZM189 238H190V237H189ZM194 238H195V237H194ZM194 238H193L192 240H194ZM202 238H204V237H202ZM32 239H33V238H32ZM49 239L51 240V238H49ZM67 239H69V238H66L65 240H67ZM110 239H111V237H110ZM110 239H109V240H110ZM120 239H121V237L119 238V242H120ZM123 239H124V238H123ZM142 239H143V238H142ZM165 239H166V238H165ZM185 239H186V238H185ZM195 239H196V238H195ZM198 239H199V238H198ZM34 240H35V239H34ZM47 240H48V239H47ZM55 240H53V242H54ZM60 240H59V241H60ZM96 240H97V239H96ZM154 240H155V239H154ZM154 240H153V241H154ZM169 240L172 241V239H170V238H169ZM196 240H197V239H196ZM203 240H204V239H203ZM203 240H202V241H203ZM20 241H21V240H20ZM24 241H25V240H24ZM38 241H39V240H38ZM41 241L44 242V239H42ZM62 241H63V243H64V240H62ZM102 241H105V240H102ZM102 241H99L98 243H103ZM124 241H125V240H124ZM138 241H139V240H138ZM150 241H151V240H150ZM153 241H152V242H153ZM161 241H162V240H161ZM199 241H200V240H199ZM48 242H49V241H48ZM50 242L52 243V245L55 243V242L53 243L52 241H50ZM50 242H49V243H50ZM65 242H66V241H65ZM69 242H72V241L69 239ZM69 242H68V243H69ZM92 242H93V241H92ZM94 242H95V241H94ZM108 242H109V241L107 240L106 243H108ZM113 242H114V239H113ZM131 242H132V241H131ZM167 242H169V241L167 240ZM184 242H186V244H184L185 247L187 246L188 243H191L190 241L188 242V241H186V240H185ZM9 243H11V242H9ZM35 243H37V242L35 241ZM35 243H34V241H33V244H35ZM45 243L47 244V241H46ZM45 243H43V244H45ZM49 243H48V245H49ZM68 243L66 244L67 246H68ZM104 243H105V242H104ZM125 243H126V242H125ZM135 243H137V242H135ZM142 243H144L143 240H142ZM145 243H146V242H145ZM145 243H144V244H145ZM153 243H154V242H153ZM157 243H159V241H158ZM21 244H22V243H21ZM29 244H30V240H29ZM58 244H59V243H58ZM81 244H82V243H81ZM110 244H111V242H110ZM117 244H118V243H117ZM121 244H123V243H121ZM121 244H120V245H121ZM132 244H133V242H132ZM148 244H149V243H147V244H145V245L147 246ZM169 244H171V242H170ZM174 244H175V243H174ZM198 244H199V243H198ZM203 244H204V241H203ZM8 245H10V244H7V246H8ZM12 245H13V242H12ZM14 245H15V244H14ZM19 245H20V243H19ZM19 245H18V246H19ZM27 245H28V244H27ZM27 245H26V246H27ZM31 245H32V244H31ZM31 245H30L29 249L31 248ZM41 245H42V243H41ZM55 245H56V243L54 244V246H55ZM63 245H65V244H63ZM69 245H70V244H69ZM73 245H74V243H73ZM77 245H78V244H77ZM79 245H80V244H79ZM79 245H78V246H79ZM83 245H84V244H83ZM95 245H96V244H95ZM95 245L93 244V246H95ZM97 245H98V244H97ZM106 245H107V244H106ZM106 245H105V246H106ZM124 245H125V244H124ZM140 245H142V244L140 243ZM155 245H156V243H155ZM171 245H172V244H171ZM171 245H170V247H172ZM180 245H181V244H180ZM184 245H183V246H184ZM188 245H189V244H188ZM20 246H21V245H20ZM20 246H19V247H20ZM24 246H25V244H24ZM24 246H23V247H24ZM34 246H36V245H34ZM39 246H40V245H39ZM39 246H38V247H39ZM43 246H45V245H42V246H40V247H43ZM46 246H47V245H46ZM50 246H51V245H50ZM50 246H49V247H50ZM56 246H57V245H56ZM84 246H85V245H84ZM107 246H109V244H108ZM107 246H106V247H107ZM115 246H116V245H115ZM115 246H114V247H115ZM125 246H126V245H125ZM125 246H123V247H125ZM129 246H130V248H131L132 245H129ZM142 246H143V245H142ZM146 246H145V247H146ZM156 246H158V245H156ZM190 246H191V245H189V247H190ZM195 246H196V244H195ZM199 246H200V244H199ZM201 246H202V245H201ZM19 247H18V248H19ZM62 247H63V246H62ZM62 247L59 246V249L62 248ZM68 247H69V246H68ZM85 247H86V246H85ZM99 247H100V246H99ZM99 247H98V248H99ZM106 247H105L104 250H107V251H106V253H107V252H109V251H108L109 248L107 247V248H108V249H107ZM132 247H133V246H132ZM170 247H168V248H170ZM180 247H181L182 249L184 248V247H182V245H181ZM196 247H197V246H196ZM34 248H35V247H34ZM52 248H53V247H52ZM54 248H55V247H54ZM63 248H64V247H63ZM71 248H72V247H71ZM73 248H74V247H73ZM73 248H72V249H73ZM98 248H97V249H98ZM120 248H121V247H120ZM120 248H119V250H120ZM143 248H144V247H143ZM153 248H154V247H153ZM153 248H151V249L153 250ZM159 248H160V247H159ZM173 248H174V247H173ZM176 248H177V247H176ZM176 248H175V249H176ZM190 248H191V247H190ZM198 248H200V247H198ZM198 248H195V249H198ZM10 249H11V248H10ZM21 249H24V248L21 247ZM26 249H27V248H26ZM48 249H49V248H48ZM55 249H58V248L56 247ZM59 249L57 250L56 253H58V251L62 250V249H60V250H59ZM79 249H80V246H79ZM89 249H90V248H89ZM101 249H102V248H101ZM114 249H115V248H114ZM114 249L111 250V251H113V252L110 251L111 253H110V254L108 253L107 255H110V256H111V254L115 253V254H113V255H114L116 261H115L114 258H113V260H109L110 258H112V257L109 258V256L105 257V260H104V259H100V260H104L105 263H107V264H108V261H110L109 264H112V262H113V264H115V262H117V264H118V261H119V258H120V257H118V255H120V254L116 255L117 252H116ZM117 249H118V248H117ZM117 249H116V250H117ZM155 249H156V248H155ZM187 249H189V248L187 247ZM192 249H193V247H192ZM14 250H15V249H14ZM24 250H25V249H24ZM31 250L34 251L32 248H31ZM31 250H30V251H31ZM46 250H47V249H46ZM49 250L52 251V250H54V249H49ZM80 250H81V249H80ZM82 250H83V249H82ZM86 250H88V249L86 248ZM91 250H92V249H91ZM91 250H90V251H91ZM121 250H122V249H121ZM137 250H139V249H137ZM158 250H160V249H158ZM178 250H179V249H178ZM178 250H176V251H178ZM189 250H190V249H189ZM22 251H23V250H22ZM51 251H48V252L50 253ZM66 251H67V250H66ZM71 251H72V250H71ZM99 251H100V250H99ZM99 251H98V252H99ZM114 251H115V252H114ZM123 251H124V250H123ZM123 251H122V252H123ZM126 251H127V250H126ZM135 251H136V250H135ZM140 251L142 252V249H141ZM143 251H144V250H143ZM148 251H149V250H148ZM163 251H164V250H163ZM194 251H195V250H194ZM196 251H197V250H196ZM15 252H16V251H15ZM26 252H27V251H26ZM26 252H25V253H26ZM36 252H37V251H36ZM40 252H41V251H40ZM44 252H45V251H44ZM52 252H53V251H52ZM64 252H65V250H64ZM68 252H69V251H68ZM68 252H66V254H68ZM75 252H76V251H75ZM77 252L79 253V255H80V253L82 254V252H79V250H78ZM83 252H86V251H83ZM118 252H119V251H118ZM124 252H125V251H124ZM141 252H140L139 254H141ZM144 252H145V251H144ZM150 252H151V251H150ZM189 252H190V251H189ZM192 252H193V251H192ZM9 253H10V252H9ZM13 253H14V252H13ZM16 253H17V252H16ZM20 253H21V252H20ZM29 253H30V252H29ZM33 253H34V252H33ZM95 253H96V252H95ZM100 253H101V252H100ZM106 253H105V255H106ZM120 253H121V252H120ZM128 253H130V252H128ZM131 253H132L133 255L136 254L135 252L133 253L132 251H131ZM153 253H154V252H153ZM153 253H152V254H153ZM165 253H166V251H165ZM185 253H186V252H185ZM190 253H191V252H190ZM26 254H27V253H26ZM26 254H23L22 256L24 257ZM43 254H46L49 258H50V256H51V255H48V254H47V251H46V253H41V255H43ZM51 254L53 255V253H51ZM62 254H63V253H62ZM62 254H61V255H62ZM70 254H71V253H70ZM86 254H87V253H86ZM86 254L83 253V255H86ZM103 254H104V253H103ZM126 254H127V253H126ZM142 254H144V253H142ZM142 254H141V255H142ZM159 254L161 255L162 253H159ZM12 255H13V254H12ZM16 255H17V254H16ZM19 255H21V254H19ZM35 255H36V254H35ZM96 255H97V253H96ZM96 255H94V256H96ZM101 255H102V254H101ZM127 255H128V254H127ZM141 255H140V256H141ZM156 255H157V253H156ZM160 255H158V256L160 257ZM170 255H171V254H170ZM185 255L187 256V254H185ZM22 256H21V257H22ZM27 256H29V255H27ZM54 256H55V254H54ZM69 256H70V255H69ZM77 256H78V255H77ZM81 256H82V255H80L79 257H81ZM87 256H88V255H87ZM87 256H86V257H87ZM89 256H90V255H89ZM116 256L118 257V259H117ZM121 256H122V255H121ZM136 256H137V255H136ZM136 256H135V257H136ZM142 256H143V255H142ZM149 256H150V255H149ZM151 256H152V255H151ZM165 256H166V255H165ZM172 256H173V255H172ZM21 257H20V258H21ZM41 257H42V256H41ZM43 257H44V256H43ZM43 257H42V258H43ZM73 257L75 258L76 256H72V255H71L70 259L73 258ZM123 257L126 258V257H128V256H126V257L123 256ZM137 257H138V256H137ZM152 257H154V255H153ZM156 257H157V256H156ZM156 257H155V258H156ZM163 257H164V256H163ZM168 257H169V256H168ZM5 258H6V257H5ZM30 258H31V257H30ZM37 258H39V255H37ZM37 258H36V260H38ZM42 258H41V259H42ZM51 258H52V256H51ZM53 258H54V257H53ZM57 258H58V256H57ZM82 258H83V257H82ZM84 258H85V257H84ZM87 258H88V257H87ZM92 258H93V257H91V259H92ZM101 258H102V257H101ZM165 258H166V257H165ZM169 258H170V257H169ZM12 259L14 260V261H11L12 264H13V263H14V264H16V263L18 264V260H19V259H18L17 261H15V258H12ZM21 259H22V258H21ZM21 259H20V260H21ZM41 259H40V260H41ZM46 259H47V257H46ZM106 259H107V260H106ZM130 259H131V258H130ZM138 259H139V257H138ZM158 259H159V258H158ZM162 259H163V258H162ZM6 260H7V259H6ZM6 260H4V261H6ZM36 260L34 259L35 262H36ZM50 260H51V259H50ZM77 260H78V258H77ZM95 260H97V259H95ZM117 260H118V261H117ZM126 260H127V259H126ZM155 260H156V259H155ZM0 261H1L3 264L5 263V262H3V260H0ZM26 261H28V260H26ZM38 261H39V260H38ZM70 261L73 262V260H70ZM81 261H82V259H81ZM92 261H93V260H92ZM106 261H107V262H106ZM111 261H112V262H111ZM114 261H115V262H114ZM123 261H124V260H123ZM128 261H129V260H128ZM128 261H127V262H128ZM134 261H135V260H134ZM152 261H153V259H152ZM162 261H163V260H162ZM164 261H165V260H164ZM170 261H171V259H170ZM170 261H169V262H170ZM1 262H0V263H1ZM6 262L8 263V260H7ZM30 262H31V261H30ZM30 262H29V263H30ZM41 262H42V261H41ZM41 262H40V264H41ZM55 262H56V260H55ZM55 262H54V263H55ZM61 262H62V261H61ZM61 262H60V263H61ZM77 262H78V261H77ZM77 262H76V263H77ZM79 262H80V261H79ZM82 262H83V261H82ZM88 262H90V261L88 260ZM95 262H96V261H95ZM95 262H94V264H96ZM127 262H126V264H127ZM129 262H130V261H129ZM132 262H133V261H132ZM160 262H161V261H160ZM166 262H167V261H166ZM169 262H168V263H169ZM172 262H173V261H172ZM7 263H5V264H7ZM33 263H34V262H33ZM37 263H39V262H37ZM56 263H57V262H56ZM70 263H71V262H70ZM80 263H81V262H80ZM80 263H79V264H80ZM83 263H84V262H83ZM105 263H104V264H105ZM120 263L122 264V261H121ZM19 264H21V263H19ZM34 264H35V263H34ZM48 264H49V263H48ZM61 264H62V263H61ZM77 264H78V263H77ZM81 264H82V263H81ZM84 264H85V263H84ZM97 264H99V263L97 262ZM128 264H130V263H128ZM133 264H134V263H133ZM138 264H139V263H138ZM140 264H141V263H140ZM154 264H155V263H154ZM161 264H163V263H161Z\"/></svg>","mask_w":264,"mask_h":264}]
</instances>
